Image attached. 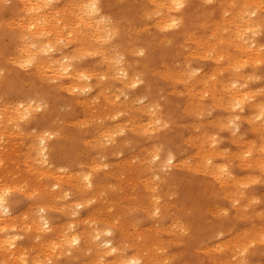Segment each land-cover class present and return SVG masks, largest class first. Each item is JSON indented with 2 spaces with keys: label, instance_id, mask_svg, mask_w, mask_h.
<instances>
[{
  "label": "rangeland",
  "instance_id": "1",
  "mask_svg": "<svg viewBox=\"0 0 264 264\" xmlns=\"http://www.w3.org/2000/svg\"><path fill=\"white\" fill-rule=\"evenodd\" d=\"M4 3H3V2ZM29 1H32V0H29ZM70 1V0H69ZM68 0L66 1V0H58V2H55V3H53L54 5H55V7L57 8H55L56 9V13L58 14V11H59V15H57L56 13H54V12H51V13H48V17L50 16V17H52V19L50 18V19H47L46 17V19L49 21H51L52 20V24H54L55 26L53 27V29H55L54 30V33L57 35H48L49 33H52V24H51V26H49L50 24H48V27H47V29L48 30H46V28H45V26H47V25H45V23H47V22H45V23H42V24H39L40 26H43V31H42V34L40 33V30H42V27L40 28V26L38 25V23H36V28L33 26V27H31V28H29L30 26H29V23L30 22H32V20L34 21H36V18H37V15L39 14V16H41V13H42V11L41 10H39V9H33V10H30V11H27L26 12V10H23L24 9V4H23V2L21 1V0H0V74H1V76H0V110H1V108L2 107H4L2 110H1V115L3 116V119H2V117H1V120H0V122L3 120V122L0 124V133L2 134H4V135H0V143L2 144V146L0 145V191H1V193L2 192H6V197L8 198V200H10L12 203H11V208H12V211H11V215H9V216H6V217H13L12 216V214L14 215V216H16V217H14L15 219H14V222L16 223V221H18V219L20 220V221H18V224H20V225H18V224H14V222H11V221H6V222H3L5 225H7V224H9L10 222V224L9 225H7L8 226V228H10L11 226H13V224L16 226H13L12 228H10L11 230H9L8 232L7 231H0V233H2V234H0V238L2 239V238H4L5 236H6V234H11V235H16L17 237L19 236V235H21L20 237H18L17 238V243H16V246H19V247H16L15 249L20 253V249L21 248H23L24 247V249H22L21 250V252H24L26 255L24 256L25 258L27 257V261H28V263L27 264H34V260H38V261H40V260H46V259H49L48 257L50 256V258H52V259H49V260H47V261H43L42 260V262H40L41 264L43 263V264H94L93 263V261L92 260H98V256H97V253L98 254H100V260H101V264H103V261H105V263L104 264H121L120 262L119 263H116V261L114 260V259H116V257L115 256H113V255H111V254H107L106 253V255H105V253H102L101 254V251L103 250V248L105 247V246H103L104 244V242L102 243V241L104 240V239H102V238H105L106 236L105 235H102V234H104V233H101V235H102V237L101 238H95V237H93L94 235H96V233L99 231V230H102V228H103V230L104 229H106V228H109V229H111L112 230V236H113V238H114V241H115V243H116V245L118 244L119 246V248H120V250H122V253L124 254V257L126 256V258H128V257H132V255H135V253L136 254H138V255H140V256H142L144 259H146V260H148L147 258H151V259H153V257L152 256H156L157 257V259H163L164 260V262H162V260H160V264L162 263H166V264H223V262L222 261H224V263L225 264H229L230 263V260H231V263L230 264H239L240 263V261L242 260V256L244 255V254H246L244 257H245V260L248 262V264H259V263H261V264H264V232H262V230H260V228H261V226H262V228L261 229H263L264 228V213H262L263 211H264V168L263 169H261V168H259L257 165H254V164H251V165H248L244 160H242L241 161V158L238 156V158H235V156H237L238 154H236V153H240V151H241V149L243 148V150L246 148V146H249V144H251V145H253L254 147H256L255 148V150H256V153H255V157H254V159H256L257 157V155H258V157L259 156H261V155H259L258 154V150L261 148V147H263V145H264V133H262V132H264V129L261 127H258L257 126V128H253V125L255 124H257L258 123V120L256 121H251V122H249L248 120H249V115L251 114L250 112H251V109H252V106H251V104L253 105V101H248L245 105H244V109H243V111L242 110H238V109H235V111H233L232 110V108L233 107H229L230 109H228V106H226L227 108L225 109V108H221V107H224L225 105H229L227 102H228V98H227V93H222V92H225V90H223L224 88L222 87H220V86H223L224 84H228V83H230V81H232L233 79H235L234 77H237V76H240V78H241V76L242 77H246V79L248 78V76H249V73H250V76H249V79L248 80H250V81H248V87H249V89H251V91L253 90V88H254V92L256 93V98L258 99V100H260V101H262V102H264V93H262V92H264V54L262 53L261 54V59L263 60V62H262V60L259 62V63H261V64H257V62L255 61L254 62V60L251 58V57H249L248 58V54H243L241 51H238V49H236V47L237 46H235V47H233V45H235L236 44V42H235V40L236 41H238L237 42V44L239 43V40H238V37L236 36L235 37V35H237L238 34V32H240L239 31V29H240V27L238 26V25H240L241 24V22H240V18L239 17H237V14H238V12H240L238 9H242V7L241 6H243V5H245V4H247L246 2H248L249 4H247L249 7H248V9L249 8H251V9H255V7L254 6H256V9L255 10H258L257 11V15H256V17L255 16H253L251 19H254V20H256V19H258V21L259 22H262V23H260V25L262 24V26H260L259 28H257L258 29V31L260 32V34L259 33H257L258 35L257 36H253V35H256V34H254L253 33V30L251 29V31H247V33H246V37H252V39H253V37H255L256 39H257V41H259L260 43L261 42H264V0H256V2L254 3V5L253 4H250L252 1L251 0H228V1H231V2H228L227 0H220V1H222V2H220L219 0H212V2H210L211 0H209L208 2H206L205 0H190L191 1V11H190V15H189V18L187 19V21H185L184 22V24H182V25H179V27L177 28V26H176V28L175 27H169V26H167L166 25V21L165 20H163V18H164V16H161L162 14L163 15H165L166 13H167V11H169L168 13V15H170L171 17H173V13H175L174 11H170L169 10V6H167V5H170V1H168V0H159V2H161V4L159 3V2H157L156 0H99V2H101V3H104V5L106 4V8H104V9H102V11L101 12H98V13H95V14H90L89 15V13H86L87 11H86V7L85 6H87V1L85 2L84 0H71L70 2H69ZM72 1H74V4H73V2ZM78 1H81V2H79V5L81 6V7H83L82 9H83V14H82V9H81V7L79 6H76V3L78 4ZM88 1H90V0H88ZM117 1V2H116ZM120 1V2H119ZM149 3H148V2ZM166 1H167V4H165L166 3ZM214 1V2H213ZM237 1H239V2H237ZM251 1V2H250ZM35 2V1H34ZM67 2H69V3H71V5L69 4V3H67ZM169 2V3H168ZM262 2V3H261ZM3 3V4H2ZM42 3V2H41ZM82 3H84L85 4V6L82 4ZM155 3V4H154ZM220 3V4H219ZM222 3V4H221ZM235 3H237V5L235 4ZM261 3V4H260ZM57 4V5H56ZM63 4V5H62ZM67 5V7L69 6L70 8H72V13L74 14L75 12H77L78 13V15L76 14V16L77 17H80V18H77L76 16H75V14H74V16H75V18H74V16H73V14L70 12L71 11V9L68 7V11H67V9H65V8H67L66 7V5ZM146 4H147V6H146ZM149 4H150V6H149ZM167 6V10H166V8L164 7L165 5ZM227 4V5H226ZM242 4V5H241ZM256 4H260V6H257ZM54 5H53V7H54ZM156 5H159V6H155ZM164 5V6H163ZM221 5V6H220ZM232 5H233V8H232ZM72 6V7H71ZM107 6H109V7H107ZM145 6V7H144ZM226 6V7H225ZM253 6V7H252ZM23 7V8H22ZM58 7H60L61 9H63V12H65V13H63L62 14V10L60 9V8H58ZM63 7V8H62ZM65 7V8H64ZM78 7V8H77ZM144 7V8H143ZM156 8V9H153V8ZM157 7H159V11H160V13L158 12V16L160 15L161 17H158V16H155V14H157L156 12L158 11V8ZM162 7V8H161ZM239 7V8H238ZM258 7H261V8H259L258 9ZM15 8V9H14ZM22 8V9H21ZM84 8H85V10H84ZM228 8V9H227ZM263 8V9H262ZM13 9V10H12ZM70 9V10H69ZM77 9H79V10H81V11H79L80 12V15L81 16H79V12H78V10ZM145 9V10H144ZM146 9L148 10L149 9V15L147 14V16H146V14H145V12H146ZM164 9V10H163ZM231 9V10H230ZM234 9H236V10H234ZM248 9H245L246 11L248 10ZM251 9H249L250 11H251ZM18 10H19V12H18ZM75 10V11H74ZM142 10H143V12H142ZM228 10H229V12H228ZM248 10V11H249ZM13 11H15V12H13ZM39 11V12H38ZM41 11V12H40ZM74 11V12H73ZM85 11V12H84ZM154 11H156L155 13H153ZM164 11H166V13L164 12ZM223 11H225V13H224V15H222L223 14ZM228 12V14H227V12ZM249 11V12H250ZM253 11V10H252ZM32 12V13H31ZM151 12H152V14H151ZM234 12V13H233ZM12 13V14H11ZM62 15H61V14ZM101 15H100V14ZM143 14L144 16L142 17V15H140V14ZM147 13V12H146ZM204 14L203 16H202V14ZM237 13V14H236ZM49 14H51V15H49ZM55 14V15H54ZM140 16H139V15ZM227 14V15H226ZM232 14L233 16H235L234 18H235V20L237 21V22H239V23H235L234 22V19L232 18V16H230V15ZM54 15V16H53ZM64 15V16H63ZM66 15V16H65ZM68 15H70V19H69V16ZM105 15V16H104ZM107 15H109V16H107ZM150 15H152V16H150ZM167 14L165 15L166 16V18L165 19H167V16H168ZM226 15V16H225ZM229 15V16H228ZM17 16V17H16ZM38 16V17H39ZM56 16V17H55ZM63 16V17H62ZM97 16H99L98 18H97ZM101 16H102V18L103 19H106V18H108V19H106L107 20V22H109L110 24H112V26L114 25V27L116 28V30H115V28H114V30L117 32H120V34H118V33H115V35H113V38H112V36L111 37H106V35H105V33H104V35H101V34H103V32L102 33H100V34H98V33H96V31H94V29L92 28V27H90V24L92 23V24H95V23H93L94 21L95 22H101ZM149 16V17H148ZM211 16V17H210ZM229 18H228V17ZM257 16H259V17H257ZM21 17H22V19H21ZM65 20H63L62 18ZM92 18V19H90V21L89 22H91V23H89L88 22V20H89V18L88 19H84V18ZM95 17V19H93ZM104 17H106V18H104ZM145 17H147L146 19H148V20H145ZM152 17H154V18H152ZM163 17V18H162ZM224 17H226L225 19H226V21L227 22H224L223 23V25L221 24V22H223V18ZM230 17H231V19H230ZM237 17V18H236ZM19 19V20H16V19ZM57 18V19H56ZM59 18H60V20H59ZM66 18L69 20V22H70V24H69V31L67 30V23H68V20H66ZM74 18V19H73ZM77 18V19H76ZM81 18H83V19H81ZM149 18H151V19H153L152 21H151V19H149ZM157 18L158 19H160V18H162V20L163 21H165L164 23H163V21H161V19L160 20H158L157 21ZM170 17L168 16V19H169ZM205 18H206V20H205ZM239 18V19H238ZM4 19V20H3ZM10 19H14V20H10ZM61 19L63 20V22L61 21ZM97 19H98V21H97ZM125 19V20H124ZM156 19V20H155ZM203 19V20H202ZM220 19H223V20H220ZM233 19V20H232ZM6 20H8V21H6ZM21 20H22V22H25V24H23L22 22H21ZM25 20V21H24ZM26 20H28V22L26 21ZM42 20V19H41ZM57 20H58V22H57ZM76 20H78V23H79V21H80V25L82 24L83 26L81 27V26H79V24L77 25V21L75 22ZM92 20H94V21H92ZM110 20V21H109ZM114 20V21H113ZM216 20H218V21H215ZM230 20V21H229ZM239 20V21H238ZM7 22V24L8 25H6V22ZM18 21V22H17ZM55 21V22H54ZM67 21V22H66ZM84 21H87V22H84ZM146 21V22H145ZM155 22V24L153 25V23ZM162 22L163 24L161 25L162 27H161V29L163 28V27H165L167 30H165V28L164 29H162V30H160V29H158V27H160L159 26V23L158 22ZM212 21V22H211ZM225 21V20H224ZM16 22L17 24H15L14 25V23ZM60 22H61V26H60ZM84 22V23H83ZM102 22H103V20H102ZM144 22L146 23V24H144ZM220 23V24H218V23ZM234 22V23H233ZM39 23H40V21H39ZM56 23H58V24H56ZM65 23V24H64ZM75 23V24H74ZM113 23H115V24H113ZM116 23H119V25L118 24H116ZM129 23V24H128ZM158 23V24H157ZM195 23V24H194ZM201 23V25H199ZM212 23V24H211ZM221 25V27H223V28H221V27H216L215 25ZM14 26H13V25ZM73 24V25H72ZM89 24V25H88ZM100 24H102V23H100ZM151 24V25H150ZM158 26H157V25ZM194 24V25H193ZM206 24V25H205ZM209 26H208V25ZM210 24L213 26L214 25V29H213V27L212 26H210ZM224 24H227V25H224ZM229 24V25H228ZM22 25V26H21ZM58 25V26H57ZM65 25V26H64ZM70 25L72 26L71 27V29H70ZM74 25H76V26H74ZM117 25H118V27H117ZM135 25V26H134ZM145 25V26H144ZM149 27H148V26ZM157 27H156V26ZM164 25V26H163ZM201 27H199V26ZM234 25V26H233ZM235 25H236V27H235ZM12 26V27H11ZM19 26V27H18ZM25 26L27 27V28H25ZM62 26H64V27H62ZM77 26H78V28L80 27L81 28V30H77L78 28H77ZM86 26V27H85ZM139 28H138V27ZM167 26V27H166ZM205 26H207V27H210L209 29H211V30H208V29H205V28H207V27H205ZM232 26V27H231ZM38 27V28H37ZM87 27H88V31H87ZM127 27H128V29H127ZM197 27V28H196ZM204 27V28H203ZM226 27V29H229V30H225L224 28ZM231 27V28H230ZM239 27V28H238ZM262 27H263V29H262ZM23 28V29H22ZM28 28H29V30H28ZM33 28V29H32ZM69 32V33H71V36L69 35V34H67L66 33V30ZM75 28H77L76 30H74L75 32V35L78 37V38H76V40H74L73 41V39H75V35L73 34V31H71V30H73V29H75ZM89 28H90V30H89ZM118 28V29H117ZM122 28H124V30L122 29ZM131 28H132V30H131ZM137 28V29H136ZM144 28V29H143ZM146 28V29H145ZM235 28H236V30H235ZM25 29V30H24ZM59 31H58V30ZM83 29H85V34L86 35H83L84 33V30ZM125 29H126V31H125ZM133 29H136L137 30V32H132L133 31ZM139 29V30H138ZM146 30V31H142V32H139L140 30ZM212 29H213V31H212ZM217 29H221L219 32L221 33H219V32H217L218 30ZM225 30V31H223V30ZM231 29H232V32H231ZM233 29H234V31H235V33L233 32ZM238 29V30H237ZM261 29V30H260ZM30 30H31V32L33 31H36L35 33H34V35H33V32L31 33L30 32ZM39 31V33L40 34H38V31ZM44 30H46L45 32H44ZM58 32H57V31ZM61 30L65 33H63V32H61ZM136 30H134V31H136ZM186 30V31H185ZM188 30H190V31H188ZM194 30V31H193ZM241 30V29H240ZM29 31V32H28ZM81 31H82V33H81ZM94 31V32H93ZM130 31L132 32V33H130ZM161 31V32H160ZM21 32H22V34H21ZM47 32H49V33H47ZM76 32H79V34L81 33L82 35H83V37L86 39V41H89V42H91V40H92V43H87L86 41H85V39H83L81 36V34L80 35H77L78 33H76ZM89 32H91V33H89ZM153 34V35H150L151 33ZM183 32H185V33H183ZM188 32V33H187ZM201 33V34H203L204 35V33L206 34V36L204 35L203 37H201L202 35H198V34H196V33ZM213 34H216V35H212V36H216V37H214V38H212V36H211V33ZM230 33V36H228L229 35V33ZM237 32V33H236ZM252 32V33H251ZM26 33V34H25ZM46 33V34H45ZM58 33V34H57ZM63 33V34H62ZM92 33H94L93 35H92ZM138 33V34H137ZM164 33V34H163ZM187 33V34H186ZM209 33H210V35H209ZM227 35H226V34ZM232 33H234V35L232 34ZM249 33H251V34H249ZM25 34V35H24ZM40 35V38H39V36L38 35ZM44 34H45V36H44ZM60 34H62L61 36H60ZM73 34V35H72ZM90 37H93V38H89V36ZM124 34V35H123ZM189 34V35H188ZM222 35V37H220V35ZM46 35H48L49 36V38H48V36L46 37ZM66 35V36H65ZM95 35L97 36L98 35V37H100L99 35H101V37L103 36V38H98V37H95ZM163 35H166V36H163ZM186 35H188L190 38L191 37H193L192 39H195V36H196V39L195 40H191L188 36L186 37ZM197 35H198V38H197ZM225 35H226V37H225ZM232 35V36H231ZM23 36V37H22ZM44 36V37H43ZM51 36V37H50ZM54 36H56V37H54ZM117 36H119V37H117ZM135 36V37H134ZM156 38H155V37ZM185 36V37H184ZM209 36V37H208ZM21 37H22V39H21ZM36 37H38L39 38V40H38V38H36ZM42 37H43V39H42ZM63 37H66V38H63ZM70 37V43H69V40H68V38ZM71 37H73V38H71ZM134 39H133V38ZM162 37V38H161ZM164 37H165V39H164ZM171 37V38H170ZM221 38V39H219V38ZM228 37H231V39L233 40H231L230 38H228ZM235 37V38H234ZM34 38V39H33ZM36 38V39H35ZM44 38H45V40H44ZM52 40H51V39ZM55 38H58V39H56V40H54ZM60 38V39H59ZM63 38V39H62ZM106 38V39H105ZM131 38V39H130ZM153 38V39H152ZM201 38V39H200ZM202 38H205L206 40H207V43H205L206 41H205V39H203L202 40ZM213 40H215V41H213ZM216 38H218L217 39V41H219V42H217L216 41ZM225 38V39H224ZM249 38V39H250ZM40 39H41V41L43 40L44 42L43 43H45V41L46 40H51V42H52V44L54 45V48H52V49H50L49 50V52H48V54H44L43 56H41L40 58H41V60L43 61L44 59H45V57L46 58H48V56L50 55V53L52 52L53 53V55H52V53H51V55L49 56V58L51 59H47L48 61H52V60H57L58 58H60L61 56H63L64 55V52H65V55H68L72 60H74L73 62H74V64H75V66L76 67H78V68H81V69H83L84 71H87L88 73H92V74H94L93 76V78L91 77V79L90 80H87V79H85V83H83L84 85H86L88 82L90 83V86H92L89 90H86L85 92H83L82 90H81V88H82V86H84V85H82V86H80L82 83H80L81 81H84V80H80V79H69V78H55V77H53L52 75H54L53 74V72H50V70L49 69H47V68H45L44 69V67L42 68V70H41V68H37V69H39V71L36 69V67L33 65V66H28V64L26 63V60L27 59H30L29 57H28V54H31V53H34V52H36L37 50H35L36 49V47H34L33 45L34 44H32L33 42H35V46H38L39 44H40ZM61 39H62V41H61ZM66 39H67V41H66ZM81 39V40H80ZM97 39V42L95 41ZM100 39H101V41H100ZM107 41L108 39H111V40H108L109 41V43H107L105 40ZM129 41H128V40ZM132 39H133V41L134 42H131L132 41ZM185 39V40H184ZM198 39H200V41L198 40ZM210 39V40H209ZM227 39L229 40V41H227ZM35 40V41H34ZM63 40H65V42L63 41ZM79 40V41H78ZM135 40L137 41V42H135ZM167 40V41H166ZM186 40H188V41H186ZM191 40V41H190ZM199 42H198V41ZM221 40V41H220ZM224 40V41H223ZM230 40H231V42H233V43H231L230 42ZM23 41H29L28 43L26 42L25 44H26V46H30V45H32L33 46V48H34V50H33V48L30 46V47H24L25 46V44H23ZM39 41V42H38ZM73 41V42H72ZM78 41V42H77ZM83 42V45H82V42ZM94 41V42H93ZM113 41V43L117 46V48L116 47H114L113 45H112V42ZM147 41H148V43H147ZM205 41V42H204ZM211 41H213V43L216 45H213L212 46V48L213 49H215V50H213L212 48H211V44H210V46H208L209 45V43H211ZM22 42V43H21ZM32 42V43H31ZM58 42H60V43H58ZM64 42V43H63ZM86 42V43H85ZM128 42H131V44H129ZM164 42H166V43H164ZM169 42V43H168ZM203 44H202V43ZM229 42V43H228ZM234 42H235V44H234ZM17 43H20L19 45L17 44ZM31 43V44H30ZM54 43H56V44H54ZM63 43V44H62ZM84 43L87 45V44H89L90 45V47L92 48V47H95V49L94 48H92L91 49V51H90V48H88L86 45H84ZM106 43V44H105ZM120 43V44H119ZM222 43V44H221ZM224 43V44H223ZM233 44L232 46H231V44ZM28 44V45H27ZM30 44V45H29ZM38 44V45H37ZM65 44V45H64ZM82 45V47L83 48H85L86 49V51H85V49H82L81 48V45ZM92 44V45H91ZM98 46H96V45ZM102 44V45H101ZM105 44V46H103ZM133 44V45H132ZM160 44V45H159ZM162 44V45H161ZM181 44V45H180ZM184 44V45H183ZM198 46H197V45ZM203 45V47L205 48V50H207V51H205L204 50V48L203 47H201L202 45ZM56 45V46H55ZM77 45H78V47H80V48H78L77 47ZM100 45L102 46V47H100ZM111 45V46H110ZM191 46V48H190V46ZM200 45V46H199ZM217 45H219L218 47H217ZM224 47H223V46ZM230 45V46H229ZM58 46H60L59 48H56V47H58ZM84 46H86V47H84ZM113 46V47H112ZM136 46H141L140 48H138L137 47V49H135V50H133L132 48L133 47H136ZM193 46V47H192ZM197 46V47H196ZM221 46V47H220ZM229 46V47H228ZM16 47V48H15ZM18 47H19V50H18ZM20 47H22V48H20ZM65 47V48H64ZM77 47V48H76ZM100 47V49L97 51V52H95L96 51V48L98 49ZM104 47V48H103ZM107 47V48H106ZM110 47V48H109ZM120 47V48H119ZM129 48V49H127V48ZM143 47H144V49H143ZM184 47V48H183ZM186 47L188 48V49H186ZM29 48H30V50H29ZM61 48H63V49H61ZM88 48V49H87ZM101 48H103L102 50H101ZM106 48V49H105ZM115 50H114V49ZM141 48H142V50H141ZM196 48H198V49H196ZM207 48V49H206ZM218 48L220 49H222L223 48V50L225 51V53H223L222 51L220 52H218L217 51V54L218 53H223V54H221L220 56H221V58H219L218 56H217V54H213V53H215V51L216 50H218ZM14 49H16V51L14 50ZM69 49H71V50H69ZM79 49V50H78ZM82 49V50H81ZM109 49V50H108ZM121 49H124V50H122L121 51ZM132 51H131V50ZM140 49V50H139ZM190 49H193V50H191L190 51ZM229 49V50H228ZM31 50H32V52H31ZM74 50H75V52H77V53H75L74 52ZM88 50V51H87ZM94 50V51H93ZM100 50H101V52H100ZM108 50V51H107ZM34 51V52H33ZM51 51V52H50ZM56 51H60V52H56ZM82 51H83V53H82ZM84 51L86 52L85 54H84ZM105 51V52H104ZM107 51V52H106ZM116 51H117V53H116ZM119 51V52H118ZM126 51V52H125ZM139 53H138V52ZM191 53H190V52ZM197 51V52H196ZM210 51H212V52H210ZM29 52H31V53H29ZM56 52V53H55ZM74 52V53H73ZM87 52H88V54H87ZM94 54H93V53ZM102 52H104V53H102ZM114 52V53H113ZM121 52V53H120ZM125 54H124V53ZM186 52H188L187 53V55H186ZM194 52V53H193ZM236 52H239L238 54L236 53ZM19 53H20V55H19ZM27 54V57H26V54ZM55 53V54H54ZM66 53H68V54H66ZM72 53V54H71ZM100 53V54H99ZM101 53L103 54V58H101L102 57V55H101ZM109 53H111L112 54V56H113V58H114V55H115V53H116V55H115V59H113L112 60V56L111 55H108ZM122 54V55H124L123 56V60H124V64H125V67H127L126 65L128 64V71H129V73L131 74L132 72H134L135 74H138V75H133L134 73H132L131 75H133V77H135V79H138L137 77H139V81L141 80V82H139L138 84V86H134L133 87V85H132V83L131 82H129V80L131 79V81H132V77L130 76V79L128 80V82H127V79H124V80H126V81H124V83L126 84V82H127V86H124L125 84L123 83V82H121V81H123V78L120 76V74H117V75H112V76H110V73L108 74V72H110V70H112V66H110V64L112 63V61H114V60H116L117 59V55L118 54ZM127 53V54H126ZM136 53V55H134ZM144 53V54H143ZM177 53V54H176ZM179 53V54H178ZM194 54V55H191V54ZM210 53H212L213 55H215V56H212V54H210ZM231 55H230V54ZM4 54V55H3ZM25 56H23V55ZM74 54V55H73ZM89 55V56H87V55ZM139 54L141 55V56H139ZM143 54V55H142ZM199 55V57H198V55ZM203 54H207L206 55V58H205V56H204V58H200V56H202ZM224 54H225V56H224ZM234 54V55H233ZM242 54V58L243 57H245L244 59H246V58H248L247 60H245V62L243 61L242 62V59L240 58V57H237V56H240ZM19 55V56H18ZM46 55H48V56H46ZM86 55V56H85ZM91 55V56H90ZM94 55V56H93ZM188 55H190V56H188ZM210 55V56H209ZM227 55V56H226ZM2 56V57H1ZM18 56V58H13V57H17ZM21 56V57H20ZM30 56V55H29ZM84 56V57H83ZM109 56V57H108ZM111 56V57H110ZM191 56H192V58H191ZM195 56V57H194ZM212 56V58H209V57H211ZM229 56V57H228ZM233 56H236L235 57V60L233 59ZM247 56V57H246ZM84 59H83V58ZM107 57V58H106ZM126 59H125V58ZM197 57V58H196ZM208 57V58H207ZM213 57H215V58H213ZM217 57H218V60H217ZM25 58H27V59H25ZM55 58V59H54ZM101 58V59H100ZM105 58V59H104ZM108 58L110 59V60H108ZM184 58H185V60H186V58L188 59V61L186 60H184ZM232 58V59H231ZM241 60H239V59ZM7 59H8V61H7ZM78 59V60H77ZM83 59V60H82ZM104 59V60H103ZM136 59V63H134V61L133 60H135ZM213 59V60H212ZM214 59H216L215 61H214ZM224 60V61H220V60ZM238 59V66H237V64H236V60ZM12 62H11V61ZM17 60H18V62H17ZM40 60V59H39ZM77 60V61H76ZM100 60V61H99ZM108 60V61H107ZM183 60V61H182ZM189 60H190V62H189ZM19 61H21L22 63L23 62H25V63H21V65H20V62ZM79 61V62H78ZM98 61V62H97ZM106 61V62H105ZM127 61V62H126ZM138 61V62H137ZM140 61V62H139ZM145 61H146V63H145ZM180 62V64H182V66H180V64H179V62ZM234 61H235V63H234ZM240 61V62H239ZM246 61H248V62H246ZM15 62V63H14ZM104 62V63H103ZM109 62V63H108ZM228 62H230V63H233V64H231V66L233 67V66H235L236 68L238 67V69H235L234 67L232 68L231 66H229V70L227 69V70H224V68L226 69V67L229 65V63ZM241 62L244 64V66H242V67H244V68H242L241 67V65H243V64H241ZM14 63V64H13ZM94 63H96L95 65H94ZM106 63H108V64H106ZM131 63V64H130ZM141 63V64H140ZM165 65H163V64ZM176 63V64H175ZM185 63H187V65H188V67H187V65L185 64ZM246 63V64H245ZM247 63L249 64V65H247ZM250 63H252V64H250ZM101 66H100V65ZM113 65H114V63H112ZM133 64V65H132ZM138 64V65H137ZM142 64H143V66H142ZM173 64H175L174 66H173ZM185 64V65H184ZM190 64V65H189ZM224 64V65H223ZM228 64V65H227ZM240 64V65H239ZM254 64V66L256 67V65H257V67H256V69H255V71H254V66H252ZM30 65V64H29ZM129 65H131L130 66V68H129ZM179 65V66H178ZM215 65H217V66H215ZM11 66L14 68H11ZM27 66V67H26ZM108 66V67H107ZM148 66V67H147ZM184 66H186L185 68H184ZM22 67V68H21ZM26 67V68H25ZM90 67H92L91 69H90ZM107 67V68H106ZM114 67V66H113ZM151 67L153 68V69H151ZM168 67V68H167ZM182 68V70H181V68ZM194 69V68H199V69H201L200 70V72H199V74L201 73V75H198V76H196V74H191L190 75V73H189V71L190 70H192V68ZM214 67V68H213ZM218 67V68H217ZM222 69H221V68ZM224 67V68H223ZM6 70H5V69ZM156 68V69H155ZM171 68V69H170ZM189 68H191V69H189ZM220 68V69H219ZM242 69V71H240V69ZM8 69V70H7ZM13 69V70H12ZM95 69V70H94ZM105 69H109V71H107V70H105ZM143 69H144V71H143ZM146 69V70H145ZM165 69H166V72H167V77H168V79L166 78V72H165ZM178 69V70H177ZM184 69V70H183ZM189 69V70H188ZM214 69V70H213ZM219 69V70H218ZM233 69V70H232ZM4 71V72H1V71ZM10 70V71H9ZM48 70V71H47ZM90 70V71H89ZM91 70H93V72L91 71ZM99 70H101V71H99ZM102 70H103V72H102ZM138 70H140V72H141V74H140V72L138 71ZM175 70V71H174ZM179 70H181L180 71V74H178L177 73V71L179 72ZM212 70H213V72H212ZM222 71V70H224L223 72H219V71ZM231 70V71H230ZM41 71H42V73H41ZM43 71H44V73H43ZM46 71V72H45ZM106 71V73L108 74L107 75V78L105 79V78H101V77H97V75H99L100 74V76H101V74L102 73H104ZM142 71L144 72V73H142ZM154 71V72H153ZM156 71H158L157 73H155ZM168 71H170L169 72V74H168ZM185 71H187L186 73H182V72H185ZM201 71H203V72H201ZM214 71H215V73H214ZM225 71H227V72H225ZM252 71H253V74H252ZM41 73V75H40V73ZM49 72V73H48ZM97 73V75H95V73ZM100 72H102V73H100ZM174 74H173V73ZM233 72V73H232ZM111 73H112V71H111ZM154 73V74H153ZM172 73V74H171ZM203 73H204V75H203ZM210 73V74H209ZM222 73V74H221ZM240 73V74H239ZM46 74H48L49 76L51 75L52 76V80H51V77H48V78H50V79H47V77H46ZM129 74V75H130ZM177 76H179V77H175L176 75ZM198 74V73H197ZM233 74H234V76H233ZM239 74V75H238ZM244 76H243V75ZM246 74H248V75H246ZM255 74H257V77H258V79H257V77H256V75ZM39 75V76H38ZM42 75H44V76H42ZM143 75H144V77H143ZM161 75V76H160ZM184 75L186 76L185 78H184ZM195 75V76H194ZM206 75V77H205V79L206 80H208V83L207 84H205V82H197V80H195L196 79V77H199V78H201L202 76H205ZM210 75H217V76H219V78H221V79H219L218 77H216L215 78V76H213V77H209ZM253 75V76H252ZM2 76H3V78H2ZM40 76H42L41 77V79H40ZM96 76V77H95ZM108 76H110V77H108ZM117 76H119V77H117ZM141 76V77H140ZM163 76H165V77H163ZM171 76L173 77V78H171ZM190 76V77H189ZM43 77H44V79H43ZM111 77H113V78H111ZM115 77L117 78V79H121L122 78V80H118L117 81V79H115ZM174 77L176 78L174 81L177 83H175V82H173V80L172 79H174ZM192 77H194V78H192ZM253 77L255 78L254 79V81H253ZM101 78V79H100ZM111 78V79H110ZM169 78H171L170 79V81H169ZM182 78H183V80L185 81V82H182ZM207 78H209V79H207ZM213 79V80H215V81H212L211 79ZM223 78V79H222ZM230 78V79H229ZM259 78H260V80H259ZM188 81H186V80ZM198 79V78H197ZM232 79V80H231ZM236 79H238V78H236ZM242 79V78H241ZM251 79H252V81H251ZM50 80H51V82H50ZM59 80V81H58ZM77 80H80V82H78V84L80 83V87L81 88H78V90L80 91V93H79V91L78 90H73V88H72V86L71 85H74V84H76V82H77ZM101 80V81H100ZM148 80V81H147ZM190 80V81H189ZM192 80V81H191ZM223 80V81H222ZM224 80H228L227 82L226 81H224ZM27 81V82H26ZM75 81V82H74ZM86 81H87V83H86ZM106 83V84H108V85H104V82ZM109 81H111V84L109 83ZM112 81H113V84H112ZM151 82V84H150V82ZM178 81H180V83L178 82ZM194 81H195V83L197 82V84H195V86H194ZM34 82V83H33ZM59 82H60V84H59ZM96 82V83H95ZM101 82H102V87H101ZM175 84V86L173 85V83ZM213 82H219L218 84L220 85H218L217 83V85L215 86V83H213ZM226 82V83H225ZM31 83H33V84H31ZM71 83V85H68V84H70ZM74 83V84H73ZM88 83V84H89ZM98 83V84H97ZM123 83V84H122ZM144 83H146V84H144ZM149 83V84H148ZM153 83V84H152ZM183 83H186V85L185 84H183ZM199 83V84H198ZM30 84V85H29ZM115 84V85H114ZM173 86H172V85ZM189 84V85H188ZM191 84H193L192 86H191ZM31 87H29V86ZM58 85V86H57ZM63 85H65V86H63ZM96 85V86H95ZM100 85V86H99ZM114 85V86H113ZM121 85H123V87L121 86ZM151 85V86H150ZM178 85V86H177ZM204 85V86H203ZM28 86V87H27ZM33 86V87H32ZM57 86V87H56ZM62 86L64 87V88H62ZM69 86V87H68ZM71 86V87H70ZM116 86V87H115ZM120 86V87H119ZM132 86V87H131ZM189 86H191L190 88H192V90L191 89H188L189 88ZM199 86V87H198ZM201 86V87H200ZM208 88H207V87ZM215 86V87H214ZM65 87H67V88H70V90H68L67 91V88H65ZM106 87V88H105ZM111 89H110V88ZM122 87V89H120ZM127 87H130V88H127ZM147 87H148V89H147ZM151 87V88H150ZM204 87H206V88H204ZM213 87V88H212ZM260 87H262V89L260 88ZM34 88L36 89V90H34ZM61 88V89H60ZM102 88V89H101ZM108 88V90H110V91H108V90H105V89H107ZM115 88L117 89V90H115ZM118 88H119V90H118ZM133 88V89H132ZM135 88V89H134ZM174 88V89H173ZM176 88V89H175ZM199 88V89H198ZM204 88V89H203ZM215 88V90L213 91V89ZM221 88V89H220ZM256 88V89H255ZM259 88V89H258ZM65 89V90H64ZM71 89H72V91H71ZM104 89V90H103ZM114 89V91H113V93H111L112 92V90ZM125 89V90H124ZM162 89V90H161ZM178 89V90H177ZM184 89H186V90H184ZM198 89V90H197ZM207 89V90H206ZM210 89H212V91L210 90ZM222 90V91H220V90ZM98 90L100 91V93H98ZM121 90H123V91H121ZM160 90H161V92H160ZM171 90H172V92H171ZM174 90V91H173ZM196 92H195V91ZM209 90H210V92H211V94L209 93ZM261 90V91H260ZM78 91V92H77ZM91 91H93V92H91ZM102 91H103V93H102ZM105 91V92H104ZM128 91H129V94H126V93H128ZM144 91L146 92V93H144ZM184 91H185V95L183 94L182 95V93H184ZM189 91H191V93L193 94V93H195V94H197V95H199V96H196V97H194L195 96V94H193L194 96V98H196V99H198V97H201V98H199L198 99V101L197 102H192V101H196L193 97H192V94L191 93H189V95L191 96H188V92ZM199 91V92H198ZM201 91V92H200ZM208 91V92H207ZM217 91V92H216ZM220 91V92H219ZM3 92V93H2ZM34 92V93H33ZM37 92V93H36ZM73 92V93H72ZM81 92H83L82 93V95H81ZM90 92V93H89ZM100 95V96H98L97 95V93ZM107 92H109L108 94H107ZM122 94H121V93ZM134 92V93H133ZM155 92L157 93V95L155 94ZM171 92V93H170ZM175 92V93H174ZM180 92H182L181 94H180ZM203 92H204V94H203ZM214 94H213V93ZM253 92V91H252ZM257 92L259 93V94H257ZM48 93V94H47ZM78 93V94H77ZM85 93V94H84ZM87 93V94H86ZM132 93V94H131ZM149 93V94H148ZM161 93V94H160ZM209 93V94H208ZM220 95H219V94ZM32 94H33V96H32ZM35 94V95H34ZM98 96V99H96V95ZM103 94H104V96H103ZM112 94V95H111ZM145 94H146V96H145ZM164 94V95H163ZM178 94H180V95H178ZM201 94V95H200ZM224 94H226V95H224ZM26 95L27 96H30L29 98L28 97H26ZM37 95H38V97H37ZM114 96V97H116L117 99L119 98L120 99V97H121V99L120 100H117V99H114V97H113V99H112V97L111 98H108V96ZM118 95L120 96V97H118ZM125 95H126V97H125ZM134 95V96H133ZM151 95H153V96H151ZM163 95V96H162ZM210 95V96H209ZM104 98H103V97ZM105 96H107V97H105ZM149 96V97H148ZM207 96V97H206ZM209 96V97H208ZM212 96H214L213 97V99L212 98H210V97H212ZM222 96L226 99L227 98V100H225V99H221L222 98ZM39 97H41V100H40V102H42V101H45V102H42L41 104L42 105H40V107L38 106V104H37V108L39 109V108H42V109H35V107H31L32 105H33V103L35 102V101H33V100H36V103L38 102L37 101V99L39 100ZM100 97V98H99ZM102 97V98H101ZM132 97V100L130 99ZM137 97V98H136ZM145 97V98H144ZM161 97H163V98H161ZM165 97H166V100H164L165 99ZM205 97V99H203ZM218 97H219V99L222 101H220L219 99H218ZM37 98V99H36ZM64 98V99H63ZM93 98V99H92ZM125 98V99H124ZM156 98V99H155ZM186 98H188V99H186ZM214 98H216V99H214ZM26 100V101H32L31 103H30V106H29V103L28 102H26V104L24 103V100ZM52 99H54V100H52ZM73 99V100H72ZM80 101H78V100ZM85 101H84V100ZM87 99H88V101H87ZM94 99H96V101H98V102H96V101H94ZM101 99V100H100ZM104 99V100H103ZM108 100V99H112V100H109V101H111L112 103H109L108 101H106V100ZM128 101H127V100ZM138 100L137 102L136 101H134V100ZM140 99H141V101H140ZM143 99V100H142ZM152 99H153V101H152ZM156 101H155V100ZM219 101H218V100ZM19 100H21V102L19 101ZM94 101V102H91V101ZM103 100V101H102ZM117 100V102L114 104V102ZM126 100V101H125ZM149 100H151L150 102H149ZM202 100V101H201ZM212 100V101H211ZM216 100H217V102L218 103H216ZM225 100V101H224ZM13 101H17L16 103L15 102H13ZM68 101V103H66ZM71 101V102H70ZM103 102V103H100V102ZM119 101L122 103V104H125L126 103V105L129 103V104H131L129 101H131L132 103H133V105L134 106H136V107H134L133 106V109H131L130 108V106L132 107V104L131 105H128L127 107H126V105H122V104H118L119 106H117L116 104L117 103H119ZM124 101H125V103H124ZM148 101V102H147ZM155 101V102H154ZM200 101V102H199ZM227 101V102H226ZM2 102H4L3 104H5V103H7V104H5V106H3V104H2ZM18 102H20L21 103V105L19 106V105H17L18 104ZM85 102H86V105H84L85 104ZM108 102V103H107ZM128 102V103H127ZM134 102H135V104H134ZM147 104H145V103ZM199 102V103H198ZM202 102H204L203 104H206L205 106H206V108H205V106L202 104ZM216 103L217 105H219L220 104V106L221 107H217V105H214L213 103ZM220 102V103H219ZM9 103H11V104H9ZM13 103V104H12ZM15 103V104H14ZM28 103V104H27ZM39 103V102H38ZM84 103V104H83ZM98 103V104H97ZM149 103H152V105H153V107H156V106H159L158 108H157V110H159L161 113H162V118H163V120L165 121H163L164 123V128L163 129H160V127L162 128V126H158V128H157V126H155V124H153V123H151L152 124V126H155V127H152L151 125H149L148 124V122H150V119L148 120V122H146L145 120L146 119H148L149 118V115H147V113H143L142 114V112H141V110L142 109H144V110H146L145 108H143V107H150V105L151 104H149ZM158 103V104H157ZM186 103H187V105H186ZM199 105H198V104ZM223 103H225V104H223ZM25 104V105H24ZM46 104V105H45ZM48 104V105H47ZM67 104V105H66ZM90 104V105H89ZM91 104L92 105H94V107L93 106H91ZM106 104V105H105ZM110 105L108 108H107V105ZM138 104V105H137ZM144 104V105H143ZM191 104V105H190ZM193 104H195V105H193ZM7 105V106H6ZM10 105H15V106H10ZM17 105V106H16ZM22 105L23 106H25L24 107V109H23V107H22ZM36 105V104H35ZM34 105V106H35ZM46 107H45V106ZM140 105H141V107H140ZM155 105V106H154ZM197 105V106H196ZM8 106H10V107H8ZM19 106V107H18ZM90 106V107H89ZM99 106V107H98ZM104 106H106L105 107V109L106 110H103V108H104ZM121 106V107H120ZM124 106V107H123ZM163 106V107H162ZM185 106L187 107L188 106V110L187 109H185ZM12 107V108H11ZM18 107V108H17ZM27 107V108H26ZM29 107H31V109L29 108ZM44 107V108H43ZM72 107V108H71ZM84 107H89V108H84ZM111 107V108H110ZM139 107L141 108V109H139ZM190 107V108H189ZM203 107H204V111H205V109H206V112L207 113H205V112H203L202 110H201V108L203 109ZM212 107V108H211ZM15 108H17L18 109V111L15 109ZM29 108V110H30V112H26V110ZM67 108H69L68 110H66ZM90 108H92V110L90 109ZM117 108H119V109H121V110H124V111H121V110H119V109H117ZM128 110H127V109ZM131 110H130V109ZM183 108V109H182ZM194 108V109H193ZM4 109H7V110H4ZM8 109H10V110H8ZM26 109V110H25ZM48 109H50V110H48ZM90 109V110H89ZM95 109V110H94ZM98 109V110H97ZM103 111H102V110ZM185 109V110H184ZM213 109V110H212ZM234 109V108H233ZM246 109V110H245ZM12 110V112H10ZM15 110H16V112H15ZM110 112H109V111ZM115 110V111H114ZM135 110H137L136 112H135ZM148 110H149V108H148ZM193 110V111H192ZM196 110V111H195ZM199 110H201V111H199ZM213 112H212V111ZM5 111H7V112H5ZM33 111H35V112H33ZM37 111V112H36ZM39 111V112H38ZM68 111V112H67ZM89 111V112H88ZM94 111H98L97 112V114L99 115V116H97V118H101V119H103V121L102 120H100V118L98 119V122H97V124H96V115H92V113L93 114H95L96 112H94ZM99 111H101V113L102 114H104V115H106V116H103V118H102V114L99 112ZM116 111H117V113H121L122 112V114H117L116 113ZM119 111H121V112H119ZM186 111H188L189 113H187ZM191 111L192 112H194V113H191ZM14 112V113H13ZM18 112H20V113H18ZM21 112H23V113H26L25 115H26V117H25V115H24V117L23 116H21V115H23V113H21ZM31 112H32V114H31ZM51 112V113H50ZM66 112H67V114H66ZM74 112V113H73ZM76 112V113H75ZM92 112V113H91ZM116 113V115H115V117H116V119H114V117H112L113 115H112V113ZM212 112V113H211ZM10 113H12V114H10ZM91 113V114H90ZM113 113V114H114ZM139 113V114H138ZM187 113V114H186ZM196 113V114H195ZM199 115H198V114ZM200 113H201V117H200ZM203 113V114H202ZM7 114V115H6ZM9 114H10V116H9ZM15 114V115H14ZM19 114H21L19 117H20V119H17L18 118V115ZM88 114H90V116L92 115L93 117H94V119L92 120L91 118H90V116L88 115ZM109 114H111L110 115V118H108L109 117ZM131 116H130V115ZM134 114V115H133ZM141 114V115H140ZM171 114V115H170ZM195 114V115H194ZM207 114V115H206ZM231 114V115H230ZM12 115V116H11ZM29 115V116H28ZM59 115V116H58ZM137 115H139V116H137ZM170 115V116H169ZM194 115V116H193ZM196 115L197 116H199V117H196ZM204 115V116H203ZM206 115V116H205ZM229 115H230V117H229ZM234 115V116H233ZM238 115V116H237ZM245 115V116H244ZM252 115V114H251ZM250 115V116H251ZM6 118H5V117ZM7 116H9V118L11 119V118H15V120H14V118H13V120L11 121L10 119V121L8 122V123H6V121L4 120V118L6 119V120H8V117ZM87 116H88V119H86L87 118ZM91 116V117H92ZM135 116V117H134ZM141 116V117H140ZM182 116V117H181ZM216 116V117H215ZM222 116V117H221ZM242 116H244L243 118L244 119H242V118H240V117H242ZM246 116L248 117V118H246ZM17 117V118H16ZM56 117H58V118H56ZM106 117V118H105ZM133 117V118H132ZM136 117H138L137 119L139 120V122H140V120H142L141 122H140V124H139V122L137 121V119H136ZM144 117H145V119H144ZM220 117V118H219ZM226 117H228V118H226ZM236 117V118H235ZM26 118V119H25ZM28 118H30V120H28ZM61 118V119H60ZM82 120H81V119ZM91 120H90V119ZM130 118H132V119H130ZM136 119V121H135V119ZM216 118H219V119H216ZM222 118V119H221ZM232 119V118H234V120H236V122H238V124H239V128H236L235 130H234V128L235 127H232L233 126V124L231 125L230 124V119ZM24 119H25V122H24ZM57 121H55V120ZM79 120V122H78V120ZM86 121H85V120ZM124 119H126V121L128 122V119H129V124L128 123H125L126 121L124 120ZM143 119H144V122H143ZM175 119V120H174ZM211 119H213L212 121H214V123L213 122H210L211 121ZM214 119H216V121L214 120ZM239 119H241V121L239 120ZM246 119H248V120H246ZM27 120V121H26ZM53 120H54V122H56V123H54L53 122ZM112 120V121H111ZM116 120V121H115ZM167 120V121H166ZM201 120V122H199ZM210 122V123H208V121ZM217 120H219V121H217ZM221 120V121H220ZM224 120V121H223ZM18 121V122H17ZM23 121V122H22ZM83 121V122H82ZM90 121V122H89ZM123 121H125V122H123ZM169 121H170V123H169ZM173 121V122H172ZM12 122H16V124H17V126H15V125H13V126H15L16 128L18 127V125L19 126H21V128L20 127H18V129H16V128H14V130H11V128L9 127V126H11V125H9V124H14V123H12ZM27 122V123H26ZM61 122H62V124H61ZM68 122V123H67ZM72 122H74V123H72ZM88 122V123H87ZM121 122H123V123H121ZM131 122V123H130ZM136 122V123H135ZM189 122V123H188ZM199 122V123H198ZM221 122H223V123H225V124H223V123H221ZM5 123H6V125H5ZM77 123H79V124H81V126L79 125V124H77ZM87 123V124H86ZM107 123V124H106ZM114 123V124H113ZM116 123H117V126H116ZM120 123V124H119ZM145 123H147V126L143 129V132H142V129L141 128H143V125ZM173 123H174V125H173ZM182 123V124H181ZM193 123V124H192ZM198 123V124H197ZM204 125H203V124ZM217 123V124H216ZM220 123H221V125H220ZM227 123H229V124H227ZM7 124L9 125V126H7ZM75 124V125H74ZM85 124V125H84ZM106 124V125H105ZM123 124V125H122ZM126 124V125H125ZM129 126H131L132 124H139L141 127H138L137 125H134L135 126V129L138 131V134H136L137 133V131H134V132H132V129H133V127H132V129H130L131 127H129ZM176 124V125H175ZM178 124H180V125H178ZM201 124V125H200ZM223 124V125H222ZM6 127H5V126ZM84 125V126H83ZM88 125H91V126H87ZM95 125V126H94ZM105 125V126H104ZM108 125V126H107ZM109 125H113V126H115L114 127V130L113 131H111L112 130V128H113V126L111 127V126H109ZM118 125H119V127H120V125H121V127H120V129H119V127H118ZM185 127H184V126ZM195 125L198 127H195ZM198 125H200V126H198ZM226 125V127H228V129L226 128V127H224V128H222L221 129V126L223 127V126H225ZM254 125V126H255ZM257 125H259V124H257ZM79 126H80V128H79ZM94 126V127H93ZM125 126H128V129L130 130H128ZM150 126V127H149ZM192 126H194L193 128H192ZM2 127H4V128H2ZM23 127V128H22ZM105 127H109L110 129V131H108L107 130V128L105 129ZM118 127V128H117ZM125 128V129H122L121 130V128ZM148 127V128H147ZM152 127V128H151ZM229 127H231L232 128V131L234 132H232L230 129L231 128H229ZM252 127V128H251ZM13 128V127H12ZM47 128H49V130L47 129ZM102 128V129H101ZM104 128V129H103ZM116 128V129H115ZM151 128V129H150ZM153 128H156V129H154L153 130ZM195 128L197 129V130H195ZM260 128V129H259ZM1 129H4V131H2ZM11 131H10V130ZM20 129V130H19ZM45 129H47L49 132H51L54 136L51 138H49V136H48V138L50 139L49 140V143L51 144V158H52V161H51V164L48 166V165H42V166H39L38 164H42L39 160H37V155H35L36 154V152H35V149H34V147H36L37 146V142H38V139H39V137L41 136V132L43 131V130H45ZM56 129H58V130H56ZM102 131H101V130ZM119 129V131L121 130V131H123V132H121V133H119L118 134V132H117V130ZM150 129V130H149ZM204 130V133H205V135H203L204 133H203V130ZM221 129V130H220ZM253 129V130H252ZM261 129H263V131L261 130ZM29 130V131H28ZM41 130V131H40ZM54 130H56V131H54ZM134 130V129H133ZM148 130L149 132L147 133L146 131ZM153 130V131H152ZM238 130V131H237ZM255 130V131H254ZM258 132H257V131ZM6 131H7V133H6ZM11 133H10V132ZM22 132V133H19V132ZM23 131H25V133H26V131H28L27 133L28 134H25L24 135V133H23ZM33 131V132H32ZM54 131V132H53ZM58 131V132H57ZM86 131V132H85ZM95 131V132H94ZM96 131H97V133H96ZM98 131L101 133H99L98 134ZM104 131V134L102 133ZM105 131L106 132H108L107 133V135L111 138V141L109 142L108 141V138H106L107 137V135H106V133H105ZM114 131H115V134H114V136H112V134L114 133ZM139 131H141V132H139ZM155 131V132H154ZM206 131H207V133L208 134H206ZM236 131H237V133L238 134H241V135H243L244 134V136H243V140H245V141H248L249 142V144H248V142H245V141H243L242 139V141L243 142H245V144H238V143H240V142H238V143H236L235 144V142H237V140H235V142H234V144L232 143L234 140H232L233 139V136H235V137H237L236 139H240L239 137H241L242 138V136H240L239 135V137L237 136L238 134H235L236 133ZM262 131V132H261ZM9 132V133H8ZM14 133V135H13V133ZM16 132V133H15ZM17 132H18V134H17ZM31 132V133H30ZM36 132V133H35ZM59 134V132H60V135L61 136H59L57 133ZM117 132V133H116ZM153 132V133H152ZM261 133V135H260V133ZM34 133L36 134V136H34ZM38 133V134H37ZM40 133V134H39ZM112 133V134H111ZM123 133V134H122ZM145 135H144V134ZM201 133V134H200ZM211 133V134H210ZM231 133H232V135H231ZM10 134V135H9ZM70 135V136H68V135ZM71 134H73V135H71ZM111 134V135H110ZM147 134V135H146ZM151 134V135H150ZM154 134V135H153ZM190 134V135H189ZM198 134V136L200 137H197L196 135ZM213 134H215V135H217V137L216 136H213V138L215 139V137H216V140H217V142H218V145H217V143L215 144V146L217 147H213V145H211L209 142H211V140H210V137L213 135ZM6 135V136H5ZM7 135H9V136H7ZM16 135V136H15ZM18 135V136H17ZM21 135V136H20ZM33 135V136H32ZM39 135V136H38ZM66 135H67V137H66ZM121 135V136H120ZM124 135V136H123ZM202 135L204 136V138L202 137ZM210 135V136H209ZM5 138H4V137ZM14 136H15V138H14ZM27 138H26V137ZM56 136H58V137H56ZM76 136V137H75ZM96 136H98L99 137V139L97 140V138L98 137H96ZM103 136H105V138L103 137ZM118 136V137H117ZM128 136V137H127ZM152 138H151V137ZM157 136V137H156ZM188 138H187V137ZM193 136H194V138H193ZM207 136H209V138L207 137ZM261 136H263V137H261ZM7 137H10L11 139H13V140H11L10 138H8V143H9V145L7 144ZM36 137H38V139L36 138ZM72 138L71 140H69L70 138ZM95 137V138H94ZM116 137V138H115ZM126 137H127V140H129L128 142H127V140H126ZM155 137V138H154ZM186 137V138H185ZM193 139H192V138ZM197 139H196V138ZM260 137H261V139H260ZM32 138V139H31ZM35 138V139H34ZM74 138V139H73ZM90 138H93V139H95V140H93V139H91V141H90ZM148 138V139H147ZM154 138V139H153ZM186 140H184V139ZM202 138V139H201ZM249 138V139H248ZM37 139V140H36ZM81 139V140H80ZM86 139V140H85ZM105 139V140H104ZM136 139V140H135ZM150 139V140H149ZM196 139V140H195ZM204 139V140H203ZM219 139H221V141L219 140ZM223 139V140H222ZM256 140V142H255V140ZM17 140V141H16ZM20 140H22V141H20ZM73 140V141H72ZM101 140H102V143L104 142V144L103 145H101L102 143H101ZM107 140V141H106ZM113 140H114V142H113ZM148 140V141H147ZM188 140H189V143H188ZM193 142H192V141ZM201 140H203V141H201ZM208 140V141H207ZM260 140H261V142H260ZM11 142V144H10V142ZM14 143H13V142ZM37 141V142H36ZM84 141H87V142H84ZM19 142V143H18ZM28 142H30V143H28ZM95 143V144H93V143ZM109 142V144H107V143ZM113 142V145L111 144ZM125 142H127V143H125ZM133 142V143H132ZM134 142H136V143H134ZM139 142V143H138ZM156 142H160L159 144L157 143L156 145H154V143H156ZM202 142L204 143V145H202ZM258 142V143H257ZM4 143V144H3ZM15 143H17V144H15ZM24 143H25V145H24ZM28 143V144H27ZM36 145H35V144ZM140 143H141V145H140ZM161 143H163V146H161L162 144ZM191 143V144H190ZM195 143V144H194ZM201 143V144H200ZM208 143V144H207ZM257 144V145H259V146H255L254 144ZM5 144H7V145H5ZM15 144V145H14ZM22 144V145H21ZM28 145V148H27V145ZM34 145L33 147H31V145ZM90 144H93L92 146H90ZM99 144H100V146L101 147H99ZM106 144V145H105ZM125 144V145H124ZM151 144V145H150ZM197 144V145H196ZM5 145V146H4ZM11 145V146H10ZM95 145V146H94ZM115 145V147H116V149H115V147H114V149H113V146ZM150 145V146H149ZM153 145H154V147L156 148H154L153 147ZM197 147H196V146ZM200 145H202V146H200ZM211 147H210V146ZM7 146H9V148H7ZM13 146V147H12ZM17 146V147H16ZM60 146V147H59ZM61 146H63V147H61ZM94 146V147H93ZM98 146V147H97ZM102 146H103V148H102ZM105 146V147H104ZM111 146V147H110ZM126 146H127V148H126ZM142 146L145 148V149H142ZM152 146V147H151ZM158 146H161L160 148L158 147ZM209 146V147H208ZM5 147V148H4ZM12 147V148H11ZM15 147V148H14ZM21 147H22V149H21ZM96 147V149H94ZM123 147H125V148H123ZM136 147V148H135ZM146 147H148V148H146ZM150 147V148H149ZM157 147H158V150H157ZM164 147V149H162ZM179 147V148H178ZM6 148H7V150H9L8 152L9 153H7V151H5L6 150ZM16 148H17V150H16ZM33 148V149H32ZM112 148V149H111ZM128 148H129V151H128ZM185 148V149H184ZM200 148V150H198ZM201 148H202V150H201ZM204 148V149H203ZM206 148L207 149H209V148H214V149H222V151L224 152V156H217V157H215V158H213L212 159V163L213 162H215V165H219V163L220 162H222V163H220V165H222V164H224V163H227L228 164V166H229V168H230V170H231V172H232V174H235L234 175V177H236V176H238L237 178L238 179H241V181L242 180H251V178H253V177H255V178H253V180L255 181V183L253 184L252 182L250 183V185H246V187L244 188L243 187V185H242V187H240V184H235V183H232L231 184V180H228L227 179V182L225 181L224 183H220V182H218V180L216 181V179L213 177V174L212 175H209V174H211V173H209V172H212V171H208V168L210 169V167H209V165H208V163H207V157L205 156L206 154H203V151H204V153H206L205 152V150H206ZM225 150H224V149ZM240 148V149H239ZM1 149H3V151L1 150ZM26 149V150H25ZM29 149V150H28ZM133 151H132V150ZM139 149H141L142 151H140ZM146 149H148V150H146ZM151 149V150H150ZM155 149V150H154ZM180 149H182L181 150V153H180ZM220 149L218 150V152L220 151ZM227 149V150H226ZM228 149H229V151H228ZM12 150H14L13 152H12ZM22 150L25 152V156H24V152H22ZM30 150H32V151H30ZM81 150H82V153H81ZM114 150V152H112ZM118 150V151H117ZM122 152H121V151ZM137 150H139L140 151V153L137 151ZM163 150H164V152H163ZM166 150H168V152H166ZM236 151V150H238V152L236 151L235 152V155H234V153H233V151ZM242 150V151H243ZM4 151H5V153L7 154H5L4 153ZM10 151H11V153H10ZM18 151V152H17ZM98 151V152H97ZM137 151V152H136ZM146 151V152H145ZM152 151V152H151ZM153 151H156V152H159L160 154H161V159H165V161H163V160H155L154 161V159H153ZM197 151V153L195 154V152ZM222 151H220V152H222ZM228 151V154L226 153ZM16 152V153H15ZM33 152V153H32ZM35 152V153H34ZM87 152V153H86ZM116 152H118L117 154H116ZM155 152V153H156ZM184 152V153H183ZM194 152V153H193ZM202 152V153H201ZM233 154H232V153ZM3 155H2V154ZM14 153V154H13ZM26 153H28V154H26ZM79 154V156H78V154ZM86 155H85V154ZM102 153H103V155H102ZM112 153V155H111V157H110V155L109 154H111ZM134 153V154H133ZM169 155H174V160L177 162L178 160H179V163H177V164H173L174 162H170L169 163V160L168 161H166V158H167V155L168 154ZM172 153V154H171ZM192 153V154H191ZM229 153H230V156H229ZM18 154V155H17ZM23 154V155H22ZM30 154H31V157H30ZM33 154V155H32ZM96 154H99L98 156L96 155ZM119 154V155H118ZM131 154V155H130ZM135 154H136V156L137 157H139V155H140V159H137L136 158V160L134 159L136 156H135ZM145 154V155H144ZM146 154H147V156H146ZM150 154V155H149ZM181 154V155H180ZM189 154V155H188ZM200 154H202V155H200ZM227 154V155H226ZM263 155H264V152L262 153ZM2 155V156H1ZM93 155H95V156H93ZM100 155H102V156H100ZM109 155V156H108ZM142 155H144V156H142ZM148 155H149V157H148ZM168 155V156H169ZM190 155H193L192 157H191V160H188L190 157H188L187 158V156H190ZM225 155H226V157H225ZM234 155V156H233ZM20 156V157H19ZM35 156V157H34ZM108 156V158H106V160H105V157H107ZM117 156H119V157H117ZM186 156V157H185ZM232 156V157H231ZM5 159L6 158V160H4L3 158ZM10 157V158H9ZM16 157V158H15ZM93 157V158H92ZM102 157L104 158V159H102ZM123 157H129L128 159H127V161H124V159H122ZM150 157H151V159H150ZM166 157V158H165ZM170 157V156H169ZM184 157H185V159H187V160H185L184 159ZM205 158L204 159V162L202 161L203 159H201V158ZM230 157H231V159H234L233 161L231 160V162H232V165H231V162H230ZM22 158L23 159H25L24 161L22 160ZM28 158V159H27ZM29 158H31V159H29ZM92 158V159H91ZM96 158V161L94 160ZM146 158V162H145V160H143V159H145ZM229 158V160H227ZM3 159V160H2ZM8 159V160H7ZM100 159H102V160H105V163L102 161V162H100L99 160ZM130 159H131V161H130ZM133 159V160H132ZM169 159V158H168ZM185 160V161H183V162H180V161H182V160ZM193 159V160H192ZM197 159V160H196ZM240 159V160H239ZM10 160V161H9ZM13 161V163L16 165V163H17V165H16V167H18V165H19V167L18 168H15L14 169V167L15 166H13L14 164L13 163H11L12 161ZM90 162H89V161ZM92 160V161H91ZM94 160V161H93ZM117 160H119V161H117ZM124 162H123V161ZM126 160V159H125ZM150 162V166H148V164H149V162ZM3 161V162H2ZM15 161V162H14ZM34 162L35 161V163H33V164H31L32 162ZM38 161V162H37ZM87 161V162H86ZM99 161V162H98ZM130 161V162H129ZM133 161V162H132ZM141 161V163H143V164H145V166H147V167H145V166H143V164L141 165V163H140V166H141V168H139L140 166H138V162H140ZM142 161H144V162H142ZM154 163H153V162ZM161 162V164H160V162ZM196 161V162H195ZM198 161V162H197ZM201 161V162H200ZM240 163H239V162ZM4 162H5V164H4ZM7 162V163H6ZM9 162V163H8ZM78 162H79V164H78ZM92 162H96L94 165H92ZM108 162H110V163H108ZM112 162H114V163H112ZM118 162H120L119 164H116V163H118ZM123 162V163H122ZM132 162V163H131ZM135 162V165L133 164ZM137 162V163H136ZM148 162V163H147ZM163 162H166L165 163V165H163V166H165L164 167V169L162 168V164H164ZM175 162V163H176ZM190 162V165H192L193 163H195L194 164V166H190L188 163ZM193 162V163H192ZM200 162V163H199ZM203 162V163H202ZM242 162V163H241ZM3 163V164H2ZM85 165H84V164ZM101 163H103V164H105V166H104V168H103V164H101ZM112 163V164H111ZM128 163H130V164H128ZM169 163V164H168ZM183 163L185 164L184 166H183ZM197 163H199V164H197ZM205 163V165H208L207 167L208 168H206V171L205 170H203V168H205L206 166L205 165H202V164H204ZM207 163V164H206ZM237 163H238V165H237ZM2 164V165H1ZM10 164V165H9ZM24 164H26L27 166H30V164L32 165V166H30L31 168H29L28 167V169L26 168L27 166L25 165V167H24ZM37 164V165H36ZM53 164V165H52ZM83 164V165H82ZM88 164V165H87ZM91 164V165H90ZM98 164H100L101 166L98 168ZM110 164L111 166H108V165ZM127 164V165H126ZM168 164V165H167ZM172 166H171V165ZM188 164V165H187ZM241 164V165H240ZM243 164V165H242ZM52 165V166H51ZM80 165V166H79ZM89 165H90V167H89ZM124 165H126V166H128V167H126V166H124ZM129 165H131V166H129ZM132 165H134L133 166V169H132ZM138 166V167H135V166ZM155 165H157V166H160V169L162 170H158V168H153V166H155ZM177 165V167H174V166H176ZM196 165H198V166H196ZM202 165V166H201ZM213 165H214V163H213ZM245 165V167H246V165H248L247 167H249V168H243V166ZM37 166V167H36ZM70 166L72 167V168H70ZM91 166H92V168H91ZM107 166L108 167H110L111 168V170H110V168H107ZM156 166V167H157ZM171 168H170V167ZM178 166H181V167H178ZM186 166V167H185ZM190 166V167H189ZM199 166H200V168H201V170L199 169ZM204 166V167H203ZM240 166H242V167H240ZM252 168H251V167ZM12 167H13V169L14 170H12ZM22 167V168H21ZM49 167V168H48ZM54 168V170H53V168ZM60 167V168H59ZM94 167H97L98 169V171L97 170H94V169H96V168H94ZM126 167V168H125ZM130 167V168H129ZM143 167H144V169H143ZM195 168V169H193V170H195V171H197L196 173H195V171H193V170H190V169H188V168ZM203 167V168H202ZM24 168H26V170H29V171H26ZM90 168H91V170H90ZM102 168V169H101ZM117 168V169H116ZM119 168V169H118ZM120 168H122V169H120ZM139 170L140 169V171H138L137 169ZM148 170H150V168H151V170H152V172L154 173V171H155V175L152 173V172H150V171H148ZM185 168V169H184ZM257 168V169H256ZM18 169V170H17ZM41 169V170H40ZM43 169H46V171H44ZM65 169V170H64ZM69 169H71V171L69 172L68 170ZM104 169H105V171H104ZM113 169H115V170H113ZM125 169V170H124ZM130 169H132V170H130ZM136 169V170H135ZM157 169V170H156ZM168 169V170H167ZM198 169V170H197ZM102 170V171H101ZM147 170V171H146ZM165 170V171H164ZM200 170V171H199ZM261 170V171H260ZM13 172V174H12V172ZM16 171H19V172H16ZM38 171H40V173L38 172ZM42 171H44V172H42ZM48 171V172H47ZM61 171V172H60ZM62 171H64V173H68L67 175L66 174H62ZM77 172V171H80V173L82 174H80V173H78L77 172V175H76V173H74V172ZM82 171H88V173H92V178H93V181H94V183L96 184H94L93 185V187H91V188H89V189H86V188H84L83 186H85V183H84V181H80V179H79V177L81 178V180H84L82 177H84V175H85V173L87 174V172H82ZM92 171H97L95 174H94V172H92ZM103 171H104V173H103ZM106 171H110V172H107V173H110V174H108V175H110V176H106ZM119 171V172H118ZM131 171V172H130ZM164 171V172H163ZM204 172L205 171V174L204 173H202V172ZM6 172H10L9 174L8 173H6ZM18 173V174H16V173ZM26 172H28V173H26ZM36 172V173H35ZM113 172V174L115 175V173H116V175L114 176V175H112L111 176V173ZM147 172H150V176L151 177H149L150 178V180H148L149 178H148V174H147ZM161 172H163V173H161ZM166 172V173H165ZM169 173V175H168V173ZM7 175H6V174ZM15 173V174H14ZM29 173H30V175L32 174V176L31 177H35L34 179L33 178H31L30 176H29ZM38 173V174H37ZM42 173L44 174V175H42ZM73 175H72V174ZM119 173H121V174H119ZM123 173V174H122ZM125 173L127 174V175H125ZM134 173H136L138 176H136V174L135 175H133ZM213 173V172H212ZM247 173H248V175H247ZM27 174V176H29L30 178H28V177H26L25 175ZM41 174V175H40ZM79 174L81 175V176H79ZM247 175V176H245V175ZM250 174V175H249ZM253 174H255V175H253ZM257 174V175H256ZM12 175V176H11ZM21 175V176H20ZM34 175V176H33ZM46 175V176H45ZM51 175V176H50ZM76 175V176H75ZM119 175H121L122 177L125 175V178L123 177H119ZM142 175H144V176H142ZM147 175V176H146ZM241 175H243L244 176V178H243V176L242 177H240ZM10 176H11V178H10ZM26 178H28V179H26ZM41 177V178H39V177ZM44 176V177H43ZM53 176V177H52ZM61 178V180L60 179H58V181H57V178H59V177ZM70 178V181L72 182V183H75L76 184V186H73L74 184H72V186H71V184H69L70 183V181L69 180H67V179H69L68 177ZM79 176V177H78ZM106 178H105V177ZM114 176V177H113ZM117 176H118V178H117ZM131 176V177H130ZM132 176L134 177L133 179H131L132 178ZM140 176H142V178L140 177ZM152 176H154V178H152ZM155 176H156V178H155ZM166 177V179H164L165 177ZM260 176V177H259ZM5 177V178H4ZM52 177V178H51ZM56 178V180H55V178ZM64 177V178H63ZM66 177V178H65ZM74 177H77V180L79 179V181H80V185H78L79 184V182L78 181H76L75 179L76 178H74ZM116 177V178H115ZM138 178V180H137V178ZM144 177V178H143ZM157 177L159 178V179H157ZM164 177V178H163ZM246 177V178H245ZM249 177V178H248ZM251 177V178H250ZM19 178V179H18ZM24 178V179H23ZM43 178L45 179V180H43ZM47 178V179H46ZM74 178V179H73ZM122 179V181H121V179ZM147 178V180L149 181H147L146 180V182H145V179ZM153 179V181H152V179ZM72 179V180H71ZM117 179V180H116ZM157 180V182L158 183H156V185L154 186L153 184H155V182H156V180ZM161 179V180H160ZM165 180V181H163V180ZM10 180V181H9ZM13 182H12V181ZM18 180H19V182H18ZM32 180V181H31ZM41 180V182H39ZM64 180V181H63ZM135 180V181H134ZM141 180V181H140ZM155 180V181H154ZM6 181V182H5ZM9 181V182H8ZM14 181H16V182H14ZM35 181V183L33 184V182ZM44 181V182H43ZM56 181V182H55ZM59 181L60 182H62V183H59ZM68 182V184H66L67 182ZM76 181V182H75ZM117 181V182H116ZM124 181V182H123ZM126 181V182H125ZM135 182V184H134V182ZM144 181V182H143ZM257 181V182H256ZM3 182H5L6 183V185H5V183H3ZM39 182V183H38ZM57 182H58V185H59V187L60 188H54V186L53 185H55V184H57ZM106 182V183H105ZM108 182V183H107ZM110 182L113 184L114 183V185H116V184H118V185H116V187L113 185H111L110 184ZM118 182H120V183H118ZM122 182V183H121ZM142 182V183H141ZM152 182V183H151ZM10 183H12V184H10ZM17 184L18 185V187H19V189H18V187H17V189H15V187L13 188L12 186L14 185V186H17V185H15V184ZM21 183V184H20ZM38 185H37V184ZM42 185H41V184ZM101 183V184H100ZM123 183H125V185H126V183H127V185L130 187V189H129V187H127V185L126 186H123ZM143 183H146V184H143ZM149 183H151V184H149ZM220 183V184H219ZM226 183H230V185H226ZM3 186H2V185ZM7 184H8V186L10 187V188H6L5 189V186H7ZM23 184L25 185V184H27V186H23ZM37 185L36 187H37V189L36 188H34V189H36L35 191L36 192H34V189H33V186L32 185ZM40 184V185H39ZM61 184V185H60ZM83 184V185H82ZM104 186H103V185ZM106 184H108V187H106L107 185ZM110 184V185H109ZM121 184V185H120ZM131 184H133V185H131ZM139 184H140V186H139ZM143 184V185H142ZM149 184V185H148ZM168 184H169V186H168ZM233 184H235L234 186H233ZM21 185V186H20ZM31 185V186H30ZM44 185H46V186H44ZM159 185H160V187H159ZM222 185V186H221ZM225 185H226V187H225ZM232 185V186H231ZM7 186V187H8ZM38 186H43L42 188H39ZM62 186V187H61ZM64 186V187H63ZM78 186H81V187H79V190H80V192L79 191H77L78 189H77V187ZM96 186H98L99 188L101 187L102 188V190L100 191L99 189H98V187H96ZM117 186H119V190L117 191V189H115V191H114V189H113V187H115V188H118ZM120 186H122V188L120 187ZM139 186V187H138ZM145 186H148V187H150V188H148V187H146V188H148L150 191H151V193H150V191L148 190V189H146V188H144ZM156 186H158V187H156ZM162 186V187H161ZM173 186V187H172ZM23 187V189H21ZM27 188V189H25V188ZM32 188V189H29V188ZM46 187H48V189L46 188ZM50 187H52L51 189H49ZM112 187V189H110ZM125 187H126V189H125ZM169 187V188H168ZM172 187V188H171ZM225 187V188H224ZM97 190H96V189ZM131 188H133V190H131ZM157 190H156V189ZM205 188V189H204ZM222 188H224L225 189V191H224V189H222ZM235 188H236V190H235ZM244 188V189H243ZM2 189V190H1ZM10 189V190H9ZM29 189V190H28ZM47 189V190H46ZM56 191V192H54V190ZM57 189V190H56ZM59 189V190H58ZM63 189V190H62ZM75 189H77V190H75ZM82 189V190H81ZM86 189V190H85ZM107 189V190H106ZM110 189V190H109ZM122 189V190H121ZM155 189V190H154ZM160 189V190H159ZM241 189H243L244 191H242ZM22 190H25V191H23V193H21L22 192ZM32 190V191H31ZM37 190H39L38 192H37ZM41 190V191H40ZM52 190V191H51ZM68 190V191H67ZM70 190H71V192L72 193H70ZM76 192V195L74 194V192ZM92 190V191H91ZM100 191V194L102 195H100V198H99V195H98V193H99V191ZM111 190H113V191H111ZM121 190V192H119ZM136 190V191H135ZM146 190H148V191H146ZM167 190V191H166ZM205 190V191H204ZM221 190H223V191H221ZM10 191H14L13 193L12 192H10ZM21 191V192H20ZM48 191V192H47ZM59 191L60 192H62L61 194L59 193ZM65 191V192H64ZM95 191H96V193H95ZM171 192L170 194H172V195H169V192ZM173 191V192H172ZM187 191V192H186ZM218 191V192H217ZM227 191V192H226ZM231 191H233V192H231ZM236 191V192H235ZM8 192H10L9 194H8ZM25 192V193H24ZM28 192V193H27ZM33 192H34V194H33ZM47 192V193H46ZM51 192L53 193V195L51 194ZM67 192L69 193V194H67ZM88 192V193H87ZM93 192V193H92ZM101 192H105V194L103 195V193H101ZM107 192H109V193H107ZM131 192H132V194H131ZM135 193V195H134V193ZM139 192V193H138ZM151 194V196L153 197V195L152 194H154V196H155V198L156 199H154V197H153V200H154V202L156 201V202H158V201H160V199H161V203H163L164 204V202L165 203H167V202H169L168 204H164L163 206H162V204H158V203H155V204H157V205H155L154 203H153V201L151 200V197L150 196H148V194L149 193ZM167 192V193H166ZM175 192V193H174ZM189 192H190V194H189ZM199 192V193H198ZM214 192H216V193H214ZM231 192V193H230ZM235 192V193H234ZM244 192V193H243ZM32 195H31V194ZM41 193H43L42 195H41ZM57 195H56V194ZM64 193L66 194L65 196H63L64 195ZM129 193V194H128ZM138 193V194H137ZM167 195H165V194ZM191 193H192V196H191ZM227 193H228V196H231V195H233L232 196V199L231 198H229L228 196H226L227 195ZM240 193V194H239ZM8 194V195H7ZM12 194V195H11ZM28 194H30V195H28ZM48 194H49V198L47 197L48 196ZM60 194V195H59ZM73 194V195H72ZM83 196H82V195ZM85 194V195H84ZM94 195V196H92L91 197V195ZM96 194V195H95ZM123 194V195H122ZM128 194V195H127ZM142 194V195H141ZM149 194V195H150ZM157 194H158V196H157ZM211 194H213V195H211ZM217 194V195H216ZM231 194V195H230ZM246 194V195H245ZM251 194H253L254 195V197H256V198H259V199H257V201H254V203L252 202V199H254V197H253V195H251ZM27 195V196H26ZM37 195V196H36ZM39 195V196H38ZM50 195H52V197L50 196ZM71 195V196H70ZM108 195V196H107ZM126 197H125V196ZM132 195V196H131ZM141 196V198L144 200V202L142 201V199H140V196ZM174 195V196H173ZM196 195V196H195ZM210 195H211V197H210ZM235 195H236V197H235ZM246 196V198H244L243 197V199H241V197H239V196ZM247 195L249 196L250 195V198H248L247 197ZM35 196V197H34ZM54 196H57V197H55L56 198V200L54 199ZM61 196V197H60ZM96 196H98V199L97 198H94V199H92L91 200V198H93V197H96ZM130 197V200L131 201H129L128 199H126L127 197ZM157 196V197H156ZM166 196V197H165ZM190 196L192 197L191 199H190ZM222 196V197H221ZM224 196H226V197H224ZM45 197H47V198H45ZM69 197H71V198H69ZM123 197V198H122ZM128 197V198H129ZM134 197V198H133ZM137 197V198H136ZM149 197H150V199H149ZM165 197V198H164ZM172 197V198H171ZM193 197H195L194 199H193ZM239 197V198H238ZM51 198V200H49ZM52 198H53V200H52ZM61 200H60V199ZM86 199L85 200V202H87V204L82 208V209H76V208H74V206H75V203L77 202V201H79L80 202V200H84V199ZM102 198V199H101ZM105 198L108 200H106V202H105ZM115 199V201H114V199ZM120 198H122L121 200H120ZM136 198V199H135ZM158 198V199H157ZM236 198H238L239 199V202L238 203H236ZM58 199V200H57ZM66 199V200H65ZM76 200V202H75V200ZM124 199H126L125 201H124ZM141 201V202H143V204L142 203H140L139 202V200ZM231 199V200H230ZM249 199H250V201H251V203H249L250 201H249ZM49 200V201H48ZM74 200V201H73ZM87 200H89V201H87ZM91 200V201H90ZM101 200V201H100ZM109 200H111V202L109 201ZM152 201V203H151V201ZM158 200V201H157ZM259 200V201H258ZM18 201L20 202L19 204H17L18 203ZM48 201V202H47ZM51 201H53L52 203H51ZM71 201H72V203H71ZM98 201V202H97ZM113 201H114V203H113ZM120 201V202H119ZM172 201H174V203L176 202V204H173V206H172ZM179 201V202H178ZM232 201V202H231ZM234 201V202H233ZM39 202V203H38ZM52 204H50V203ZM57 202H59V203H57ZM90 202V203H89ZM94 202V203H93ZM110 202V204H111V206H110V204H108ZM122 202H124V203H122ZM126 202V203H125ZM137 202V203H136ZM149 202V203H148ZM184 204H183V203ZM191 202V203H190ZM246 202H248L247 204H246ZM47 203V204H46ZM57 203V204H56ZM66 203H68V205L66 204ZM71 203V204H70ZM103 203H104V205H103ZM116 203V204H115ZM119 203H121V204H119ZM134 203V204H133ZM170 203H171V206H170V208L169 207H167L166 208V205H170ZM235 203H236V205H235ZM246 204V205H243V204ZM34 204H36V205H34ZM40 204H43V205H40ZM44 204H46V205H44ZM63 206H61V205ZM115 204V205H114ZM130 204H131V206H130ZM137 206H136V205ZM138 204H140V205H138ZM146 204H152L150 207H149V205L147 206ZM195 205V206H193V205ZM240 204V205H239ZM32 205V206H31ZM38 205V206H37ZM40 205V206H39ZM49 205H51V208H49L50 206ZM56 205H57V207H56ZM72 205V206H71ZM108 205V206H107ZM112 205H114V206H112ZM117 205H120V206H117ZM127 205V206H126ZM158 205H159V207H158ZM215 205H217V206H215ZM222 205V206H221ZM237 205H239V206H237ZM242 205V206H241ZM45 207V212H41V210H39L40 209V207ZM58 206H61L62 208H63V211L61 210V208L60 207H58ZM66 208H65V207ZM69 206H71L72 208H74L76 211H78V214H77V219L79 220H77L76 218H75V216H72L73 214V209H71V207L69 208ZM98 206H104V207H98ZM116 206V207H115ZM136 206V207H135ZM139 206V207H138ZM158 207V208H156V207ZM160 206H162L163 208H161ZM182 206V207H181ZM208 206H209V208H208ZM221 206V207H220ZM233 206V207H232ZM237 206V207H236ZM249 207L248 209H247V211H246V207ZM39 207V208H38ZM70 209H68V208ZM89 207V208H88ZM97 207V208H96ZM106 207H107V209H106ZM109 207H111V208H109ZM113 207V208H112ZM117 207H119V209L117 208ZM125 207V208H124ZM128 207V208H127ZM143 207V208H142ZM144 207H146V208H144ZM176 207H179V208H176ZM213 207H215V208H224L225 207V210L227 211H225L224 209H222V211L219 209V210H215V208H214V210L215 211H213ZM236 209H235V208ZM242 207V208H241ZM244 207V208H243ZM254 207V208H253ZM124 208V209H123ZM133 208H135L134 210L132 209V211H131V209ZM137 208V209H136ZM169 208V209H168ZM186 208L187 209H189V208H192L191 210L189 209V210H186ZM206 208H208V210L209 211H206ZM241 208V209H240ZM263 208V209H262ZM38 209V210H37ZM66 209H68V210H66ZM93 209H98V210H96L95 212H94V210ZM102 209V210H101ZM118 209V211H116V210ZM128 209H129V211H128ZM150 209H151V212H153V210H154V212L153 213H150ZM178 209V210H177ZM184 209H185V211H184ZM196 209V210H195ZM211 209H212V211H211ZM238 209H240V210H238ZM15 210V211H14ZM23 210H25V213H24V211ZM30 211V212H28V211ZM35 211V212H31V211ZM104 210V211H103ZM110 210V211H109ZM113 210H115V211H113ZM123 210V211H122ZM149 210V211H148ZM164 212H162V211ZM237 210H238V213H237ZM263 210V211H262ZM30 214V216H29V214L27 213V212ZM39 211H40V213L41 214H44V215H47L48 217H49V219H50V222H51V226H52V229L54 230H52L51 232H47L46 230H40L39 232L41 233H39L37 230H36V228L35 227H33V228H35V230L36 231H34V229L33 228H27V226L25 225V224H28V223H32L33 221H31L30 219H34V217H37V215H39L40 213H39ZM72 211V212H71ZM97 211L98 212H102L101 214L100 213H97ZM109 213V214H107V212ZM135 211V212H134ZM161 211V212H160ZM169 211V212H168ZM211 211V212H210ZM219 211V212H218ZM224 211V212H223ZM240 211V212H239ZM255 211H256V213H255ZM259 211V212H258ZM261 211V212H260ZM19 212V213H18ZM22 212V213H21ZM38 212V213H37ZM67 212V213H66ZM70 212V213H69ZM91 212V213H90ZM93 212H94V214L96 213L97 214V216L99 217H97L96 218V220H98V222L96 221V220H94V214H93ZM112 212V213H111ZM117 212V213H116ZM129 212L132 214V216L130 215L129 217H128V215H129ZM171 212H173V213H175V214H173V213H171ZM189 213V214H187V213ZM215 212V213H214ZM217 212V213H216ZM237 214H236V213ZM247 212V214H248V216L246 217V215L247 214H245ZM259 213V215H258V213ZM24 213V214H23ZM27 213V214H26ZM37 213V214H36ZM117 215H116V214ZM146 213H148V214H146ZM213 213V214H212ZM220 215H219V214ZM222 213H224V214H222ZM228 213V214H227ZM236 214V216H234L235 214ZM239 213H240V215H239ZM250 213V214H249ZM253 215H252V214ZM18 214H22L21 216L20 215H18ZM32 214H35V215H32ZM80 214V215H79ZM92 214H93V216H92ZM121 214V215H120ZM166 214V215H165ZM170 214V215H169ZM242 214V215H241ZM255 214H257V216L255 215ZM28 215V216H27ZM86 215V216H85ZM102 217H101V216ZM108 217H107V216ZM110 215H113V216H110ZM123 215V216H122ZM125 215V216H124ZM149 215V216H148ZM160 215H162V216H160ZM165 215V216H164ZM217 215V216H216ZM222 215V216H221ZM227 217V218H223V217H225V216ZM245 215V216H244ZM251 215V216H250ZM28 218H27V217ZM31 216H33V218L31 217ZM94 217V218H92V217ZM105 217V219H104V217ZM110 216V217H109ZM119 217L120 218V220H118L119 218H117V220H115L116 219V217ZM127 216V217H126ZM154 216V217H153ZM163 216H164V218H163ZM168 216V217H167ZM174 216V217H173ZM178 216V217H177ZM219 216V217H218ZM239 216V217H238ZM240 216H243V217H241L242 219H240ZM250 216V217H249ZM260 218H259V217ZM5 216H4V218H6ZM19 217V218H18ZM30 217V218H29ZM79 217V218H78ZM88 217V220L90 221V223H89V221L87 220V219H85V218H87ZM89 217H90V219H89ZM113 217V218H112ZM114 217H115V219H114ZM125 217V218H124ZM159 217L161 218V219H159ZM253 217V218H252ZM18 218V219H17ZM23 218H25V219H23ZM56 218H57V220H56ZM100 218H101V220H102V218L104 219V221H101L100 220ZM108 218H110V219H108ZM122 218V219H121ZM124 218V219H123ZM139 218V219H138ZM147 218V219H146ZM158 218V219H157ZM244 218H246V219H244ZM26 219H29V221L27 220L26 222H24ZM74 219V220H73ZM76 219V220H75ZM82 219V220H81ZM84 219V220H83ZM106 219H108L107 221L108 222H106L105 220ZM113 219V220H112ZM131 219V220H130ZM139 221V225L137 224L138 222H137V220ZM146 219V221H145V223H144V221L143 220H145ZM165 219V220H164ZM22 220H24V221H22ZM80 220H81V222H80ZM85 220H87V221H85ZM111 220H112V222H111ZM128 220V222H127V224L125 223V221H127ZM135 220V221H134ZM140 220H142L143 222H140ZM173 220V221H172ZM174 220H176V222L178 221V223L177 224H180V225H177L176 224V222L174 221ZM186 223L185 225H184V222ZM22 221V222H21ZM70 221L72 222H75V232L77 233H79V234H82L84 231H85V233H83L81 236L83 237V239L85 240H83L82 239V241H81V244L80 245H72V246H70L71 244L69 243V242H67L66 240H64V238L63 237H61L59 234H61L60 232H62V230H63V228H66V223L67 222H69V224H70ZM76 221H77V223H76ZM95 221V222H94ZM113 221H115L114 223H113ZM118 221H120V222H118ZM132 221H134L133 223H132ZM159 221H161L160 223H159ZM187 221V222H186ZM28 222V223H27ZM66 222V223H65ZM83 222V223H82ZM84 222H87V223H84ZM105 222V223H104ZM110 222V223H109ZM118 222V223H117ZM130 222V223H129ZM154 222V223H153ZM158 222V223H157ZM175 222V223H174ZM189 222V224H187ZM13 223V224H12ZM23 223H24V225H23ZM62 223H64V224H62ZM92 223L94 224V223H96V225H95V227H94V225H92ZM124 223V224H123ZM135 223V224H134ZM143 223V224H142ZM183 223V224H182ZM56 224H58V225H56ZM69 224L67 223V225L69 226ZM84 224V225H83ZM86 224V225H85ZM91 224V225H90ZM111 224H113V225H111ZM115 224V225H114ZM129 224H131V226H129ZM133 224V225H132ZM142 224V225H141ZM153 224V225H152ZM155 224H156V227H155ZM161 225V224H163V225H161L162 226V228L160 229V226L159 225ZM167 224H170V227H169V225H167ZM181 224L182 225H184V226H181ZM1 225V224H0ZM22 225V226H21ZM60 225H64V226H60ZM89 225V226H88ZM97 225L98 226H100V227H98L97 228ZM119 225H120V227L121 228H119ZM127 227V228H124L127 232H131V234L133 233V234H136V235H131L130 234V232L129 233H125L126 231L125 230H121V229H123V227ZM126 225H128V226H126ZM137 227V226H140V227H137V229H134L133 230V228H135V226ZM172 225V226H171ZM187 225H189V227L187 226ZM191 225V226H190ZM253 225V226H252ZM10 226V227H9ZM24 226V227H23ZM67 226V227H68ZM86 226H87V232H86V230L85 229H83V228H86ZM92 226V227H91ZM132 226H133V228H132ZM143 227V229H142V227ZM148 226V227H147ZM158 226V227H157ZM167 226V227H166ZM177 227V229H175L174 227ZM179 226V227H178ZM246 226V227H245ZM256 226V227H255ZM23 228V230L22 229H20V228ZM26 227V229H27V231L24 229ZM63 227V228H62ZM83 227V228H82ZM90 227V228H89ZM174 228V229H172V228ZM183 228L182 229V232H181V229L180 228ZM195 227H197V228H199V229H197V228H195ZM244 227H245V230L246 229H250V230H247L246 232H244ZM93 228V232H92V229ZM145 228H146V230H145ZM155 229V230H153V229ZM191 228V229H190ZM255 228V229H254ZM15 229V230H14ZM31 229V230H30ZM61 229V231H59ZM81 229H83L82 230V232L81 231H79V230H81ZM94 229H95V231H94ZM96 229H97V231H96ZM153 231H152V230ZM166 229H169L168 231L166 230ZM188 229V230H187ZM201 229V230H200ZM241 229H242V231H241ZM252 229H254V230H252ZM102 230V231H103ZM141 230H145V231H141ZM161 230V231H160ZM164 230H166V231H164ZM170 230H175V234H174V231H170ZM188 232H187V231ZM190 230V231H189ZM30 231V232H29ZM33 231V232H32ZM91 231V233H89ZM121 231H122V235H121ZM138 231L141 233L140 235H139V233H138ZM152 231V232H151ZM154 231L156 232L155 234H154ZM264 231V230H263ZM32 232V233H31ZM35 232V233H34ZM38 232V233H37ZM43 232H45L44 234H43ZM59 232V233H58ZM96 232V233H95ZM161 234H160V233ZM163 232V233H162ZM167 232H169V233H167ZM171 232H172V234H171ZM178 232H180V233H178ZM186 232V233H185ZM237 234H236V233ZM238 232L240 233V232H242V234H239L240 236V238L242 237L243 239H247L246 237H250V240L253 242H257V243H252V245L254 244V246H250V240H249V242H248V240H247V242H246V240H243L245 243H243L242 242V246H241V244H239V243H241V239H239L238 238V242L236 243L237 245H239L238 246V248L240 249V248H243V246L244 245H246L247 243H249L246 247V251H245V253L244 254H242L241 253V249H240V251H239V249H234L235 247L237 248V245L235 244L234 245V243L236 242L235 240H236V236H232V235H238ZM256 232H257V235H255L256 234ZM29 233V234H28ZM31 233V234H30ZM90 235H89V234ZM185 233V234H184ZM217 233V234H216ZM222 233V234H221ZM244 233H245V235H244ZM255 233V234H254ZM33 234H35V235H33ZM36 234H39V235H36ZM86 234H88V235H86ZM92 234H94V235H92ZM125 234V235H124ZM128 234V235H127ZM157 234V235H156ZM178 234V235H177ZM180 234V235H179ZM193 234V235H192ZM212 234V235H211ZM219 234H221L220 235V237H217V236H219ZM224 234V235H223ZM247 234V235H246ZM254 234V235H253ZM1 235L3 236V237H1ZM5 235V236H4ZM41 235V236H40ZM44 235V236H43ZM56 235H59L60 237V239L62 238V242H60L59 240V238H57L58 236H56ZM85 235L86 236H88V237H85ZM131 235V236H130ZM138 235V236H137ZM148 235V236H147ZM177 235V236H176ZM188 235V236H187ZM261 235V236H260ZM194 236V237H193ZM233 238H232V237ZM251 236H253V238H255V240L253 239V238H251ZM255 236V237H254ZM257 236V237H256ZM22 237H23V239H22ZM35 237V238H34ZM54 237V238H53ZM55 237H56V239L62 244V246L61 247H63V245H64V242L63 241H65V247H63V249L64 248H66V250H67V252H69V253H67L66 252V250H64V252H63V249L62 248H60V246L59 245H61L60 243L58 244V245H55V243L57 244L58 243V241H56V239H55ZM131 237H132V239H131ZM135 237H137V238H135ZM139 237V238H138ZM146 237L148 238V239H146ZM152 237V238H151ZM170 237H172L173 239H174V237L175 238H177V239H174L173 241H171V238ZM178 237H182L181 239H182V241H183V243H182V241H181V239L180 238H178ZM193 237V238H192ZM231 237V238H230ZM238 237V236H237ZM260 239H259V238ZM21 238V239H20ZM37 238V239H36ZM88 238H90V240L92 241V242H90L89 241V239ZM94 238V239H93ZM157 238V239H156ZM164 238V239H163ZM170 238V239H169ZM211 240H210V239ZM234 238H235V240H234ZM35 239H36V241L38 240V239H40L41 241H40V244H43L44 245V243L46 242V246L44 245V248H45V250L48 252H50V249L48 248L47 249V247H49L50 246V248L52 249V252H48L49 253V256H47V252L46 251H44L43 252V254H42V252L41 251H43L44 250V248H43V245L41 246L40 244H39V240L37 241L38 242V244H37V242L35 243L34 241H35ZM43 239V240H42ZM49 239H51L52 241L53 240H55L56 242H54V245L52 244L51 245V243H53L51 240H49ZM100 239H101V242H100ZM168 241H167V240ZM180 239V240H179ZM208 239V240H207ZM224 239L225 240H229L230 241V245L232 246V248H230L228 245V243H227V241H225L226 242V244H224L225 242H223L224 241ZM259 239V240H258ZM46 240H48V241H51L50 243L48 242V241H46ZM96 240V241H95ZM138 240V241H137ZM144 242H143V241ZM150 240V241H149ZM153 240V241H152ZM156 242H155V241ZM167 243H165L164 241ZM177 240V241H176ZM179 240V241H178ZM207 240V241H206ZM210 240V241H209ZM221 240H223L222 241V243H220V241ZM231 240H233V241H231ZM43 241V242H42ZM45 241V242H44ZM86 241H89V242H86ZM94 241L97 243L98 241H99V243H98V246H97V244H96V246L98 247L97 249H96V246H95V244H94ZM122 241H124V243H122ZM132 241H133V243H132ZM134 241H135V243H134ZM141 241V242H140ZM145 241H147V242H145ZM149 241V242H148ZM205 241H206V243H205ZM228 241V242H229ZM85 242V243H84ZM136 242H137V244H136ZM150 242H153V243H150ZM160 242H161V244H160ZM168 242H169V244H168ZM172 242V243H171ZM180 242V243H179ZM202 242V243H201ZM91 243V244H90ZM123 244V245H121L120 246V244ZM127 243V244H126ZM130 243V244H129ZM146 243V244H145ZM215 243V244H214ZM218 243H220L219 245H218ZM233 243V244H232ZM34 244V245H33ZM35 244H37V245H35ZM70 244V245H69ZM85 244L87 245V244H90V247H92L93 245V249H96V250H93L92 248H89V251H87V247H89V245H87V246H85ZM93 244V245H92ZM131 244H133V245H131ZM148 244V245H147ZM152 244V245H151ZM153 244L154 245H156V247L157 248H154V253H155V251H156V253L154 254L153 253V251H151L152 253H153V255H152V253L151 252H149V250H151L150 249V247L151 246H153ZM159 244V245H158ZM164 244H166V245H164ZM200 244V245H199ZM202 244V245H201ZM207 246H206V245ZM212 244V245H211ZM214 244V245H213ZM228 244V245H227ZM24 245V246H23ZM32 245H33V248H32ZM39 245V247H37ZM92 245V246H91ZM170 245V247L168 248L167 247V249H166V246H169ZM209 245V246H208ZM234 245V246H233ZM23 246V247H22ZM25 246H27V247H29V246H31V248L33 249H30V247L29 248H27V247H25ZM57 246H59V248L57 247ZM78 246V247H77ZM149 246V247H148ZM219 246V247H218ZM35 247V248H34ZM43 248V249H41V248ZM52 247H54V249L52 248ZM74 247V248H73ZM83 247V248H82ZM102 248V250H101V248ZM128 247V248H127ZM145 247L147 248V249H145ZM155 247V246H154ZM160 247V248H159ZM200 247L201 248H203V250L205 251H201V249H200ZM218 248V250H217V248ZM220 247H221V249H220ZM223 247H224V249H223ZM225 247H229V249H230V251L231 250H233V252L231 251H229V249H227L226 250V248ZM18 248V249H17ZM38 248V249H37ZM57 248V249H56ZM77 248V249H76ZM121 248H123L124 249V251H123V249H121ZM132 248V249H131ZM142 248H143V250H142ZM164 248H165V250H164ZM206 248H208V249H206ZM211 250H210V249ZM30 249V250H29ZM40 249V250H39ZM58 249H62L60 252H62L61 254H60V252H59V250ZM68 249L70 250V251H68ZM73 249H74V251H73ZM91 249V250H90ZM105 249V248H104ZM161 249V250H160ZM206 249V250H205ZM213 249V250H212ZM1 250L2 249H0V264H3V263H5L6 261L8 262V258H12L13 256V258L10 260V262H8V263H5V264H14L18 259H16V257H18L19 258V260H20V255H18L19 253L17 252V251H15V252H17L16 254L15 253H12L13 254V256L11 255V253L8 251V250H5V249H3L2 250V252H1ZM13 250H14V248H13ZM23 250H25V251H23ZM31 250H32V252H31ZM39 250V251H38ZM87 251V252H85V251ZM93 250V251H92ZM106 250V249H105ZM145 250H148V251H145ZM153 250V249H152ZM158 250H159V252H158ZM182 250V251H181ZM209 250V251H208ZM215 250V251H214ZM217 250V251H216ZM221 250H222V253L220 254V252H221ZM224 250H226V252L224 251ZM237 252H239V253H237ZM248 250V251H247ZM3 251L4 252H6L5 253V255L7 254L8 256H9V254H10V256L8 257L7 256V260H6V257H4L5 255H3L2 253H3ZM30 251V252H29ZM56 251H57V253H59V256H57L58 254L56 253ZM136 251H138V252H136ZM141 251H143V252H146L145 254L143 253V252H141ZM160 251H161V253H160ZM211 251H213V252H211ZM220 251V252H219ZM8 252V253H7ZM28 254H27V253ZM46 252V253H45ZM93 252H94V254H93ZM100 252V253H99ZM103 252V251H102ZM121 252V251H120ZM168 252V253H167ZM181 252V253H180ZM219 252V253H218ZM236 252V253H235ZM247 252V253H246ZM34 253H36V254H39V253H41V254H39L38 256L36 255V254H34ZM51 253H53L52 255H50ZM66 253V254H65ZM89 255H88V254ZM122 253H120L121 255L120 256H123L122 255ZM133 253V254H132ZM143 253V254H142ZM157 253H159V254H157ZM169 253H171V254H169ZM177 253H178V255H177ZM179 253L180 254H182V255H179ZM235 253V254H234ZM1 254L3 255V257H4V259H3V257H1ZM16 255V257H15V255ZM33 254H34V257H33ZM46 254V255H45ZM56 256H55V255ZM69 254V255H68ZM87 254V255H86ZM151 256H150V255ZM161 254V255H160ZM164 254V255H163ZM232 254V255H231ZM239 254V256L241 257V258H239V256H237ZM242 254V255H241ZM28 255V256H27ZM29 255H32V256H29ZM38 257V258H36V256ZM43 255H45V256H43ZM93 255H94V257H93ZM157 255H159V256H157ZM177 255V256H176ZM234 255V256H233ZM46 256H47V258H46ZM98 258H97V257ZM163 256V257H162ZM167 257V259L168 260H166V257ZM169 256V257H168ZM176 256V257H175ZM236 256V257H235ZM30 257H32V258H34V260L32 261V259L30 258ZM42 257V258H41ZM44 257V258H43ZM61 257V258H60ZM71 257H73L72 259H71ZM74 257L75 258H77V259H75L74 260ZM92 257H93V259H92ZM102 257H103V260H102ZM115 257V258H114ZM161 257V258H160ZM165 257V258H164ZM173 259H172V258ZM214 257H215V259H214ZM234 257V258H233ZM29 258V259H28ZM46 258V259H45ZM92 259V260H88V259ZM114 260H112V259ZM149 258V259H150ZM227 258L229 259V260H227ZM236 258H239L238 260L236 259ZM262 258V259H261ZM3 259V260H2ZM13 259H14V261H13ZM58 259V260H57ZM105 259V260H104ZM156 259V258H155ZM171 259V260H170ZM215 261H214V260ZM218 259H219V261H218ZM224 259H226V260H224ZM19 260H18V262H19ZM54 260V261H53ZM100 260H98L97 262L100 264ZM109 260H112L111 262L109 261ZM159 260H155L156 261V264H157V261L159 262ZM222 260V261H221ZM233 260H234V262H233ZM85 261H87V262H85ZM92 261V262H91ZM107 261H109V262H107ZM151 261V260H150ZM153 261V260H152ZM169 261L171 262V263H169ZM221 261V262H220ZM48 262V263H47ZM58 262V263H57ZM85 262V263H84ZM97 262H96V264H97ZM107 262V263H106ZM220 262V263H219ZM153 263L155 264V262L153 261ZM153 263H149V261H148V264H153ZM15 264H20V262L19 263H15ZM122 264H125V263H122ZM159 264V263H158Z\"/></svg>",
  "mask_w": 264,
  "mask_h": 264
},
{
  "label": "bare ground",
  "instance_id": "2",
  "mask_svg": "<svg viewBox=\"0 0 264 264\" xmlns=\"http://www.w3.org/2000/svg\"><path fill=\"white\" fill-rule=\"evenodd\" d=\"M21 1H22L23 4H24V9H23V10H26V12H27V11H30V10H33V9H39V10L42 11L41 16H39V14L37 15L36 21H35V20H34V21L32 20V22L29 23L28 20H26V21L29 23V26H30L29 28H31V27H33V26L36 28V23H38V25H39V24H42V23L47 22V21H48L47 19H50V18L52 19V17H50V16H49L50 18L48 17V13H51V12L56 13V9H57V8L55 7V5H54L53 3L58 2V0H32V1H29V0H21ZM34 1H35V2H34ZM59 1H60V0H59ZM66 1H67V0H66ZM68 1H69V0H68ZM70 1H71V0H70ZM70 1H69V2H70ZM84 1H85V2L87 1V2H88V3H87V6H85L84 3H82V4L86 7V11H87L86 13H89V15H90V14H95V13H98V12H101L102 9L106 8V4L104 5V3L99 2V0H90V1H88V0H84ZM120 1H121V0H120ZM120 1H119V2H120ZM122 1H123V0H122ZM156 1L159 2V0H156ZM168 1H170V0H168ZM205 1L208 2L209 0H205ZM219 1H220V0H219ZM223 1H224V0H223ZM227 1H228V0H227ZM251 1H252V2H251ZM251 1H250V2H251L250 4H253V5H254V3L256 2V0H251ZM2 2H3V1H2ZM41 2H42V3H41ZM69 2H67V3H69ZM72 2H73V4H74V1H72ZM79 2H81V1H78V4L76 3V6H78V7L80 6V5H79ZM116 2H117V1H116ZM147 2H148V1H147ZM170 2H171L170 5H167V6H169L168 8H169L170 11H174V12H175V13H173V14H174L173 17H171L170 15H168V14H169V13H168L169 11H167V13H166V11H164V12H165L170 18L168 19V16H167V19H165V18H166V16H165L166 14H165V15L162 14L161 16H164V18H163V17H162V18H163V20H165L166 22L163 21L162 18H160V19H161V21H163V23L165 22L167 26H169V27H171V28H172V27H175V28H176V26H177V28H178L179 25L184 24V22L187 21V19L189 18L190 11H191V6H192V5H191V1H190V0H171ZM210 2H212V0H211ZM213 2H214V1H213ZM220 2H222V1H220ZM228 2H231V1H228ZM237 2H239V1H237ZM3 3H4V2H3ZM3 3H2V4H3ZM148 3H149V2H148ZM159 3L161 4V2H159ZM168 3H169V2H168ZM239 3H240V2H239ZM246 3L249 4L248 2H246ZM261 3H262V2H261ZM261 3H260V4H261ZM69 4L71 5V3H69ZM154 4H155V3H154ZM165 4H167V1H166ZM165 4H164V5H165ZM219 4H220V3H219ZM221 4H222V3H221ZM235 4L237 5V3H235ZM247 4L241 6L242 9H241V10L238 9L240 12H238V14L236 13V14H237V17L240 18V19H239V18H238V19H239L240 22H241V24L238 25V26L240 27L241 30L239 29L240 32H238V34L235 35V37H236V36L238 37L239 43L237 44L238 41L235 40L236 44H235V42H234L235 45H233V44H231V43H233V42H231V40H232L231 37H228V38L231 39V40H230V42H231V43H230L231 46H232V45H233V47L237 46L236 49H238V51H241V52H242L243 54H245V55L248 54V55H249L248 58L251 57V58L254 60V62H255V61H256V62L258 61V62H257V64H258V63L262 60V59H261V57H262L261 54H262V53L264 54V42H261V43H260L259 41H257V39H256L255 37H253V39H252V37H251V38L249 37V38H250V39H249L248 37H246V33H247L248 30L251 31V29H252V30H253V33L256 34V35H253V36H257V35H258L257 33L260 34V32L258 31L257 28H259L260 26H262V24L260 25V23H262V22H259L260 20L258 21V19H256V20L251 19L253 16L256 17V15H257V11H258V10H255V9H256V6H254L255 9H251V8H249V9H251V11H250V10L248 9L249 6H248ZM260 4H256V5H257V6H260ZM53 5H54V7H53ZM56 5H57V4H56ZM62 5H63V4H62ZM65 5H66V4H65ZM67 5H68V4H67ZM67 5H66V7H67ZM70 5H69V6H70ZM164 5H163V6H164ZM226 5H227V4H226ZM241 5H242V4H241ZM263 5H264V4H263ZM69 6H68V7H69ZM146 6H147V4H146ZM149 6H150V4H149ZM154 6H155V5H154ZM156 6H159V5H156ZM156 6H155V7H156ZM167 6H166V5L164 6V7L166 8V10H167ZM220 6H221V5H220ZM237 6H238V5H237ZM68 7H67V8L64 7V8L67 9V11H68ZM71 7H72V6H71ZM78 7H77V8H78ZM80 7H81V6H80ZM107 7H109V6H107ZM144 7H145V6H144ZM144 7H143V8H144ZM155 7H154L153 9H156ZM225 7H226V6H225ZM252 7H253V6H252ZM22 8H23V7H22ZM22 8H21V9H22ZM55 8H56V9H55ZM58 8H60V7H58ZM62 8H63V7H62ZM69 8H70V7H69ZM72 8H73V7H72ZM72 8H70V9H71V11H70L71 13H72ZM82 8H83V7H81V9H82ZM157 8H158V11H157V12H156V11L153 12V13H155V12L157 13V14H155V16H158V12L160 13V11H159V7H157ZM161 8H162V7H161ZM232 8H233V5H232ZM238 8H239V7H238ZM259 8H261V7H258V9H259ZM14 9H15V8H14ZM60 9H61V8H60ZM70 9H69V10H70ZM73 9H74V8H73ZM227 9H228V8H227ZM245 9H248L250 12H249L248 10L246 11ZM262 9H263V8H262ZM12 10H13V9H12ZM61 10H62V11H61L62 14L65 13V12H63V9H61ZM77 10H78V12L81 11V10H79V9H77ZM84 10H85V8H84ZM144 10H145V9H144ZM163 10H164V9H163ZM230 10H231V9H230ZM234 10H236V9H234ZM252 10H253V11H252ZM33 11H34V10H33ZM41 11H40V12H41ZM74 11H75V10H74ZM74 11H73V12H74ZM150 11H151V10H150ZM150 11H149V9H148V10L146 9V12H147V13L145 12L146 16H147V14L149 15V12H150ZM13 12H15V11H13ZM18 12H19V10H18ZM38 12H39V11H38ZM81 12H82V14H83V9H82ZM84 12H85V11H84ZM142 12H143V10H142ZM226 12H227V11H226ZM228 12H229V10H228ZM228 12H227V14H228ZM31 13H32V12H31ZM224 13H225V11H223V14H222V15H224ZM233 13H234V12H233ZM11 14H12V13H11ZM56 14H57V13H56ZM60 14H61V13H60ZM62 14H61V15H62ZM72 14H73V13H72ZM74 14H75V16H76V14L78 15L77 12H75ZM74 14H73V16H74ZM99 14H100V13H99ZM151 14H152V12H151ZM201 14H202V13H201ZM227 14H226V15H227ZM49 15H51V14H49ZM54 15H55V14H54ZM54 15H53V16H54ZM57 15H59V11H58V14H57ZM95 15H96V14H95ZM100 15H101V14H100ZM138 15H139V14H138ZM140 15H142V17L144 16L142 13H141ZM140 15H139V16H140ZM203 15H204V14H202V16H203ZM226 15H225V16H226ZM229 15H230V14H229ZM229 15H228V16H229ZM38 16H39V17H38ZM63 16H64V15H63ZM63 16H62V17H63ZM65 16H66V15H65ZM68 16H69V19L72 17V16L70 17V15H68ZM75 16H74V18H75ZM79 16H81V15H80V12H79ZM104 16H105V15H104ZM107 16H109V15H107ZM150 16H152V15H150ZM161 16L159 15L158 17H161ZM228 16H227V17H228ZM230 16H232V18L234 19V22L236 23L237 21H236L235 18H234L236 15L233 16V15L231 14ZM16 17H17V16H16ZM45 17H46L47 19H46ZM55 17H56V16H55ZM62 17H61V18H62ZM76 17H77V16H76ZM98 17H99V16H97V18H98ZM148 17H149V16H148ZM210 17H211V16H210ZM237 17H236V18H237ZM257 17H259V16H257ZM74 18H73V19H74ZM77 18H80V17H77ZM77 18H76V19H77ZM88 18H89V17H88ZM88 18L86 17V18H84V19H88ZM99 18H100V17H99ZM99 18H98V19H99ZM104 18H106V17H104ZM146 18H147V17H145V20H148V19H146ZM152 18H154V17H152ZM222 18H223V17H222ZM225 18H226V17L223 18L225 21H224L223 19H220V20H223V22H221L222 25H223L224 22H227ZM228 18H229V17H228ZM259 18H260V17H259ZM21 19H22V17H21ZM41 19H42V20H41ZM56 19H57V18H56ZM62 19H63V18H62ZM62 19H61V21L63 22V20H64L65 18H64L63 20H62ZM81 19H83V18H81ZM90 19H92V18L90 17L89 20H88V22L90 21ZM93 19H95V17H94ZM98 19H97V21H98ZM101 19L103 20V22H102V20H101V22H99V21H98V22H95L94 20H92V21H94L93 23H95V24H92L91 22H89V23H91V24H90V27H92V28L94 29V31H96V33L100 34V33L103 32V34H101V35H104V33H105V35H106L107 38H108V37H111V36H112V38H113V35H115V33L120 34V32H118V31L116 32V31H115L116 28L114 27V25L112 26V24H110L109 22H107L106 19H108V18L103 19L102 16H101ZM149 19H151V18H149ZM160 19L157 18V21L160 20ZM230 19H231V17H230ZM233 19H232V20H233ZM0 20H1V19H0ZM3 20H4V19H3ZM10 20H14V19H10ZM16 20H19V19L17 18ZM59 20H60V18H59ZM66 20H68V19L66 18ZM95 20H96V19H95ZM124 20H125V19H124ZM152 20H153V19H151V21H152ZM155 20H156V19H155ZM202 20H203V19H202ZM205 20H206V18H205ZM239 20H238V21H239ZM6 21H8V20H6ZM6 21H5V22H6ZM19 21H20V20H19ZM24 21H25V20H24ZM39 21H40V23H39ZM64 21H65V20H64ZM71 21H72V20H71ZM71 21H70V22H71ZM74 21H75V20H74ZM76 21H77V25H78V24L80 23V21H79V23H78V20H76ZM76 21H75V22H76ZM109 21H110V20H109ZM113 21H114V20H113ZM161 21L158 22V23H159V26H160V27H158V29H160V30H162V29L165 28V27H163V28L161 29V27H162L161 25L163 24ZM214 21H215V20H214ZM216 21H218V20H216ZM216 21H215V22H216ZM229 21H230V20H229ZM8 22H9V21H8ZM17 22H18V21H17ZM21 22H22V20H21ZM41 22H42V23H41ZM54 22H55V21H54ZM57 22H58V20H57ZM66 22H67V21H66ZM70 22H69V20H68V23H67V24H68V25H67V30H68V31H69L68 28H69V24H70ZM84 22H87V21H84ZM84 22H83V23H84ZM88 22H87V23H88ZM145 22H146V21H145ZM145 22H144V24H146ZM153 22H154V21H153ZM211 22H212V21H211ZM218 22H219V21H218ZM218 22H217V23H218ZM234 22H233V23H234ZM13 23H14V22H13ZM22 23L25 24V22H22ZM100 23H102V24H100ZM158 23H157V24H158ZM165 23H164V24H165ZM237 23H239V22H237ZM8 24H9V23H8ZM8 24H7V22H6V25H8ZM15 24H17V23L15 22L14 25H15ZM48 24H50L49 26H51V24H52V20H51V21L49 20L47 23H45V25H47V26H45L46 30H48V29H47ZM56 24H58V23H56ZM64 24H65V23H64ZM74 24H75V23H74ZM113 24H115V23H113ZM116 24L119 25V23H116ZM128 24H129V23H128ZM154 24H155V22L153 23V25H154ZM157 24H156V25H157ZM160 24H161V25H160ZM194 24H195V23H194ZM194 24H193V25H194ZM211 24H212V23H211ZM211 24H210V26H212ZM213 24H214V23H213ZM218 24H220V23H218ZM218 24H217V25L214 24V25H215L216 27H221V25H218ZM9 25H10V24H9ZM12 25H13V24H12ZM14 25H13V26H14ZM17 25H18V24H17ZM52 25H53V26H52V29H53V27H54L55 25H54V24H52ZM58 25H59V24H58ZM58 25H57V26H58ZM72 25H73V24H72ZM88 25H89V24H88ZM118 25H117V27H118ZM150 25H151V24H150ZM156 25H155V26H156ZM199 25H201V23H200ZM199 25H198V26H199ZM205 25H206V24H205ZM207 25H208V24H207ZM214 25L212 26L213 29H214ZM224 25H227V24H224ZM228 25H229V24H228ZM0 26H1V25H0ZM21 26H22V25H21ZM39 26H40V25H39ZM60 26H61V22H60ZM64 26H65V25H64ZM64 26H62V27H64ZM74 26H76V25H74ZM79 26L82 27L83 25H82V24H81V25L79 24ZM134 26H135V25H134ZM144 26H145V25H144ZM147 26H148V25H147ZM157 26H158V25H157ZM157 26H156V27H157ZM163 26H164V25H163ZM167 26H166V27H167ZM208 26H209V25H208ZM233 26H234V25H233ZM11 27H12V26H11ZM18 27H19V26H18ZM27 27H28V26H27ZM27 27L25 26V28H27ZM41 27H42V30H40V33L42 34L43 26H40V28H41ZM71 27H72V26L70 25V29H71ZM85 27H86V26H85ZM137 27H138V26H137ZM148 27H149V26H148ZM199 27H200V26H199ZM205 27H207V26H205ZM231 27H232V26H231ZM231 27H230V28H231ZM235 27H236V25H235ZM239 27H238V28H239ZM29 28H28V30H29ZM37 28H38V27H37ZM77 28H78V26H77ZM77 28L71 30V31H73V34H74V35H75V33H74L75 31H74V30H76ZM114 28H115V30H114ZM138 28H139V27H138ZM196 28H197V27H196ZM200 28H201V27H200ZM203 28H204V27H203ZM209 28H210V27H207V28H205V29L211 30V29H209ZM221 28H223V27H221ZM22 29H23V28H22ZM32 29H33V28H32ZM64 29H65V28H64ZM117 29H118V28H117ZM122 29L124 30V28H122ZM127 29H128V27H127ZM136 29H137V28H136ZM136 29H133L132 32H137ZM143 29H144V28H143ZM145 29H146V28H145ZM213 29H212V31H213ZM224 29H225V30H229V29H226V27H225ZM262 29H263V27H262ZM24 30H25V29H24ZM46 30H44V32H45ZM54 30H55V29L52 30V33L47 32V33H49L48 35H50V34L52 35V34L54 33ZM57 30H58V29H57ZM57 30H56V31H57ZM59 30H60V29H59ZM59 30H58V31H59ZM65 30H66V29H65ZM67 30H66V33L69 34V35L71 36V33H69L70 31L68 32ZM77 30L79 31V30H81V28L79 27ZM83 30H84V32H83L84 34H83V35H86V34H85V33H86V32H85V29H83ZM89 30H90V28H89ZM131 30H132V28H131ZM134 30H136V31H134ZM138 30H139V29H138ZM165 30H167V29L165 28ZM214 30H215V29H214ZM217 30H218L217 32H219L221 29H220V30L217 29ZM222 30H223V29H222ZM225 30H223V31H225ZM235 30H236V28H235ZM237 30H238V29H237ZM260 30H261V29H260ZM37 31H38V30H37ZM58 31H57V32H58ZM87 31H88V27H87ZM94 31H93V32H94ZM125 31H126V29H125ZM142 31H146V30H142V29H141L139 32H142ZM185 31H186V30H185ZM188 31H190V30H188ZM193 31H194V30H193ZM28 32H29V31H28ZM30 32H31V30H30ZM32 32H33V31H32ZM32 32H31V33H32ZM35 32H36V31L33 32V35H34ZM61 32H63V31L61 30ZM132 32L130 31V33H132ZM160 32H161V31H160ZM213 32H214V31H213ZM231 32H232V29H231ZM231 32H230V33H231ZM233 32L235 33L234 29H233ZM40 33H39V31H38V34H40ZM63 33H64V32H63ZM63 33H62V34H63ZM76 33H78L77 35H80V34L82 33V31H81L80 34H79V32H76ZM89 33H91V32H89ZM150 33H151V32H150ZM183 33H185V32H183ZM187 33H188V32H187ZM187 33H186V34H187ZM195 33H196V32H195ZM210 33H211V32H210ZM210 33H209V35H210ZM219 33H220V32H219ZM228 33H229V32H228ZM228 33H227V34H228ZM230 33H229L228 36H230ZM234 33H232V34L234 35ZM236 33H237V32H236ZM251 33H252V32H251ZM251 33H249V34H251ZM21 34H22V32H21ZM25 34H26V33H25ZM25 34H24V35H25ZM38 34H37V35H38ZM45 34H46V33H45ZM45 34H44V36H45ZM57 34H58V33H57ZM62 34H60V36H61ZM64 34H65V33H64ZM73 34H72V35H73ZM93 34H94V33H92V35H93ZM137 34H138V33H137ZM163 34H164V33H163ZM196 34H198V33H196ZM199 34L202 35L201 37H203L204 35L206 36L205 33H204V35L201 34V33H199ZM199 34H198V35H199ZM220 34H221V33H220ZM220 34H219V35H220ZM225 34H226V33H225ZM227 34H226V35H227ZM48 35H46V37H47ZM53 35H56V34L54 33ZM81 35H82V34H81ZM83 35H82L81 37H82L83 39H85V38H84L85 36L83 37ZM87 35H88V34H87ZM101 35H99V36L101 37ZM123 35H124V34H123ZM150 35H153V34L151 33ZM188 35H189V34H188ZM188 35H186V37H187ZM198 35H197V38H198ZM200 35H199V36H200ZM212 35H216V34H214V33L212 34V33H211V36H212ZM226 35H225V37H226ZM38 36H39V38H40V35H38ZM44 36H43V37H44ZM56 36H57V35H56ZM56 36H54V37H56ZM65 36H66V35H65ZM88 36H89V35H88ZM163 36H166V35H163ZM231 36H232V35H231ZM258 36H259V35H258ZM22 37H23V36H22ZM22 37H21V39H22ZM43 37H42V39H43ZM50 37H51V36H50ZM74 37H75V39H73V41L76 40V38H78L76 35H75ZM95 37H98V35H97V36L95 35ZM100 37H98V38H100ZM117 37H119V36H117ZM134 37H135V36H134ZM154 37H155V36H154ZM166 37H167V36H166ZM184 37H185V36H184ZM188 37H189V36H188ZM206 37H207V36H206ZM208 37H209V36H208ZM214 37H216V36H212V38H214ZM220 37H222V35H220ZM235 37H234V38H235ZM36 38H38V37H36ZM36 38H35V39H36ZM39 38H38V40H39ZM48 38H49V36H48ZM63 38H66V37H63ZM63 38H62V39H63ZM71 38H73V37H71ZM89 38H93V37H90V36H89ZM101 38H103V36H102ZM132 38H133V37H132ZM155 38H156V37H155ZM161 38H162V37H161ZM170 38H171V37H170ZM189 38H190V37H189ZM192 38H193V37H191L190 39L193 41V40L196 39V36H195V39H192ZM212 38H211V39H212ZM218 38H219V37H218ZM218 38H216V41H217ZM33 39H34V38H33ZM50 39H51V38H50ZM56 39H58V38H55L54 40H56ZM59 39H60V38H59ZM62 39H61V41H62ZM69 39H70V37L68 38V40H69ZM86 39H87V38H86ZM86 39H85V41H86ZM105 39H106V38H105ZM105 39H104V40H105ZM130 39H131V38H130ZM133 39H134V38H133ZM133 39H132L131 42H134ZM152 39H153V38H152ZM164 39H165V37H164ZM200 39H201V38H200ZM200 39H198V40L200 41ZM203 39H205V38H202V40H203ZM214 39H215V38H214ZM219 39H221V38H219ZM224 39H225V38H224ZM44 40H45V38H44ZM51 40H52V39H51ZM51 40H50V41H49V40H46L45 43H43L44 41H43V40L41 41V39H40L41 42H40L39 45L37 44L38 46H35V42H33V43L31 42L32 44H34L33 46L36 47L35 50H37V51H36V52L33 51L34 53H31V52H32V50H31V52H29V53H31V54H28V53H27V54H28V57H29V58L31 57L30 59H27L28 57H27V54L25 53V54H26V57H27V58H25V59H27V60H26V63L28 64L29 67L34 65V66L36 67V69H37V68H41V70H42L43 67H44V69H45V68L49 69L50 72H53L54 75H52V76L55 77V78H59V79H60V78H69V79H73V80H74V79L84 80V81H81V82H80V80H77L76 84L73 83L74 85H71V83L68 84V85H71V86H72L73 90H74V89H75V90H78V88H81L80 86L84 85L83 83H85V79L90 80L91 77H92V78L94 77V76H93L94 74H92L91 72L88 73L87 71H84L83 69L76 67L75 64H74V62H73L74 60H72L68 55H65V52H64V55L61 56L60 58H58L56 61H55V60L48 61V60L50 59L49 56H50L51 53H52V52L50 51V52H51L50 55H49V56L46 55V56H48V58L45 57V59L42 61V60H41V58H42L41 56H43L44 54H48L49 50L52 49V48H54V45L52 44ZM80 40H81V39H80ZM108 40H111V39H108ZM108 40H107V41H108ZM127 40H128V39H127ZM184 40H185V39H184ZM191 40H190V41H191ZM198 40H197V41H198ZM209 40H210V39H209ZM212 40H213V39H212ZM34 41H35V40H34ZM63 41L65 42V40H63ZM66 41H67V39H66ZM73 41H72V42H73ZM78 41H79V40H78ZM78 41H77V42H78ZM95 41L97 42V39H96ZM100 41H101V39H100ZM105 41H106V40H105ZM107 41H106V42H107ZM128 41H129V40H128ZM166 41H167V40H166ZM186 41H188V40H186ZM199 41H198V42H199ZM205 41H206V42H205ZM205 41H204V42L207 43V40H206V39H205ZM213 41H215V40H213ZM213 41H211V43H209V45H208V46H210V44H211V48H212L213 45H215V44H214L215 42L213 43ZM220 41H221V40H220ZM223 41H224V40H223ZM227 41H229V40L227 39ZM232 41H233V40H232ZM26 42L28 43L29 41H26ZM26 42L23 41V44H25ZM38 42H39V41H38ZM64 42H63V43H64ZM81 42H82V41H81ZM86 42L88 43L89 41H86ZM86 42H85V43H86ZM93 42H94V41H93ZM101 42H102V41H101ZM131 42H128V43L131 44ZM135 42H137V41L135 40ZM217 42H219V41H217ZM21 43H22V42H21ZM31 43H30V44H31ZM58 43H60V42H58ZM63 43H62V44H63ZM69 43H70V40H69ZM85 43H84V45H86ZM89 43H92V40H91V42H89ZM107 43H109V41H108ZM111 43H112V45L114 44L113 41H112ZM147 43H148V41H147ZM164 43H166V42H164ZM168 43H169V42H168ZM201 43H202V42H201ZM228 43H229V42H228ZM17 44L19 45L20 43H17ZM30 44H29V45H30ZM54 44H56V43H54ZM105 44H106V43H105ZM105 44H104L103 46H105ZM115 44H116V43H115ZM115 44H114V45H115ZM119 44H120V43H119ZM202 44H203V43H202ZM202 44H201V45H202ZM221 44H222V43H221ZM223 44H224V43H223ZM20 45H21V44H20ZM27 45H28V44H27ZM64 45H65V44H64ZM80 45H81V44H80ZM82 45H83V42H82ZM82 45H81V48H82V49H85V48L82 47ZM87 45H88L89 47H88ZM87 45H86V46H87L88 48H90V51H91L92 48L95 49V47H92V48H91L89 44H87ZM91 45H92V44H91ZM95 45H96V44H95ZM101 45H102V44H101ZM101 45H100V47H102ZM114 45H113V46H114ZM132 45H133V44H132ZM159 45H160V44H159ZM161 45H162V44H161ZM180 45H181V44H180ZM183 45H184V44H183ZM196 45H197V44H196ZM21 46H22V45H21ZM30 46L33 48L32 45H30ZM30 46H26V44H25L24 47L27 48V47H30ZM55 46H56V45H55ZM86 46H84V47H86ZM96 46H97V45H96ZM110 46H111V45H110ZM113 46H112V47H113ZM189 46H190V45H189ZM197 46H198V45H197ZM197 46H196V47H197ZM199 46H200V45H199ZM215 46H216V45H215ZM218 46H219V45H217V47H218ZM222 46H223V45H222ZM229 46H230V45H229ZM229 46H228V47H229ZM59 47H60V46H58V47H56V48H59ZM77 47H78V45H77ZM77 47H76V48H77ZM97 47H98V46H97ZM100 47H99L98 49L96 48V51H95V52H97V51L100 49ZM114 47L117 48L116 45H115ZM137 47L140 48L141 46H140V47H139V46H136V47H133L132 49L135 50V49H137ZM192 47H193V46H192ZM201 47H203V45H202ZM204 47H205V46H204ZM204 47H203V48H204ZM220 47H221V46H220ZM223 47H224V46H223ZM15 48H16V47H15ZM20 48H22V47H20ZM64 48H65V47H64ZM78 48H80V47H78ZM88 48H87V49H88ZM103 48H104V47H103ZM103 48H101V50H102ZM106 48H107V47H106ZM106 48H105V49H106ZM109 48H110V47H109ZM116 48H115V49H116ZM119 48H120V47H119ZM126 48H127V47H126ZM183 48H184V47H183ZM190 48H191V46H190ZM59 49H60V48H59ZM61 49H63V48H61ZM82 49H81V50H82ZM113 49H114V48H113ZM115 49H114V50H115ZM127 49H129V48H127ZM143 49H144V47H143ZM186 49H188V48L186 47ZM196 49H198V48H196ZM206 49H207V48H206ZM212 49H213V48H212ZM14 50L16 51V49H14ZM18 50H19V47H18ZM29 50H30V48H29ZM33 50H34V48H33ZM69 50H71V49H69ZM78 50H79V49H78ZM101 50H100V52H101ZM108 50H109V49H108ZM108 50H107V51H108ZM122 50H124V49H121V51H122ZM130 50H131V49H130ZM139 50H140V49H139ZM141 50H142V48H141ZM191 50H193V49H190V51H191ZM204 50H205V48H204ZM207 50H208V49H207ZM207 50H205V51H207ZM213 50H215V49H213ZM222 50H223V48H222V49H221V48H220V49L218 48V50H216L215 53H213V54H217V51H218V52H219V51L221 52ZM228 50H229V49H228ZM19 51H20V50H19ZM85 51H86V49H85ZM85 51H84V54L86 53ZM87 51H88V50H87ZM93 51H94V50H93ZM107 51H106V52H107ZM131 51H132V50H131ZM142 51H143V50H142ZM190 51H189V52H190ZM223 51H224V50H223ZM223 51H222V52H223ZM56 52H60V51H56ZM56 52H55V53H56ZM74 52H75V50H74ZM74 52H73V53H74ZM95 52H94V53H95ZM104 52H105V51H104ZM104 52H102V53H104ZM118 52H119V51H118ZM125 52H126V51H125ZM137 52H138V51H137ZM196 52H197V51H196ZM207 52H208V51H207ZM210 52H212V51H210ZM55 53H54V54H55ZM60 53H61V52H60ZM75 53H77V52H75ZM82 53H83V51H82ZM92 53H93V52H92ZM94 53H93V54H94ZM102 53H101V55H102L101 58H103V54H102ZM113 53H114V52H113ZM116 53H117V51H116ZM116 53H115V55H116ZM120 53H121V52H120ZM120 53L117 55V56H118L117 59L114 60V61H112V63H114V65H113L112 63L110 64V66H112V70H110V72H108V74L110 73V76H112V75L115 76V75H117V74H120V76L123 78V81H121V82H123V83H124V81H126V80H124V79H127V82H128V80L130 79V76H131V77H132V81H131V79H130L129 82L132 83L133 87H134V86H138V85H139L138 83L141 82V80H140V81L138 80L139 77H137L138 79H135V77H133V75L135 76V75H138V74H135V73H134L135 71L132 72V73H134L133 75H131L132 73H131V74L129 73V71H128V69H127V68H128V64L126 65L127 67H125V64H126V63H125V64L123 63V62H124V60H123V56H124V55H122V54H120ZM123 53H124V52H123ZM138 53H139V52H138ZM187 53H188V52H186V55H187ZM190 53H191V52H190ZM193 53H194V52H193ZM193 53H192L191 55H194ZM223 53H225V51H224ZM223 53H221V54H223ZM236 53L238 54L239 52H236ZM25 54H24V55H25ZM66 54H68V53H66ZM71 54H72V53H71ZM87 54H88V52H87ZM87 54H86V55H87ZM99 54H100V53H99ZM124 54H125V53H124ZM126 54H127V53H126ZM143 54H144V53H143ZM143 54H142V55H143ZM176 54H177V53H176ZM178 54H179V53H178ZM210 54H212V53H210ZM213 54H212V56H215V55H213ZM221 54L218 53L217 56H218L219 58H221V56H220ZM229 54H230V53H229ZM0 55H1V54H0ZM3 55H4V54H3ZM19 55H20V53H19ZM19 55H18V56H19ZM22 55H23V54H22ZM24 55H23V56H24ZM29 55H30V56H29ZM52 55H53V53H52ZM73 55H74V54H73ZM86 55H85V56H86ZM108 55H111V56H112L111 53H109ZM115 55H114V58H113V56H112V60L115 59ZM134 55H136V53H135ZM197 55H198V54H197ZM201 55H202V54H201ZM203 55H204L205 58H206V55H207V54H203ZM203 55L200 56V58H201V57L204 58ZM230 55H231V54H230ZM233 55H234V54H233ZM18 56H17V57H13V58H18ZM44 56H45V55H44ZM44 56H43V57H44ZM87 56H89V55H87ZM90 56H91V55H90ZM93 56H94V55H93ZM111 56H110V57H111ZM139 56H141V55L139 54ZM188 56H190V55H188ZM209 56H210V55H209ZM212 56L209 57V58H212ZM224 56H225V54H224ZM226 56H227V55H226ZM241 56H242V54H241L240 56H237V57H240V58L242 59V62H243V61L245 62V60L248 59V58L244 59L245 57L242 58ZM1 57H2V56H1ZM20 57H21V56H20ZM24 57H25V56H24ZM40 57H41V58H40ZM83 57H84V56H83ZM83 57H82V58H83ZM108 57H109V56H108ZM194 57H195V56H194ZM198 57H199V55H198ZM218 57H217V60H218ZM228 57H229V56H228ZM235 57H236V56H233V59H234V60H235ZM246 57H247V56H246ZM263 57H264V56H263ZM101 58H100V59H101ZM106 58H107V57H106ZM124 58H125V57H124ZM191 58H192V56H191ZM196 58H197V57H196ZM202 58H201V59H202ZM207 58H208V57H207ZM213 58H215V57H213ZM39 59H40V60H39ZM42 59H43V58H42ZM47 59H48V60H47ZM54 59H55V58H54ZM83 59H84V58H83ZM83 59H82V60H83ZM104 59H105V58H104ZM104 59H103V60H104ZM110 59H111V58H110ZM110 59L108 58V60H110ZM125 59H126V58H125ZM231 59H232V58H231ZM238 59H239V58H238ZM238 59L236 60V64L238 63V62H237ZM50 60H51V59H50ZM77 60H78V59H77ZM77 60H76V61H77ZM108 60H107V61H108ZM184 60H185V58H184ZM186 60L188 61L187 58H186ZM186 60H185V61H186ZM212 60H213V59H212ZM215 60H216V59H214V61H215ZM219 60H220V59H219ZM239 60H240V59H239ZM7 61H8V59H7ZM10 61H11V60H10ZM99 61H100V60H99ZM133 61H134V63H136V62H135L136 59L133 60ZM182 61H183V60H182ZM220 61H224V60L222 59V60H220ZM240 61H241V60H240ZM240 61H239V62H240ZM11 62H12V61H11ZM17 62H18V60H17ZM19 62H20V65H21L22 62H21V61H19ZM78 62H79V61H78ZM97 62H98V61H97ZM105 62H106V61H105ZM126 62H127V61H126ZM137 62H138V61H137ZM139 62H140V61H139ZM178 62H179V61H178ZM189 62H190V60H189ZM242 62H241V64H243ZM246 62H248V61H246ZM262 62H263V60H262ZM262 62H261V63H262ZM14 63H15V62H14ZM14 63H13V64H14ZM23 63H25V62H23ZM23 63H22V64H23ZM103 63H104V62H103ZM108 63H109V62H108ZM108 63H106V64H108ZM145 63H146V61H145ZM147 63H148V62H147ZM147 63H146V64H147ZM228 63H229V65L227 64L228 66L226 67V69L223 67L224 70H227V69L229 68V66H231V64H233V63H230V62H228ZM234 63H235V61H234ZM261 63H259V64H261ZM29 64H30V65H29ZM95 64H96V63H94V65H95ZM130 64H131V63H130ZM140 64H141V63H140ZM162 64H163V63H162ZM175 64H176V63H175ZM175 64H173V66H174ZM179 64H180V62H179ZM185 64L187 65V63H185ZM185 64H184V65H185ZM245 64H246V63H245ZM250 64H252V63H250ZM99 65H100V64H99ZM132 65H133V64H132ZM137 65H138V64H137ZM163 65H164V64H163ZM189 65H190V64H189ZM223 65H224V64H223ZM239 65H240V64H239ZM247 65H249V64L247 63ZM100 66H101V65H100ZM113 66H114V67H113ZM130 66H131V65H129V68H130ZM142 66H143V64H142ZM164 66H165V65H164ZM178 66H179V65H178ZM180 66H182V64H180ZM215 66H217V65H215ZM237 66H238V64H237ZM242 66H244V64L241 65V67H242ZM252 66H254V64H253ZM26 67H27V66H26ZM26 67H25V68H26ZM107 67H108V66H107ZM107 67H106V68H107ZM147 67H148V66H147ZM185 67H186V66H184V68H185ZM187 67H188V65H187ZM231 67H232V66H231ZM233 67H234L235 69H238V67H237V68H236L235 66H233ZM233 67H232V68H233ZM256 67H257V65H256ZM256 67H255V66L253 67V68H254V71H255ZM11 68H13V67L11 66ZM21 68H22V67H21ZM91 68H92V67H90V69H91ZM167 68H168V67H167ZM180 68H181V67H180ZM191 68H192V67H191ZM191 68H189V69H191ZM213 68H214V67H213ZM217 68H218V67H217ZM220 68H221V67H220ZM220 68H219V69H220ZM242 68H244V67H242ZM4 69H5V68H4ZM13 69H14V68H13ZM13 69H12V70H13ZM151 69H153V68L151 67ZM155 69H156V68H155ZM170 69H171V68H170ZM189 69H188V70H189ZM219 69H218V70H219ZM221 69H222V68H221ZM229 69H230V68H229ZM229 69H228V70H229ZM239 69H240V68H239ZM5 70H6V69H5ZM5 70H4V71H5ZM7 70H8V69H7ZM37 70L39 71V69H37ZM94 70H95V69H94ZM105 70H107V69H105ZM145 70H146V69H145ZM177 70H178V69H177ZM181 70H182V68H181ZM181 70H179V72L177 71V73L180 74V71H181ZM183 70H184V69H183ZM200 70H201V69H199V68H194V69L192 68V70H190L189 73H190V75H191V74H196V76H198V75H201V73L199 74ZM213 70H214V69H213ZM213 70H212V72H213ZM224 70H222V71L220 70L219 72H223ZM232 70H233V69H232ZM4 71L2 70L1 72H4ZM9 71H10V70H9ZM47 71H48V70H47ZM89 71H90V70H89ZM91 71L93 72V70H91ZM99 71H101V70H99ZM107 71H109V69H108ZM111 71H112V73H111ZM138 71L140 72V70H138ZM143 71H144V69H143ZM143 71H142V73H144ZM174 71H175V70H174ZM230 71H231V70H230ZM240 71H242V69H240ZM243 71H244V70H243ZM243 71H242V72H243ZM45 72H46V71H45ZM102 72H103V70H102ZM102 72H100V73H102ZM153 72H154V71H153ZM157 72H158V71H156L155 73H157ZM165 72H166V69H165ZM169 72H170V71H168V74H169ZM186 72H187V71L182 72V73H186ZM201 72H203V71H201ZM225 72H227V71H225ZM244 72H245V71H244ZM39 73H40V72H39ZM41 73H42V71H41ZM41 73H40V75H41ZM43 73H44V71H43ZM48 73H49V72H48ZM94 73H95V72H94ZM97 73H98V72H97ZM97 73H95V75H97ZM172 73H173V72H172ZM172 73H171V74H172ZM197 73H198V74H197ZM214 73H215V71H214ZM232 73H233V72H232ZM98 74H99V73H98ZM108 74H107L106 71H105L104 73L101 74V76H100V74H99V75H97V77L99 76V77H101V78H105V79H106ZM129 74H130V75H129ZM140 74H141V72H140ZM153 74H154V73H153ZM173 74H174V73H173ZM209 74H210V73H209ZM221 74H222V73H221ZM239 74H240V73H239ZM239 74H238V75H239ZM252 74H253V71H252ZM169 75H170V74H169ZM175 75H176V74H175ZM203 75H204V73H203ZM242 75H243V74H242ZM246 75H248V74H246ZM253 75H254V74H253ZM253 75H252V76H253ZM255 75H256V77H257V74H255ZM0 76H1V74H0ZM38 76H39V75H38ZM42 76H44V75H42ZM42 76H40V79H41ZM52 76H51V75L49 76L48 74H46L47 79H50V78H48V77H51V80H52ZM110 76H108V77H110ZM160 76H161V75H160ZM165 76H166V78L168 79V77H167V72H166V75H165ZM165 76H163V77H165ZM194 76H195V75H194ZM213 76H215V75H210L209 77H213ZM233 76H234V74H233ZM243 76H244V75H243ZM249 76H250V73H249ZM249 76H248L247 79H246V77H242V76H241L242 79L240 78V76L234 77L235 79H233V80L231 79L232 81H230V83H228V84L226 83L228 80H227V81L224 80V81H226V82H225L226 84H224L223 86H220V85H219L220 83L218 82V83H219V84H218V83L216 82L221 88H222V87L224 88L223 90H225V92H222V93H227V95H226V94H224V95L227 96V98H228V102H227V101H226V102H227L229 105H225L224 107H221L222 105L220 106V104L217 105L216 103H218L217 100L219 99V97H218V99L216 100V103L214 102L213 104H214V105H217V107H221V108H225V109L227 108L226 106H228V109H230L231 107H233V108H234V109L232 108L233 111H235V109H238V110H242V111H243V109H244V105H245L248 101H253V102H252L253 105L251 104L252 109H251V112H250L252 115L250 114L251 116H250V115L248 116V117H249V120H248V119H246V120H248L249 122H251V121H255V120L257 121V120H258V123H257V124H259V125H257V124L255 125V124H254L255 126L253 125V128H254V127L257 128V126H258V127L261 126V127L264 129V102H262V101H260V100H258V99L256 98V93L254 92V91H255L254 88H253V90H252L253 92L251 91V89H249L248 84H247L248 81H250V80H248V79H249ZM95 77H96V76H95ZM117 77H119V76H117ZM140 77H141V76H140ZM143 77H144V75H143ZM175 77H179V76L176 75ZM175 77H174V79H172L173 82H175V81H174V80L176 79ZM185 77H186V76L184 75V78H185ZM189 77H190V76H189ZM205 77H206V75H205V76H202L201 78L196 77L195 80H197V82H200V83H201V82H205V84H207V83H208V80H206ZM216 77L219 78V76H217V75L215 76V78H216ZM2 78H3V76H2ZM101 78H100V79H101ZM111 78H113V77H111ZM111 78H110V79H111ZM122 78H121V79H120V78L117 79V78L115 77V79H117V81H118V80H119V81L122 80ZM171 78H173V77L171 76ZM171 78H169V81H170ZM192 78H194V77H192ZM197 78H198V79H197ZM236 78H238V79H236ZM43 79H44V77H43ZM207 79H209V78H207ZM210 79H211V78H210ZM219 79H221V78H219ZM222 79H223V78H222ZM229 79H230V78H229ZM254 79H255V78L253 77V81H254ZM257 79H258V77H257ZM41 80H42V79H41ZM51 80H50V82H51ZM185 80H186V79H185ZM187 80H188V79H187ZM187 80H186V81H187ZM211 80H212V81H215V80H213V79H211ZM259 80H260V78H259ZM52 81H53V80H52ZM58 81H59V80H58ZM100 81H101V80H100ZM147 81H148V80H147ZM189 81H190V80H189ZM191 81H192V80H191ZM222 81H223V80H222ZM251 81H252V79H251ZM26 82H27V81H26ZM74 82H75V81H74ZM78 82H80V83H82V84L80 85V83L78 84ZM103 82H104V81H103ZM127 82H126V84H127ZM149 82H150V81H149ZM173 82H172V83H173ZM178 82L180 83V81H178ZM182 82H185V81L183 80V78H182ZM187 82H188V81H187ZM197 82L195 83V81H194V83H193L194 86H195V84H197ZM228 82H229V81H228ZM33 83H34V82H33ZM33 83H31V84H33ZM86 83H87V81H86ZM88 83H89V82H88ZM88 83H87L86 85L82 86L81 90H82L83 92H85L86 90H89V89L92 87V86H90V83H89V84H88ZM95 83H96V82H95ZM106 83H107V82H106ZM106 83L104 82V85H108V84H106ZM109 83L111 84V81H109ZM123 83H122V84H123ZM175 83H176V82H175ZM213 83H215V82H213ZM216 83H215V86L217 85ZM59 84H60V82H59ZM97 84H98V83H97ZM112 84H113V81H112ZM124 84H125V83H124ZM126 84H125L124 86H127ZM144 84H146V83H144ZM148 84H149V83H148ZM150 84H151V82H150ZM152 84H153V83H152ZM176 84H177V83H176ZM183 84L186 85V83H183ZM193 84H191V86H192ZM198 84H199V83H198ZM201 84H202V83H201ZM208 84H209V83H208ZM0 85H1V84H0ZM29 85H30V84H29ZM29 85H28V86H29ZM33 85H34V84H33ZM79 85H80V86H79ZM114 85H115V84H114ZM114 85H113V86H114ZM171 85H172V84H171ZM173 85L175 86L174 83H173ZM173 85H172V86H173ZM188 85H189V84H188ZM28 86H27V87H28ZM34 86H35V85H34ZM57 86H58V85H57ZM57 86H56V87H57ZM63 86H65V85H63ZM63 86H62V88H64ZM71 86H70V87H71ZM95 86H96V85H95ZM99 86H100V85H99ZM121 86L123 87V85H121ZM150 86H151V85H150ZM177 86H178V85H177ZM186 86H187V85H186ZM191 86H189L188 89H191V90H192V88H190ZM203 86H204V85H203ZM215 86H214V87H215ZM29 87H30V86H29ZM32 87H33V86H32ZM68 87H69V86H68ZM101 87H102V82H101ZM115 87H116V86H115ZM119 87H120V86H119ZM122 87H121L120 89H122ZM131 87H132V86H131ZM198 87H199V86H198ZM200 87H201V86H200ZM206 87H207V86H206ZM206 87H204V88H206ZM263 87H264V86H263ZM30 88H31V87H30ZM65 88H67V87H65ZM102 88H103V87H102ZM102 88H101V89H102ZM105 88H106V87H105ZM109 88H110V87H109ZM127 88H130V87H127ZM150 88H151V87H150ZM204 88H203V89H204ZM207 88H208V87H207ZM212 88H213V87H212ZM221 88H220V89H221ZM260 88L262 89V87H260ZM60 89H61V88H60ZM110 89H111V88H110ZM132 89H133V88H132ZM134 89H135V88H134ZM147 89H148V87H147ZM173 89H174V88H173ZM175 89H176V88H175ZM198 89H199V88H198ZM198 89H197V90H198ZM220 89H219V90H220ZM255 89H256V88H255ZM258 89H259V88H258ZM34 90H36V89L34 88ZM64 90H65V89H64ZM68 90H70V88H67V91H68ZM79 90H80V89H79ZM79 90H78V91H79ZM103 90H104V89H103ZM105 90H108V88L105 89ZM115 90H117V89L115 88ZM118 90H119V88H118ZM124 90H125V89H124ZM161 90H162V89H161ZM161 90H160V92H161ZM177 90H178V89H177ZM184 90H186V89H184ZM206 90H207V89H206ZM210 90L212 91V89H210ZM210 90H209V93L211 94ZM214 90H215V88L213 89V91H214ZM262 90H263V89H262ZM71 91H72V89H71ZM78 91H77V92H78ZM89 91H90V90H89ZM100 91H101V90H100ZM100 91L98 90V93H100ZM108 91H110V90H108ZM113 91H114V89L112 90L111 93H113ZM121 91H123V90H121ZM173 91H174V90H173ZM194 91H195V90H194ZM220 91H222V90H220ZM220 91H219V92H220ZM260 91H261V90H260ZM83 92H81V95H82ZM91 92H93V91H91ZM104 92H105V91H104ZM171 92H172V90H171ZM171 92H170V93H171ZM187 92H188V91H187ZM195 92H196V91H195ZM198 92H199V91H198ZM200 92H201V91H200ZM207 92H208V91H207ZM216 92H217V91H216ZM2 93H3V92H2ZM33 93H34V92H33ZM36 93H37V92H36ZM72 93H73V92H72ZM79 93H80V91H79ZM89 93H90V92H89ZM96 93H97V92H96ZM98 93H97V95L100 96ZM102 93H103V91H102ZM108 93H109V92H107V94H108ZM120 93H121V92H120ZM122 93H123V92H122ZM122 93H121V94H122ZM133 93H134V92H133ZM144 93H146V92L144 91ZM174 93H175V92H174ZM181 93H182V92H180V94H181ZM189 93H191V91L188 92V96H190ZM209 93H208V94H209ZM212 93H213V92H212ZM214 93H215V92H214ZM214 93H213V94H214ZM262 93H264V92H262ZM47 94H48V93H47ZM77 94H78V93H77ZM84 94H85V93H84ZM86 94H87V93H86ZM109 94H110V93H109ZM109 94H108V95H109ZM126 94H129V91H128V93H126ZM131 94H132V93H131ZM148 94H149V93H148ZM155 94L157 95L156 92H155ZM160 94H161V93H160ZM180 94H178V95H180ZM183 94H184V95L186 94L185 91H184V93H182V95H183ZM191 94H192V93H191ZM193 94H195V93H193ZM193 94H192V97L194 96ZM203 94H204V92H203ZM218 94H219V93H218ZM257 94H259V93L257 92ZM34 95H35V94H34ZM95 95H96V94H95ZM97 95H96V96H97ZM108 95H107V96H108ZM111 95H112V94H111ZM129 95H130V94H129ZM163 95H164V94H163ZM163 95H162V96H163ZM200 95H201V94H200ZM204 95H205V94H204ZM219 95H220V94H219ZM32 96H33V94H32ZM98 96L96 97V99H98ZM103 96H104V94H103ZM103 96H102V97H103ZM107 96H105V97H107ZM114 96H115V95H114ZM114 96H113V97H114ZM133 96H134V95H133ZM145 96H146V94H145ZM151 96H153V95H151ZM196 96H199V95L195 94L194 97H196ZM209 96H210V95H209ZM209 96H208V97H209ZM26 97L29 98L30 96H27V95H26ZM37 97H38V95H37ZM102 97H101V98H102ZM111 97H112V96H108V98H111ZM113 97H112V99H113ZM118 97H120V96L118 95ZM125 97H126V95H125ZM146 97H147V96H146ZM148 97H149V96H148ZM190 97H191V96H190ZM194 97H193V98H194ZM206 97H207V96H206ZM213 97H214V96H212V97H210V98L213 99ZM99 98H100V97H99ZM103 98H104V97H103ZM136 98H137V97H136ZM144 98H145V97H144ZM161 98H163V97H161ZM196 98H197V97H196ZM196 98H194L196 101H192V102H197L198 99L201 98V97H198V99H196ZM227 98L225 99V98L222 96L221 99H225V100H227ZM36 99H37V98H36ZM63 99H64V98H63ZM92 99H93V98H92ZM96 99H94V101H96ZM112 99H108V100L105 99V100L108 101L109 103H112L111 101H109V100H112ZM114 99H117V98L114 97ZM120 99H121V97H120ZM120 99L118 98L117 100H120ZM124 99H125V98H124ZM130 99L132 100V97H131ZM155 99H156V98H155ZM155 99H154V100H155ZM186 99H188V98H186ZM203 99H205V97H204ZM214 99H216V98H214ZM23 100H24V99H23ZM40 100H41V97H39V100L37 99V101H38L39 103H38V102L36 103V100H33V101H35L34 103H33L32 101L29 102V101L24 100V103L26 104V102H28V103H29V106H30V103L32 102L33 105H32L31 107H32V108L35 107V109H36L38 106L40 107V105L43 104L42 102H45V101L40 102ZM52 100H54V99H52ZM72 100H73V99H72ZM77 100H78V99H77ZM83 100H84V99H83ZM100 100H101V99H100ZM103 100H104V99H103ZM103 100H102V101H103ZM117 100L114 102V104L117 102ZM126 100H127V99H126ZM126 100H125V101H126ZM128 100H129V99H128ZM128 100H127V101H128ZM142 100H143V99H142ZM164 100H166V97H165ZM219 100H220V99H219ZM219 100H218V101H219ZM225 100H224V101H225ZM19 101L21 102V100H19ZM25 101H26V102H25ZM78 101H79V100H78ZM84 101H85V100H84ZM87 101H88V99H87ZM90 101H91V100H90ZM94 101H91V102H94ZM102 101H101L100 103H103ZM125 101H124V103H125ZM134 101L137 102L138 100L136 99V100H134ZM140 101H141V99H140ZM150 101H151V100H149V102H150ZM152 101H153V99H152ZM155 101H156V100H155ZM155 101H154V102H155ZM201 101H202V100H201ZM211 101H212V100H211ZM220 101H221V100H220ZM13 102L16 103L17 101H13ZM20 102H18L17 105L20 106L21 103H22V102H21V103H20ZM70 102H71V101H70ZM79 102H80V101H79ZM96 102H98V101H96ZM108 102H107V103H108ZM129 102L132 104V107L130 106V108L133 109V106H134L133 103H132L131 101H129ZM147 102H148V101H147ZM199 102H200V101H199ZM199 102H198V103H199ZM221 102H222V101H221ZM3 103H4V102H2V104H3ZM15 103H14V104H15ZM28 103H27V104H28ZM41 103H42V104H41ZM66 103H68V101H67ZM127 103H128V102H127ZM144 103H145V102H144ZM198 103H197V104H198ZM203 103H204V102H202V104H203ZM219 103H220V102H219ZM5 104H7V103H5ZM5 104H3V106H5ZM9 104H11V103H9ZM12 104H13V103H12ZM25 104H24V105H25ZM35 104H36V105H35ZM37 104H38V106H37ZM39 104H40V105H39ZM83 104H84V103H83ZM97 104H98V103H97ZM112 104H113V103H112ZM118 104L120 105V104H122V103L119 101V103H117L116 105L119 106ZM131 104L128 103V104L126 105V103H125V104H122V105H126V107H127L128 105H131ZM134 104H135V102H134ZM145 104H146V103H145ZM149 104H151L150 107H149V106H148V107L146 106V107H143V108H145V109L147 108L146 110H144V109L141 110L142 114H143V113H144V114L147 113V115H149V118L146 119L145 121L148 122V120L150 119V122H148V124L150 123L149 125L152 126L151 123H153V124H155V126H157V128H158V126L160 127V126L163 125L162 128L160 127V129H163L164 126H165L167 123H166L165 125L163 124L165 121H164L163 118H162V113H161L159 110H157V108H158L160 105H159V106H156V107H153L152 103H149ZM157 104H158V103H157ZM223 104H225V103H223ZM17 105H16V106H17ZM34 105H35V106H34ZM45 105H46V104H45ZM45 105H44V106H45ZM47 105H48V104H47ZM66 105H67V104H66ZM84 105H86V102H85ZM87 105H88V104H87ZM87 105H86V106H87ZM89 105H90V104H89ZM105 105H106V104H105ZM137 105H138V104H137ZM143 105H144V104H143ZM146 105H147V104H146ZM186 105H187V103H186ZM190 105H191V104H190ZM193 105H195V104H193ZM198 105H199V104H198ZM203 105L205 106L206 104H203ZM0 106H1V105H0ZM6 106H7V105H6ZM10 106H15V105H10ZM10 106H8V107H10ZM19 106H18V107H19ZM91 106L94 107V105H92V104H91ZM109 106H110V105L108 104V105H107V108H108ZM154 106H155V105H154ZM196 106H197V105H196ZM230 106H231V107H230ZM18 107H17V108H18ZM22 107H23V109H24L25 106L22 105ZM31 107H29V108L31 109ZM45 107H46V106H45ZM89 107H90V106H89ZM89 107H84V108H89ZM98 107H99V106H98ZM105 107H106V106H104L103 110H106ZM120 107H121V106H120ZM123 107H124V106H123ZM134 107H136V106H134ZM140 107H141V105H140ZM140 107H139V109L142 108V107H141V108H140ZM160 107H161V106H160ZM160 107H159V108H160ZM162 107H163V106H162ZM229 107H230V108H229ZM3 108H4V107H2L1 110H2ZM11 108H12V107H11ZM17 108H15V109L18 111ZM26 108H27V107H26ZM29 108H28L27 110L25 109L26 112H30ZM43 108H44V107H43ZM71 108H72V107H71ZM110 108H111V107H110ZM130 108H129V109H130ZM136 108H137V107H136ZM148 108H149V110H148ZM187 108H188V106H187V107L185 106V109H187ZM189 108H190V107H189ZM205 108H206V106H205ZM211 108H212V107H211ZM37 109H38V108H37ZM37 109H36V110H37ZM39 109H42V108H39ZM39 109H38V110H39ZM68 109H69V108H67L66 110H68ZM90 109L92 110V108H90ZM90 109H89V110H90ZM117 109H119V108H117ZM126 109H127V108H126ZM131 109H130V110H131ZM134 109H135V108H134ZM134 109H133V110H134ZM137 109H138V108H137ZM182 109H183V108H182ZM185 109H184V110H185ZM193 109H194V108H193ZM1 110H0V113H1ZM4 110H7V109H4ZM8 110H10V109H8ZM16 110H15V112H16ZM42 110H43V109H42ZM48 110H50V109H48ZM94 110H95V109H94ZM97 110H98V109H97ZM101 110H102V109H101ZM103 110H102V111H103ZM119 110H121V109H119ZM127 110H128V109H127ZM187 110H188V109H187ZM201 110H202L203 112L207 113V112H206V109H205V111H204V107H203V109L201 108ZM201 110H199V111H201ZM212 110H213V109H212ZM212 110H211V111H212ZM245 110H246V109H245ZM2 111H3V110H2ZM43 111H44V110H43ZM50 111H51V110H50ZM108 111H109V110H108ZM114 111H115V110H114ZM121 111H124V110H121ZM121 111H119V112H121ZM136 111H137V110H135V112H136ZM192 111H193V110H192ZM192 111H191V113H194V112H192ZM195 111H196V110H195ZM5 112H7V111H5ZM10 112H12V110H11ZM33 112H35V111H33ZM36 112H37V111H36ZM38 112H39V111H38ZM67 112H68V111H67ZM67 112H66V114H67ZM88 112H89V111H88ZM94 112H96V113H95V114H93L92 112H91V113H92L93 116L96 115V118H97V116H99V115L97 114L98 111H94ZM99 112L101 113V111H99ZM109 112H110V111H109ZM186 112L189 113L188 111H186ZM212 112H213V111H212ZM212 112H211V113H212ZM13 113H14V112H13ZM18 113H20V112H18ZM21 113H23V112H21ZM50 113H51V112H50ZM73 113H74V112H73ZM75 113H76V112H75ZM91 113H90V114H91ZM113 113H114V112H113ZM113 113H112L113 116H112L111 114H109V117H108V118H110V115H111L112 117H114V119H116L115 115H116L117 111H116V113H114V114H113ZM187 113H186V114H187ZM10 114H12V113H10ZM10 114H9V116H10ZM25 114H26V113H23V115L19 114V115H18V118H17V117H16V118H17V119H20L19 116L21 115V116L24 117ZM31 114H32V112H31ZM90 114H88V115L90 116ZM101 114H102V113H101ZM104 114H105V113H104ZM104 114H102V118H103V116H106V115H107V114H106V115H104ZM117 114H122V112H121V113H117ZM138 114H139V113H138ZM189 114H190V113H189ZM195 114H196V113H195ZM195 114H194V115H195ZM197 114H198V113H197ZM202 114H203V113H202ZM6 115H7V114H6ZM14 115H15V114H14ZM92 115H91V116H92ZM129 115H130V114H129ZM131 115H132V114H131ZM131 115H130V116H131ZM133 115H134V114H133ZM140 115H141V114H140ZM170 115H171V114H170ZM170 115H169V116H170ZM194 115H193V116H194ZM198 115H199V114H198ZM206 115H207V114H206ZM206 115H205V116H206ZM230 115H231V114H230ZM230 115H229V117H230ZM9 116H7V117H8V120H6V119H5L6 117L4 116V117H5L4 120L6 121V123H8L10 120L12 121L13 118H14V117H13V118L10 119ZM11 116H12V115H11ZM28 116H29V115H28ZM58 116H59V115H58ZM91 116H90V118L93 120L94 117H93V116L91 117ZM107 116H108V115H107ZM137 116H139V115H137ZM203 116H204V115H203ZM233 116H234V115H233ZM237 116H238V115H237ZM244 116H245V115H244ZM244 116H242V117H240V118L244 119V118H243ZM1 117H2V119H3V116L0 114V120H1ZM25 117H26V115H25ZM134 117H135V116H134ZM140 117H141V116H140ZM181 117H182V116H181ZM196 117H199V116L196 115ZM200 117H201V113H200ZM200 117H199V118H200ZM215 117H216V116H215ZM221 117H222V116H221ZM248 117L246 116V118H248ZM56 118H58V117H56ZM90 118H89V119H90ZM99 118H100V117H99ZM99 118L96 119V120H97V121H96V124H97ZM105 118H106V117H105ZM132 118H133V117H132ZM132 118H130V119H132ZM137 118H138V117H136V119H137ZM219 118H220V117H219ZM219 118H216V119H219ZM226 118H228V117H226ZM235 118H236V117H235ZM9 119H10V120H9ZM25 119H26V118H25ZM25 119H24V122H25ZM60 119H61V118H60ZM80 119H81V118H80ZM86 119H88V116H87ZM91 119H90V120H91ZM110 119H111V118H110ZM134 119H135V118H134ZM136 119H135V121H136ZM138 119H139V118H138ZM138 119H137V121L139 122ZM144 119H145V117H144ZM144 119H143V122H144ZM216 119H214V120L216 121ZM221 119H222V118H221ZM229 119H230V118H229ZM14 120H15V118H14ZM28 120H30V118H28ZM54 120H55V119H54ZM54 120H53V122H54ZM77 120H78V119H77ZM81 120H82V119H81ZM84 120H85V119H84ZM100 120L103 121V119H101V118H100ZM124 120L126 121V119H124ZM174 120H175V119H174ZM212 120H213V119H211L210 122H213V123H214V121H212ZM239 120L241 121V119H239ZM26 121H27V120H26ZM55 121H56V120H55ZM85 121H86V120H85ZM111 121H112V120H111ZM115 121H116V120H115ZM125 121H123V122H125ZM137 121H136V122H137ZM141 121H142V120H140V122H141ZM163 121H164V122H163ZM166 121H167V120H166ZM207 121H208V120H207ZM217 121H219V120H217ZM220 121H221V120H220ZM223 121H224V120H223ZM2 122H3V120L0 122V124H1ZM17 122H18V121H17ZM22 122H23V121H22ZM56 122H57V121H56ZM56 122H54V123H56ZM78 122H79V120H78ZM82 122H83V121H82ZM89 122H90V121H89ZM123 122H121V123H123ZM128 122H129V119H128ZM128 122L126 121L125 123H128ZM136 122H135V123H136ZM140 122H139V124H140ZM172 122H173V121H172ZM199 122H201V120H200ZM199 122H198V123H199ZM210 122L208 121V123H210ZM229 122H230V124H231V123L233 124L232 127H235L234 130H235L236 128H239V124H238V122H236V120H234V118L230 119ZM6 123H5V125H6ZM12 123H14V124H9V125H11V126H9V125L7 124V126H9V127L11 128V130H14V128H16L15 126H17V124H16V122H12ZM26 123H27V122H26ZM67 123H68V122H67ZM72 123H74V122H72ZM87 123H88V122H87ZM87 123H86V124H87ZM130 123H131V122H130ZM169 123H170V121H169ZM188 123H189V122H188ZM198 123H197V124H198ZM221 123H223V122H221ZM221 123H220V125H221ZM61 124H62V122H61ZM77 124H79V123H77ZM106 124H107V123H106ZM106 124H105V125H106ZM113 124H114V123H113ZM119 124H120V123H119ZM128 124H129V123H128ZM128 124H127V125H128ZM139 124H132L131 126H132V127H133L134 125H137V126H138ZM143 124H144V123H143ZM143 124H142V125H143ZM181 124H182V123H181ZM192 124H193V123H192ZM202 124H203V123H202ZM214 124H215V123H214ZM216 124H217V123H216ZM223 124H225V123H223ZM223 124H222V125H223ZM227 124H229V123H227ZM232 124H231V125H232ZM5 125H4V126H5ZM13 125H15V126H13ZM74 125H75V124H74ZM79 125L81 126V124H79ZM84 125H85V124H84ZM84 125H83V126H84ZM105 125H104V126H105ZM122 125H123V124H122ZM125 125H126V124H125ZM129 125H130V124H129ZM129 125H128V126H129ZM142 125H141V126H142ZM145 125L147 126V123H145V124L143 125V128H141V129H142V132H143V129L146 127ZM167 125H168V124H167ZM167 125H166V126H167ZM173 125H174V123H173ZM175 125H176V124H175ZM178 125H180V124H178ZM200 125H201V124H200ZM200 125H198V126H200ZM203 125H204V124H203ZM80 126H79V128H80ZM86 126H87V125H86ZM88 126H91V125H88ZM88 126H87V127H88ZM94 126H95V125H94ZM94 126H93V127H94ZM107 126H108V125H107ZM109 126L112 127L113 125H109ZM116 126H117V123H116ZM128 126H125V127L128 129ZM131 126H129V127H131ZM141 126L139 125L138 127H141ZM155 126H152V127H155ZM183 126H184V125H183ZM0 127H1V126H0ZM5 127H6V126H5ZM12 127H13V128H12ZM18 127L21 128V126H19V125H18ZM18 127H17L16 129H18ZM114 127H115V126H113V128H112L111 131L114 130ZM118 127H119V125H118ZM118 127H117V128H118ZM120 127H121V125H120ZM120 127H119V129H120ZM132 127H131L130 129H132ZM149 127H150V126H149ZM152 127H151V128H152ZM184 127H185V126H184ZM193 127H194V126H192V128H193ZM195 127H197V126L195 125ZM224 127H226V125L223 126V127L221 126V129L224 128ZM261 127H260V128H261ZM2 128H4V127H2ZM22 128H23V127H22ZM106 128H107L108 131H110V130H109V129H110L109 127H105V129H106ZM147 128H148V127H147ZM151 128H150V129H151ZM197 128H198V127H197ZM226 128L228 129V127H226ZM229 128H231V127H229ZM251 128H252V127H251ZM260 128H259V129H260ZM4 129H5V128H4ZM4 129H1V130L4 131ZM47 129L49 130V128H47ZM47 129H45V130H43V131L41 132V136L39 137V139H38V137H36V138L38 139V142L36 141V142H37V146L34 147L35 152H36L35 155L38 156V157H37V160H39V161L42 163L41 165L38 164L39 166H42V165H45V166L48 165V166H49V165L51 164V161H52V158H51V152H50V151H51L53 148L51 149L52 146H51V144L49 143V140H50L49 138H50V137L52 138L54 135L51 133L52 131L49 132ZM101 129H102V128H101ZM101 129H100V130H101ZM103 129H104V128H103ZM115 129H116V128H115ZM119 129L117 130V132L119 131ZM122 129H125V128L123 127V128H121V130H122ZM133 129H134V130H133ZM133 129H132V132L138 130V129H137V130L135 129V126L133 127ZM145 129H146V128H145ZM150 129H149V130H150ZM154 129H156V128H153V130H154ZM221 129H220V130H221ZM257 129H258V128H257ZM263 129H261V130L263 131ZM9 130H10V129H9ZM11 130H10V131H11ZM19 130H20V129H19ZM56 130H58V129H56ZM56 130H54V131H56ZM121 130L118 132V134L121 133V132H123V131H121ZM128 130H129V129H128ZM153 130H152V131H153ZM195 130H197V129L195 128ZM202 130H203V129H202ZM230 130L232 131V128H231ZM252 130H253V129H252ZM10 131H9V132H10ZM28 131H29V130H28ZM28 131H26V133H25V131H23L24 135H25V134H28V133H27ZM40 131H41V130H40ZM54 131H53V132H54ZM101 131H102V130H101ZM111 131H110V132H111ZM129 131H130V130H129ZM145 131H146V130H145ZM237 131H238V130H237ZM237 131H236L235 134H238ZM254 131H255V130H254ZM256 131H257V130H256ZM262 131H261V132H262ZM9 132H8V133H9ZM18 132H19V131H18ZM18 132H17V134H18ZM32 132H33V131H32ZM57 132H58V131H57ZM57 132H56V133H57ZM85 132H86V131H85ZM94 132H95V131H94ZM117 132H116V133H117ZM139 132H141V131H139ZM146 132L148 133L149 131L147 130ZM154 132H155V131H154ZM232 132H233V131H232ZM257 132H258V131H257ZM6 133H7V131H6ZM10 133H11V132H10ZM12 133H13V132H12ZM15 133H16V132H15ZM19 133H22V132H19ZM30 133H31V132H30ZM35 133H36V132H35ZM35 133H34V136H36ZM96 133H97V131H96ZM99 133H100V132L98 131V134H99ZM102 133L104 134V131H103ZM105 133H106V135H107L108 132L105 131ZM152 133H153V132H152ZM203 133H204V130H203ZM208 133H209V132H208ZM208 133H207V131H206V134H208ZM233 133H234V132H233ZM259 133H260V132H259ZM262 133H264V132H262ZM4 134H5V133H4ZM4 134H3V133H2V134L0 133V135H4ZM37 134H38V133H37ZM39 134H40V133H39ZM57 134H58V133H57ZM100 134H101V133H100ZM111 134H112V133H111ZM111 134H110V135H111ZM114 134H115V131H114V133L112 134V136H114ZM122 134H123V133H122ZM136 134H138V131H137ZM143 134H144V133H143ZM200 134H201V133H200ZM210 134H211V133H210ZM9 135H10V134H9ZM9 135H7V136H9ZM13 135H14V133H13ZM58 135L61 136L62 134L60 135V132H59ZM67 135H68V134H67ZM67 135H66V137H67ZM71 135H73V134H71ZM108 135H109V134H108ZM108 135H107L106 138H108V141H109V140L111 141V138H110ZM144 135H145V134H144ZM146 135H147V134H146ZM150 135H151V134H150ZM153 135H154V134H153ZM189 135H190V134H189ZM203 135H205V133H204ZM203 135H202V137L204 138ZM231 135H232V133H231ZM239 135L242 136V138L239 137ZM260 135H261V133H260ZM5 136H6V135H5ZM15 136H16V135H15ZM15 136H14V138H15ZM17 136H18V135H17ZM20 136H21V135H20ZM32 136H33V135H32ZM38 136H39V135H38ZM48 136H49V138H48ZM68 136H70V135H68ZM120 136H121V135H120ZM123 136H124V135H123ZM196 136L199 137L198 134H197ZM209 136H210V135H209ZM209 136H207V137L209 138ZM213 136H216V137H217V135L213 134V135L210 137L211 142H209V143H210L211 145H213V147H214L216 143H217V145H218V142H217V140H216V137H215V139H214ZM232 136H233V135H232ZM235 136H236V135H235ZM235 136H233V139H232V140H234V141L232 142L233 144H234L235 140H237V142H235V144L238 143V142H240V143H238V144H242V145H243V144H245V142H248V141L243 140V136H244V134H243V135H241V134H238V135H237L240 139H236L237 137H235ZM3 137H4V136H3ZM25 137H26V136H25ZM54 137H55V136H54ZM56 137H58V136H56ZM75 137H76V136H75ZM96 137H98V136H96ZM103 137L105 138V136H103ZM117 137H118V136H117ZM127 137H128V136H127ZM127 137H126V140H127ZM150 137H151V136H150ZM156 137H157V136H156ZM186 137H187V136H186ZM186 137H185V138H186ZM261 137H263V136H261ZM261 137H260V139H261ZM1 138H2V137H1ZM1 138H0V139H1ZM4 138H5V137H4ZM8 138H10V137H7V144L9 145V143H8ZM14 138H13V139H14ZM26 138H27V137H26ZM69 138H70V137H69ZM94 138H95V137H94ZM115 138H116V137H115ZM151 138H152V137H151ZM154 138H155V137H154ZM154 138H153V139H154ZM187 138H188V137H187ZM191 138H192V137H191ZM193 138H194V136H193ZM193 138H192V139H193ZM195 138H196V137H195ZM199 138H200V137H199ZM217 138H218V137H217ZM263 138H264V137H263ZM10 139H11V138H10ZM13 139H11V140H13ZM31 139H32V138H31ZM34 139H35V138H34ZM37 139H36V140H37ZM71 139H72V138H70L69 140H71ZM73 139H74V138H73ZM91 139H93V138H90V141H91ZM98 139H99V137L97 138V140H98ZM147 139H148V138H147ZM183 139H184V138H183ZM196 139H197V138H196ZM196 139H195V140H196ZM201 139H202V138H201ZM241 139H242L243 141H245V142H243ZM248 139H249V138H248ZM80 140H81V139H80ZM85 140H86V139H85ZM93 140H95V139H93ZM104 140H105V139H104ZM129 140H130V139H129ZM129 140H127V142H128ZM135 140H136V139H135ZM149 140H150V139H149ZM184 140H185V139H184ZM203 140H204V139H203ZM203 140H201V141H203ZM219 140L221 141V139H219ZM222 140H223V139H222ZM254 140H255V139H254ZM16 141H17V140H16ZM20 141H22V140H20ZM72 141H73V140H72ZM106 141H107V140H106ZM110 141H109V142H110ZM147 141H148V140H147ZM185 141H186V140H185ZM191 141H192V140H191ZM207 141H208V140H207ZM9 142H10V141H9ZM12 142H13V141H12ZM84 142H87V141H84ZM109 142H108V143L106 142V143L109 144ZM113 142H114V140H113ZM113 142L111 143L112 145H113ZM127 142H125V143H127ZM192 142H193V141H192ZM203 142H204V141H203ZM203 142H202V145H204ZM255 142H256V140H255ZM260 142H261V140H260ZM13 143H14V142H13ZM18 143H19V142H18ZM28 143H30V142H28ZM28 143H27V144H28ZM92 143H93V142H92ZM101 143H102V140H101ZM132 143H133V142H132ZM134 143H136V142H134ZM138 143H139V142H138ZM157 143H158V142L154 143V145H156ZM159 143H160V142H159ZM159 143H158V144H159ZM188 143H189V140H188ZM257 143H258V142H257ZM3 144H4V143H3ZM7 144H5V145H7ZM10 144H11V142H10ZM15 144H17V143H15ZM15 144H14V145H15ZM27 144H26V145H27ZM34 144H35V143H34ZM93 144H95V143H93ZM93 144H90V146H92ZM103 144H104V142H103L101 145H103ZM127 144H128V143H127ZM136 144H137V143H136ZM161 144H162L161 146H163V143H161ZM190 144H191V143H190ZM194 144H195V143H194ZM200 144H201V143H200ZM207 144H208V143H207ZM248 144H249V142H248ZM253 144H254V143H253ZM0 145L2 146L1 143H0ZM5 145H4V146H5ZM17 145H18V144H17ZM21 145H22V144H21ZM24 145H25V143H24ZM30 145H31V144H30ZM35 145H36V144H35ZM105 145H106V144H105ZM124 145H125V144H124ZM140 145H141V143H140ZM150 145H151V144H150ZM150 145H149V146H150ZM154 145H153V147H154ZM196 145H197V144H196ZM196 145H195V146H196ZM202 145H200V146H202ZM254 145H255V146H259V145H257V144H254ZM10 146H11V145H10ZM33 146H34V145H31V147H33ZM94 146H95V145H94ZM94 146H93V147H94ZM161 146H158V147L160 148ZM209 146H210V145H209ZM209 146H208V147H209ZM12 147H13V146H12ZM12 147H11V148H12ZM16 147H17V146H16ZM59 147H60V146H59ZM61 147H63V146H61ZM97 147H98V146H97ZM99 147H101L100 144H99ZM104 147H105V146H104ZM110 147H111V146H110ZM114 147H115V145L113 146V149H114ZM116 147H117V146H116ZM116 147H115V149H116ZM151 147H152V146H151ZM158 147H157V150H158ZM196 147H197V146H196ZM210 147H211V146H210ZM215 147H216V146H215ZM259 147H260V146H259ZM4 148H5V147H4ZM7 148H9V146H7ZM7 148H6L5 151H7V153H9V152H8L9 150H7ZM14 148H15V147H14ZM27 148H28V145H27ZM102 148H103V146H102ZM123 148H125V147H123ZM126 148H127V146H126ZM135 148H136V147H135ZM146 148H148V147H146ZM149 148H150V147H149ZM154 148H155V147H154ZM178 148H179V147H178ZM216 148H217V147H216ZM255 148H256V147H254L253 145L249 144V146H246V148H245L244 150H243V148H242L241 151H240V153H236V154H238V155L235 156V158H238V156H239V157L241 158V161L244 160L248 165L254 164V165H257L259 168L263 169V168H264V155H263L262 153L264 152V145H263V147H261V148L258 150V154L261 155V156L258 157V155H257V156H256V157H257L256 159H254V157H255V153H256ZM21 149H22V147H21ZM32 149H33V148H32ZM50 149H51V150H50ZM94 149H96V147H95ZM111 149H112V148H111ZM142 149H145V148L142 146ZM155 149H156V148H155ZM155 149H154V150H155ZM162 149H164V147H163ZM184 149H185V148H184ZM203 149H204V148H203ZM219 149H220V148H219ZM219 149H214V148H209V149H207V148H206V150H205L206 153H204V151H203V154H206L205 156L207 157V163H208V165H209V167H210V169H209V168L207 167L208 165H205V163H204V164H202V165H205L206 167L203 168V167H204V166H203V167H202L203 170L206 171V168H208V171H212L213 173H212V172H209V173H211V174H209V175H212V174H213V177L216 179V181L218 180V182H220V183H224L225 181L227 182V179L232 181L231 184H232V183H235V184L238 183V184H240V187H242V185H243V187H244V186L246 187V185H247L248 183H249L248 185H250V183H251L252 181L255 183V181L253 180V178H255V177H253V178L250 177L251 180H242V181H241L242 178H241V179H238V178H237L238 176L234 177L235 174H232V172H231V170H230V168H229V166H228L227 163H224V164L220 165V163H222V162H220L219 165H215V162H213V163H214V165H213V163H212V159H213V158H215V157H217V156H224V152L222 151V149H220V151H222V152H220V151L218 152ZM223 149H224V148H223ZM239 149H240V148H239ZM1 150L3 151V149H1ZM16 150H17V148H16ZM25 150H26V149H25ZM25 150H24V151H25ZM28 150H29V149H28ZM131 150H132V149H131ZM139 150L142 151L141 149H139ZM139 150H137V151L140 153ZM146 150H148V149H146ZM150 150H151V149H150ZM164 150H165V149H164ZM164 150H163V152H164ZM181 150H182V149H180V153H181ZM198 150H200V148H199ZM201 150H202V148H201ZM224 150H225V149H224ZM226 150H227V149H226ZM242 150H243V151H242ZM5 151H4V153H5ZM13 151H14V150H12V152H13ZM24 151L22 150V152H24ZM30 151H32V150H30ZM117 151H118V150H117ZM120 151H121V150H120ZM128 151H129V148H128ZM132 151H133V150H132ZM137 151H136V152H137ZM148 151H149V150H148ZM228 151H229V149H228ZM228 151L226 152L227 154H228ZM232 151H233V150H232ZM236 151L238 152V150H236ZM236 151H233L234 155H235V152H236ZM17 152H18V151H17ZM35 152H34V153H35ZM97 152H98V151H97ZM112 152H114V150H113ZM121 152H122V151H121ZM145 152H146V151H145ZM149 152H150V151H149ZM151 152H152V151H151ZM155 152H156V151H153V153H152V154H153V159H154V161H155V160H158V159H159V160H163V159H161V154H160L162 151H161V152L159 151L160 153H159V152H156V153H155ZM166 152H168V150H166ZM229 152H230V151H229ZM10 153H11V151H10ZM15 153H16V152H15ZM32 153H33V152H32ZM81 153H82V150H81ZM86 153H87V152H86ZM117 153H118V152H116V154H117ZM183 153H184V152H183ZM193 153H194V152H193ZM196 153H197V151L195 152V154H196ZM201 153H202V152H201ZM231 153H232V152H231ZM233 153H232V154H233ZM1 154H2V153H1ZM5 154H6V153H5ZM11 154H12V153H11ZM13 154H14V153H13ZM26 154H28V153H26ZM77 154H78V153H77ZM84 154H85V153H84ZM133 154H134V153H133ZM140 154H141V153H140ZM167 154H168V153H167ZM171 154H172V153H171ZM191 154H192V153H191ZM227 154H226V155H227ZM2 155H3V154H2ZM2 155H1V156H2ZM6 155H7V154H6ZM17 155H18V154H17ZM22 155H23V154H22ZM28 155H29V154H28ZM32 155H33V154H32ZM85 155H86V154H85ZM96 155L98 156L99 154H96ZM102 155H103V153H102ZM102 155H100V156H102ZM109 155H110V157H111L112 153L109 154ZM109 155H108V156H109ZM118 155H119V154H118ZM130 155H131V154H130ZM144 155H145V154H144ZM144 155H142V156H144ZM149 155H150V154H149ZM149 155H148V157H149ZM168 155H169V154H168ZM168 155H167V158L165 157V158H166V161L169 160V163H170V162H174L173 164H177V163H179V160H178L177 162L174 160V155H175V154H174V155H169L170 157H169ZM180 155H181V154H180ZM188 155H189V154H188ZM200 155H202V154H200ZM226 155H225V157H226ZM234 155H233V156H234ZM24 156H25V152H24ZM78 156H79V154H78ZM93 156H95V155H93ZM108 156L105 157V160H106V158H108ZM135 156H136V154H135ZM137 156H138V155H137ZM137 156L134 158L135 160H136V158H137V159H140V158H141L140 155H139V157H137ZM146 156H147V154H146ZM192 156H193V155L187 156V158L190 157L188 160H191V157H192ZM229 156H230V153H229ZM19 157H20V156H19ZM30 157H31V154H30ZM34 157H35V156H34ZM95 157H96V156H95ZM117 157H119V156H117ZM185 157H186V156H185ZM185 157H184V159H185ZM231 157H232V156H231ZM231 157H230V162H231V160H232V161L234 160V159H231ZM2 158H3V157H2ZM9 158H10V157H9ZM15 158H16V157H15ZM92 158H93V157H92ZM92 158H91V159H92ZM96 158H97V157H96ZM96 158L94 159L95 161H96ZM124 158H125L126 160H125ZM128 158H129V157H128ZM128 158H127V157H123L122 159H124V161H127ZM168 158H169V159H168ZM200 158H201V157H200ZM226 158H227V157H226ZM3 159H4V158H3ZM3 159H2V160H3ZM27 159H28V158H27ZM29 159H31V158H29ZM102 159H104V158L102 157ZM102 159H100L99 161H100V162L103 161V162L105 163V160H102ZM150 159H151V157H150ZM184 159H183L182 161H180V162H183V161L187 160V159H185V160H184ZM201 159H203L202 161L204 162V159H205V158H201ZM4 160H6V158H5ZM7 160H8V159H7ZM22 160L24 161L25 159L22 158ZM94 160H93V161H94ZM101 160H102V161H101ZM132 160H133V159H132ZM143 160H145V162H146V158L143 159ZM151 160H152V159H151ZM192 160H193V159H192ZM196 160H197V159H196ZM227 160H229V158H228ZM239 160H240V159H239ZM9 161H10V160H9ZM11 161H12V160H11ZM88 161H89V160H88ZM91 161H92V160H91ZM99 161H98V162H99ZM117 161H119V160H117ZM122 161H123V160H122ZM124 161H123V162H124ZM130 161H131V159H130ZM130 161H129V162H130ZM136 161H137V160H136ZM147 161H148V160H147ZM163 161H165V159H164ZM0 162H1V161H0ZM2 162H3V161H2ZM14 162H15V161H14ZM31 162H32V161H31ZM37 162H38V161H37ZM86 162H87V161H86ZM89 162H90V161H89ZM96 162H97V161H96ZM96 162H95V163H96ZM123 162H122V163H123ZM132 162H133V161H132ZM132 162H131V163H132ZM142 162H144V161H142ZM148 162H149V161H148ZM148 162H147V163H148ZM150 162H151V161H150ZM150 162H149L148 166H150ZM152 162H153V161H152ZM159 162H160V161H159ZM161 162H162V161H161ZM161 162H160V164H161ZM175 162H176V163H175ZM195 162H196V161H195ZM197 162H198V161H197ZM200 162H201V161H200ZM200 162H199V163H200ZM203 162H202V163H203ZM238 162H239V161H238ZM6 163H7V162H6ZM8 163H9V162H8ZM11 163H13V161H12ZM33 163H35V161L32 162L31 164H33ZM93 163H94V162H92V165L95 164V163H94V164H93ZM108 163H110V162H108ZM112 163H114V162H112ZM112 163H111V164H112ZM119 163H120V162H118V163H116V164H119ZM136 163H137V162H136ZM140 163H141V161L138 162V166H140ZM153 163H154V162H153ZM163 163H164V164H162L161 166H162V168L164 169L165 166H163V165H165L166 162H163ZM169 163H168V164H169ZM192 163H193V162H192ZM199 163H197V164H199ZM207 163H206V164H207ZM239 163H240V162H239ZM241 163H242V162H241ZM2 164H3V163H2ZM2 164H1V165H2ZM4 164H5V162H4ZM13 164H14V163H13ZM31 164H30V166H32ZM78 164H79V162H78ZM83 164H84V163H83ZM83 164H82V165H83ZM101 164H103V163H101ZM128 164H130V163H128ZM133 164L135 165V162H134ZM142 164H143V163H141V165H142ZM168 164H167V165H168ZM173 164H172V165H173ZM179 164H180V163H179ZM188 164L190 165V162H189ZM188 164H187V165H188ZM194 164H195V163H193V164L190 165V166H194ZM9 165H10V164H9ZM16 165H17V163H16ZM16 165H15V164L13 165V166H15L14 169L19 167V165H18V167H16ZM25 165H26V164H24V167H25ZM36 165H37V164H36ZM52 165H53V164H52ZM52 165H51V166H52ZM84 165H85V164H84ZM87 165H88V164H87ZM90 165H91V164H90ZM90 165H89V167H90ZM98 165H99V166H98V168H99L101 165H100V164H98ZM107 165H108V164H107ZM126 165H127V164H126ZM126 165H124V166H126ZM134 165H132V169H133V166H134ZM170 165H171V164H170ZM172 165H171V166H172ZM184 165H185V164L183 163V166H184ZM202 165H201V166H202ZM231 165H232V162H231ZM237 165H238V163H237ZM240 165H241V164H240ZM242 165H243V164H242ZM248 165H246V167H245V165H244L243 168H249V167H247ZM26 166H27V165H26ZM30 166H27L26 168H27V169H28V167L31 168ZM79 166H80V165H79ZM102 166H103V168H104L105 164H103ZM108 166H111V165L109 164ZM108 166H107V168H110V167H108ZM129 166H131V165H129ZM138 166L136 165L135 167H138ZM143 166H145V164H143ZM156 166H157V165L153 166V168L155 167V168H158V170H159V169H160V166H157V167H156ZM190 166H189V167H190ZM196 166H198V165H196ZM232 166H233V165H232ZM36 167H37V166H36ZM42 167H43V166H42ZM111 167H112V166H111ZM126 167H128V166H126ZM126 167H125V168H126ZM145 167H147V166H145ZM169 167H170V166H169ZM174 167H177V165L174 166ZM178 167H181V166H178ZM185 167H186V166H185ZM240 167H242V166H240ZM250 167H251V166H250ZM252 167H253V166H252ZM252 167H251V168H252ZM21 168H22V167H21ZM26 168H24V169L26 170ZM48 168H49V167H48ZM52 168H53V167H52ZM59 168H60V167H59ZM70 168H72V167L70 166ZM91 168H92V166H91ZM91 168H90V170H91ZM94 168H96V169H94V170H97V169H98L97 167H94ZM129 168H130V167H129ZM139 168H141V166H140ZM162 168H161V169H162ZM165 168H166V167H165ZM170 168H171V167H170ZM187 168H188V167H187ZM14 169H13V167H12V170H14ZM99 169H100V168H99ZM101 169H102V168H101ZM116 169H117V168H116ZM118 169H119V168H118ZM120 169H122V168H120ZM132 169H130V170H132ZM136 169H137V168H136ZM136 169H135V170H136ZM143 169H144V167H143ZM146 169H147V168H146ZM161 169H160V170H161ZM163 169H162V170H163ZM184 169H185V168H184ZM188 169L193 170V169H195V168H193V169H192V168H188ZM199 169L201 170L200 166H199ZM256 169H257V168H256ZM17 170H18V169H17ZM40 170H41V169H40ZM43 170L46 171V169H43ZM53 170H54V168H53ZM64 170H65V169H64ZM67 170H68V169H67ZM69 170L71 171V169H69ZM69 170H68V171H69ZM110 170H111V168H110ZM113 170H115V169H113ZM124 170H125V169H124ZM137 170H138V169H137ZM147 170H148V169H147ZM147 170H146V171H147ZM150 170H151V168H150ZM150 170H148V171H150ZM156 170H157V169H156ZM162 170H161V171H162ZM167 170H168V169H167ZM197 170H198V169H197ZM200 170H199V171H200ZM26 171H29V170H26ZM44 171H42V172H44ZM70 171H69V172H70ZM97 171H98V170H97ZM97 171H95V172L92 171V172H94V174H95ZM101 171H102V170H101ZM104 171H105V169H104ZM104 171H103V173H104ZM111 171H112V170H111ZM132 171H133V170H132ZM138 171H140V169H139ZM164 171H165V170H164ZM164 171H163V172H164ZM193 171H195V170H193ZM205 171H204V172L201 171V172L205 174ZM260 171H261V170H260ZM11 172H12V171H11ZM16 172H19V171H16ZM16 172H15V173H16ZM29 172H30V171H29ZM38 172L40 173V171H38ZM47 172H48V171H47ZM60 172H61V171H60ZM71 172H72V171H71ZM77 172L80 173V171H77ZM77 172L75 171L74 173H76V175H77ZM82 172H87V174L85 173L84 177H82L84 180H81V178L79 177V176H81L83 173H82V174L80 173L81 175L79 174V176H78L79 179H80V181H84V183H85V186H83V187L86 188V189H89V188L93 187V185H94L95 183H94L93 178H92V173H88V171H82ZM107 172H110V171H106V173H107ZM118 172H119V171H118ZM130 172H131V171H130ZM150 172H152V170H151ZM150 172H147V174L149 173V174H148V175H149L148 178L151 177V176H150V175H151ZM163 172H161V173H163ZM196 172H197V171H195V173H196ZM6 173H8V172H6ZM6 173H5V174H6ZM9 173H10V172H9ZM9 173H8V174H9ZM15 173H14V174H15ZM26 173H28V172H26ZM35 173H36V172H35ZM63 173H64V171H62V174H63ZM116 173H117V172H116ZM116 173H115V175H116ZM152 173H153V172H152ZM165 173H166V172H165ZM167 173H168V172H167ZM10 174H11V173H10ZM12 174H13V172H12ZM16 174H18V173H16ZM37 174H38V173H37ZM64 174L67 175L68 173H64ZM71 174H72V173H71ZM108 174H110V173H107L106 176H107ZM119 174H121V173H119ZM122 174H123V173H122ZM135 174H136V173H134L133 175H135ZM153 174L155 175V171H154ZM6 175H7V174H6ZM40 175H41V174H40ZM42 175H44V174L42 173ZM72 175H73V174H72ZM76 175H75V176H76ZM112 175H114L113 172L111 173V176H112ZM115 175H114V176H115ZM125 175H127V174L125 173ZM125 175L123 176L124 178H125ZM168 175H169V173H168ZM244 175H245V174H244ZM247 175H248V173H247ZM247 175H245V176H247ZM249 175H250V174H249ZM253 175H255V174H253ZM256 175H257V174H256ZM11 176H12V175H11ZM11 176H10V178H11ZM20 176H21V175H20ZM25 176L28 177V178H30V177L32 176V174L30 175V173H29V176H30V177L27 176V174H26ZM25 176H24V177H25ZM33 176H34V175H33ZM45 176H46V175H45ZM50 176H51V175H50ZM108 176H110V175H108ZM114 176H113V177H114ZM120 176H121V175H119V177H120ZM136 176H138V175L136 174ZM142 176H144V175H142ZM142 176H140V177L142 178ZM146 176H147V175H146ZM242 176H243V175H241L240 177H242ZM26 177H25V178H26ZM38 177H39V176H38ZM43 177H44V176H43ZM52 177H53V176H52ZM52 177H51V178H52ZM58 177H59V176H58ZM67 177H68V176H67ZM69 177H70V176H69ZM69 177H68V178H69ZM104 177H105V176H104ZM121 177H122V176H121ZM123 177H122V178H123ZM130 177H131V176H130ZM164 177H165V176H164ZM164 177H163V178H164ZM259 177H260V176H259ZM4 178H5V177H4ZM28 178H26V179H28ZM31 178H33V177H31ZM34 178H35V177H34ZM34 178H33V179H34ZM39 178H41V177H39ZM54 178H55V177H54ZM56 178H57V177H56ZM56 178H55V180H56ZM63 178H64V177H63ZM65 178H66V177H65ZM70 178H71V177H70ZM70 178L67 179V180L70 181ZM74 178H76L75 180L78 181V182H79L78 185H80V181H79V179L77 180V177H74ZM74 178H73V179H74ZM105 178H106V177H105ZM115 178H116V177H115ZM117 178H118V176H117ZM133 178H134V177L132 176L131 179H133ZM136 178H137V177H136ZM143 178H144V177H143ZM152 178H154V176H152ZM152 178H151V179H152ZM155 178H156V176H155ZM159 178H160V177H159ZM159 178L157 177V179H159ZM243 178H244V176H243ZM245 178H246V177H245ZM248 178H249V177H248ZM18 179H19V178H18ZM23 179H24V178H23ZM46 179H47V178H46ZM58 179L61 180L60 177L57 178V181H58ZM120 179H121V178H120ZM164 179H166V177H165ZM34 180H35V179H34ZM43 180H45V179L43 178ZM71 180H72V179H71ZM116 180H117V179H116ZM137 180H138V178H137ZM146 180H147V178L145 179V182H146ZM148 180H150V178H149ZM148 180H147V181H148ZM155 180H156V179H155ZM155 180H154V181H155ZM160 180H161V179H160ZM162 180H163V179H162ZM9 181H10V180H9ZM9 181H8V182H9ZM11 181H12V180H11ZM31 181H32V180H31ZM63 181H64V180H63ZM69 181H68V182H69ZM76 181H75V182H76ZM121 181H122V179H121ZM134 181H135V180H134ZM134 181H133V182H134ZM138 181H139V180H138ZM140 181H141V180H140ZM152 181H153V179H152ZM163 181H165V180H163ZM5 182H6V181H5ZM5 182H3V183H5ZM12 182H13V181H12ZM14 182H16V181H14ZM18 182H19V180H18ZM39 182H41V180H40ZM39 182H38V183H39ZM43 182H44V181H43ZM55 182H56V181H55ZM66 182H67V181H66ZM68 182H67L66 184H68ZM116 182H117V181H116ZM123 182H124V181H123ZM125 182H126V181H125ZM143 182H144V181H143ZM148 182H149V181H148ZM253 182H252V183H253ZM256 182H257V181H256ZM34 183H35V181L33 182V184H34ZM59 183H62V182L59 181ZM105 183H106V182H105ZM107 183H108V182H107ZM118 183H120V182H118ZM121 183H122V182H121ZM141 183H142V182H141ZM151 183H152V182H151ZM151 183H149V184H151ZM156 183H158L157 180H156L155 184H153V185L155 186ZM220 183H219V184H220ZM254 183H253V184H254ZM10 184H12V183H10ZM14 184H15V183H14ZM20 184H21V183H20ZM36 184H37V183H36ZM40 184H41V183H40ZM40 184H39V185H40ZM69 184H71V186H72V184H74L73 186H76V184H75V183H72L71 181H70ZM69 184H68V185H69ZM100 184H101V183H100ZM110 184H111L112 186L114 185V183L112 184L111 182H110ZM110 184H109V185H110ZM134 184H135V182H134ZM143 184H146V183H143ZM143 184H142V185H143ZM149 184H148V185H149ZM235 184H233V186H234ZM1 185H2V184H1ZM5 185H6V183H5ZM15 185H17V184H15ZM31 185H32V184H31ZM31 185H30V186H31ZM37 185H38V184H37ZM37 185H36V186H37ZM41 185H42V184H41ZM60 185H61V184H60ZM82 185H83V184H82ZM95 185H96V184H95ZM102 185H103V184H102ZM106 185H107L106 187H108V184H106ZM116 185H118V184H116ZM116 185H114V186L116 187ZM120 185H121V184H120ZM126 185H127V183H126ZM126 185H125V183H123V186H126ZM131 185H133V184H131ZM151 185H152V184H151ZM226 185L228 186V185H230V183H226ZM226 185H225V187H226ZM248 185H247V186H248ZM2 186H3V185H2ZM7 186H8V184H7ZM7 186H5V189L11 187V186H10V187H9V186L7 187ZM20 186H21V185H20ZM23 186H27V184H25V185L23 184ZM32 186H33V189H34V188L37 189V187H36L35 185H32ZM44 186H46V185H44ZM53 186H54V188H60L59 185H58V182H57V184H55V185H53ZM103 186H104V185H103ZM133 186H134V185H133ZM139 186H140V184H139ZM139 186H138V187H139ZM168 186H169V184H168ZM221 186H222V185H221ZM231 186H232V185H231ZM12 187H13V188L15 187V189H17L18 185H17V186H14V185H13ZM38 187H39V188H42L43 186H41V187L38 186ZM61 187H62V186H61ZM63 187H64V186H63ZM79 187H81V186H78V187H77L78 190H77V189H75V190H77V191L80 192ZM96 187H98V186H96ZM115 187H113L114 191H115V189H117V191L120 189L119 186H117L118 188H115ZM120 187L122 188V186H120ZM127 187H129V186L127 185ZM146 187H148V186H145L144 188H146ZM156 187H158V186H156ZM159 187H160V185H159ZM161 187H162V186H161ZM172 187H173V186H172ZM172 187H171V188H172ZM225 187H224V188H225ZM245 187H244V188H245ZM24 188H25V187H24ZM46 188L48 189V187H46ZM51 188H52V187H50L49 189H51ZM148 188H150V187H148ZM148 188H146V189H148ZM168 188H169V187H168ZM224 188H222V189H224ZM226 188H227V187H226ZM244 188H243V189H244ZM18 189H19V187H18ZM21 189H23V187H22ZM25 189H27V188H25ZM29 189H32V188L30 187ZM29 189H28V190H29ZM33 189H32V190H33ZM36 189H34V192H36V191H35ZM42 189H43V188H42ZM47 189H46V190H47ZM86 189H85V190H86ZM95 189H96V188H95ZM98 189H99L100 191L102 190L101 187H100V188L98 187ZM110 189H112V187H111ZM110 189H109V190H110ZM125 189H126V187H125ZM129 189H130V187H129ZM155 189H156V188H155ZM155 189H154V190H155ZM204 189H205V188H204ZM243 189H241V190L244 191ZM1 190H2V189H1ZM9 190H10V189H9ZM32 190H31V191H32ZM53 190H54V189H53ZM56 190H57V189H56ZM58 190H59V189H58ZM62 190H63V189H62ZM75 190H74V191H75ZM81 190H82V189H81ZM96 190H97V189H96ZM99 190H98V191H99ZM106 190H107V189H106ZM121 190H122V189H121ZM121 190H120L119 192H121ZM126 190H127V189H126ZM131 190H133V188H131ZM148 190H149V189H148ZM148 190H146V191H148ZM156 190H157V189H156ZM159 190H160V189H159ZM235 190H236V188H235ZM23 191H25V190H22V192H21V191H20V192L23 193ZM38 191H39V190H37V192H38ZM40 191H41V190H40ZM51 191H52V190H51ZM67 191H68V190H67ZM72 191H73V190H72ZM74 191H73V192H74ZM91 191H92V190H91ZM100 191H99L98 195L100 194ZM102 191H103V190H102ZM111 191H113V190H111ZM135 191H136V190H135ZM149 191H150V190H149ZM166 191H167V190H166ZM204 191H205V190H204ZM221 191H223V190H221ZM224 191H225V189H224ZM10 192H12V191H10ZM10 192H8V194H9ZM13 192H14V191H13ZM13 192H12V193H13ZM34 192H33V194H34ZM47 192H48V191H47ZM47 192H46V193H47ZM54 192H56V191L54 190ZM54 192H53V193H54ZM64 192H65V191H64ZM168 192H169V191H168ZM172 192H173V191H172ZM186 192H187V191H186ZM217 192H218V191H217ZM226 192H227V191H226ZM231 192H233V191H231ZM231 192H230V193H231ZM235 192H236V191H235ZM235 192H234V193H235ZM24 193H25V192H24ZM27 193H28V192H27ZM53 193L51 192L52 195H53ZM59 193L61 194L62 192L59 191ZM70 193H72L71 190H70ZM80 193H81V192H80ZM87 193H88V192H87ZM92 193H93V192H92ZM95 193H96V191H95ZM101 193H103V192H101ZM107 193H109V192H107ZM133 193H134V192H133ZM138 193H139V192H138ZM138 193H137V194H138ZM148 193H149V192H148ZM150 193H151V191H150ZM150 193H149V194H150ZM166 193H167V192H166ZM170 193H171V192H169V195H172V194H170ZM174 193H175V192H174ZM198 193H199V192H198ZM214 193H216V192H214ZM243 193H244V192H243ZM8 194H7V195H8ZM30 194H31V193H30ZM30 194H28V195H30ZM42 194H43V193H41V195H42ZM55 194H56V193H55ZM60 194H59V195H60ZM67 194H69V193L67 192ZM74 194L76 195V192H74ZM104 194H105V192L103 193V195H104ZM128 194H129V193H128ZM128 194H127V195H128ZM131 194H132V192H131ZM149 194H148V196L151 197V200L153 201L154 204L159 202L158 204H162V206H163L164 204H168V203L170 202V201H169V202L165 203V202H166V201H165L164 204H163V203H161V199H160V201L157 200L158 202H156V201L154 202L153 197H154V199H156L155 196H154V194H152L153 197L151 196V194H150V195H149ZM164 194H165V193H164ZM189 194H190V192H189ZM239 194H240V193H239ZM11 195H12V194H11ZM31 195H32V194H31ZM52 195H50V196L52 197ZM56 195H57V194H56ZM65 195H66V194L64 193L63 196H65ZM72 195H73V194H72ZM81 195H82V194H81ZM84 195H85V194H84ZM90 195H91V194H90ZM95 195H96V194H95ZM100 195H101V194H100ZM100 195H99V198H100ZM122 195H123V194H122ZM127 195H126V196H127ZM132 195H133V194H132ZM132 195H131V196H132ZM134 195H135V193H134ZM141 195H142V194H141ZM165 195H166V194H165ZM211 195H213V194H211ZM211 195H210V197H211ZM216 195H217V194H216ZM230 195H231V194H230ZM245 195H246V194H245ZM251 195H253V194H251ZM26 196H27V195H26ZM36 196H37V195H36ZM38 196H39V195H38ZM70 196H71V195H70ZM82 196H83V195H82ZM92 196H94V195H91V197H92ZM101 196H102V195H101ZM107 196H108V195H107ZM124 196H125V195H124ZM126 196H125V197H126ZM139 196H140V195H139ZM157 196H158V194H157ZM157 196H156V197H157ZM166 196H167V195H166ZM166 196H165V197H166ZM173 196H174V195H173ZM191 196H192V193H191ZM191 196H190V199L192 198ZM195 196H196V195H195ZM226 196H228V193H227ZM226 196H224V197H226ZM232 196H233V195L228 196V197L232 199ZM34 197H35V196H34ZM47 197L49 198V194H48ZM47 197H45V198H47ZM55 197H57V196H54V199L56 200ZM60 197H61V196H60ZM128 197H129V196H128ZM128 197H127L126 199H128L129 201H131V200H130V197H129V198H128ZM150 197H149V199H150ZM165 197H164V198H165ZM221 197H222V196H221ZM235 197H236V195H235ZM239 197H241V199H243V197L246 198V196H242V195L239 196ZM239 197H238V198H239ZM247 197L250 198V195H249V196L247 195ZM253 197H254V195H253ZM256 197H257V196H256ZM256 197H254V199H252V202H253V203H254V201H257V199H259V198H256ZM69 198H71V197H69ZM94 198H97V199H98V196L91 198V200L94 199ZM122 198H123V197H122ZM122 198H120V200H121ZM133 198H134V197H133ZM136 198H137V197H136ZM136 198H135V199H136ZM171 198H172V197H171ZM194 198H195V197H193V199H194ZM238 198H236V203L239 202V199H238ZM59 199H60V198H59ZM61 199H62V198H61ZM61 199H60V200H61ZM83 199H84V198H83ZM101 199H102V198H101ZM113 199H114V198H113ZM126 199H124V201H125ZM140 199H142L141 196H140ZM157 199H158V198H157ZM231 199H230V200H231ZM49 200H51V198H50ZM49 200H48V201H49ZM52 200H53V198H52ZM57 200H58V199H57ZM62 200H63V199H62ZM65 200H66V199H65ZM74 200H75V199H74ZM74 200H73V201H74ZM85 200H86V199H84L83 201L80 200V202H79V201L76 202V200H75L76 203H75L74 208H76L77 210H78V209H82V208L87 204V202H85ZM91 200H90V201H91ZM106 200H107V199L105 198V202H106ZM138 200H139V199H138ZM151 200H150V201H151ZM48 201H47V202H48ZM63 201H64V200H63ZM87 201H89V200H87ZM100 201H101V200H100ZM107 201H108V200H107ZM109 201L111 202V200H109ZM114 201H115V199H114ZM114 201H113V203H114ZM142 201L144 202L143 199H142ZM152 201H151V203H152ZM249 201H250V199H249ZM258 201H259V200H258ZM52 202H53V201H51V203H52ZM97 202H98V201H97ZM110 202H109L108 204H110ZM119 202H120V201H119ZM139 202L143 204V202H141L140 200H139ZM178 202H179V201H178ZM231 202H232V201H231ZM233 202H234V201H233ZM11 203H12V202H11L10 200H8V198L6 197V192L4 191V192L1 193V191H0V224H1V225H0V231H4V232L7 231V232H8L9 230H11L10 228H12L13 226H15L14 224H18V221H20V220L18 219V218H19V217H18V218H17L18 221H16V223H15V222H14V219H15L14 217H16V216H14L13 214H12L13 217H11V216H10L9 218L6 217V216L11 215V211H12V208H11L12 205H11ZM19 203H20V202L18 201L17 204H19ZM38 203H39V202H38ZM49 203H50V202H49ZM51 203H50V204H51ZM53 203H54V202H53ZM57 203H59V202H57ZM57 203H56V204H57ZM71 203H72V201H71ZM71 203H70V204H71ZM89 203H90V202H89ZM93 203H94V202H93ZM111 203H112V202H111ZM122 203H124V202H122ZM125 203H126V202H125ZM136 203H137V202H136ZM148 203H149V202H148ZM171 203H172V206H173V204H176V202L174 203V201H172ZM171 203H170L169 206L166 205V208H167V207L170 208ZM182 203H183V202H182ZM190 203H191V202H190ZM236 203H235V205H236ZM247 203H248V202H246V204H247ZM249 203H251V201H250ZM46 204H47V203H46ZM46 204H44V205H46ZM66 204L68 205V203H66ZM115 204H116V203H115ZM115 204H114V205H115ZM119 204H121V203H119ZM133 204H134V203H133ZM183 204H184V203H183ZM246 204L244 203L243 205H246ZM34 205H36V204H34ZM40 205H43V204H40ZM40 205H39V206H40ZM51 205H52V204H51ZM51 205H49V206H50L49 208H51ZM60 205H61V204H60ZM103 205H104V203H103ZM114 205H112V206H114ZM135 205H136V204H135ZM138 205H140V204H138ZM143 205H144V204H143ZM146 205L148 206L149 204H146ZM151 205H152V204H150L149 207H150ZM155 205H157V204H155ZM192 205H193V204H192ZM239 205H240V204H239ZM239 205H237V206H239ZM31 206H32V205H31ZM37 206H38V205H37ZM61 206H62V205H61ZM61 206H58V207H60L61 210L63 211V208H62L63 206H62V207H61ZM71 206H72V205H71ZM71 206H69V208H70ZM107 206H108V205H107ZM110 206H111V204H110ZM117 206H120V205H117ZM126 206H127V205H126ZM130 206H131V204H130ZM136 206H137V205H136ZM136 206H135V207H136ZM140 206H141V205H140ZM162 206H160V207L163 208L164 206H163V207H162ZM193 206H195V205H193ZM215 206H217V205H215ZM221 206H222V205H221ZM221 206H220V207H221ZM237 206H236V207H237ZM241 206H242V205H241ZM45 207H46V206H45ZM45 207L42 206V207H40L39 210H41V212L43 213V212H45V210H46ZM56 207H57V205H56ZM64 207H65V206H64ZM98 207L100 208V207H104V206H98ZM115 207H116V206H115ZM131 207H132V206H131ZM138 207H139V206H138ZM151 207H152V206H151ZM155 207H156V206H155ZM158 207H159V205H158ZM158 207H156V208H158ZM173 207H174V206H173ZM181 207H182V206H181ZM232 207H233V206H232ZM245 207H246V206H245ZM249 207H250V206H249ZM249 207H246V211H247V209H248ZM38 208H39V207H38ZM65 208H66V207H65ZM67 208H68V207H67ZM69 208H68V209H69ZM74 208L71 207V209H73V213H72L73 215H72V216H75V218H76V217H77V214H78V211H76ZM88 208H89V207H88ZM96 208H97V207H96ZM109 208H111V207H109ZM112 208H113V207H112ZM117 208L119 209V207H117ZM124 208H125V207H124ZM124 208H123V209H124ZM127 208H128V207H127ZM142 208H143V207H142ZM144 208H146V207H144ZM169 208H168V209H169ZM176 208H179V207H176ZM208 208H209V206H208ZM208 208H206V211H209ZM214 208H215V207L212 208L213 211H215L218 207L215 208V210H214ZM234 208H235V207H234ZM241 208H242V207H241ZM241 208H240V209H241ZM243 208H244V207H243ZM253 208H254V207H253ZM68 209H66V210H68ZM106 209H107V207H106ZM118 209H117V210L115 209V210L118 211ZM130 209H131V208H130ZM132 209H133V208H132ZM132 209H131V211H132ZM134 209H135V208H134ZM134 209H133V210H134ZM136 209H137V208H136ZM158 209H159V208H158ZM163 209H164V208H163ZM179 209H180V208H179ZM189 209L191 210L192 208H189ZM189 209L186 208V210H189ZM212 209H211V211H212ZM219 209L222 211V209L225 210V207H224V208H218L217 210H219ZM235 209H236V208H235ZM240 209H238V210H240ZM262 209H263V208H262ZM37 210H38V209H37ZM69 210H70V209H69ZM93 210H94V212H95V211L98 210V209H93ZM101 210H102V209H101ZM107 210H108V209H107ZM115 210H113V211H115ZM154 210H155V209H154ZM154 210H153V212H154ZM159 210H160V209H159ZM177 210H178V209H177ZM192 210H193V209H192ZM195 210H196V209H195ZM238 210H237V213H238ZM14 211H15V210H14ZM23 211H24V213H25V210H23ZM27 211H28V210H27ZM27 211H26V212H27ZM98 211H99V210H98ZM98 211H97V213H100V214L102 213V212H98ZM103 211H104V210H103ZM109 211H110V210H109ZM122 211H123V210H122ZM128 211H129V209H128ZM148 211H149V210H148ZM161 211H162V210H161ZM161 211H160V212H161ZM184 211H185V209H184ZM211 211H210V212H211ZM225 211H226V210H225ZM262 211H263V210H262ZM28 212H30V211H28ZM28 212H27V213H28ZM31 212L33 213V212H35V211L33 210V211H31ZM71 212H72V211H71ZM94 212H93V214H94ZM106 212H107V211H106ZM134 212H135V211H134ZM153 212H151V209H150V213H153ZM162 212H163V211H162ZM164 212H165V211H164ZM164 212H163V213H164ZM168 212H169V211H168ZM218 212H219V211H218ZM223 212H224V211H223ZM226 212H227V211H226ZM239 212H240V211H239ZM258 212H259V211H258ZM258 212H257V213H258ZM260 212H261V211H260ZM18 213H19V212H18ZM21 213H22V212H21ZM24 213H23V214H24ZM27 213H26V214H27ZM37 213H38V212H37ZM37 213H36V214H37ZM39 213H40V211H39ZM66 213H67V212H66ZM69 213H70V212H69ZM90 213H91V212H90ZM111 213H112V212H111ZM116 213H117V212H116ZM116 213H115V214H116ZM171 213H173V212H171ZM186 213H187V212H186ZM214 213H215V212H214ZM216 213H217V212H216ZM235 213H236V212H235ZM235 213H234V214H235ZM237 213H236V214H237ZM255 213H256V211H255ZM262 213H264V211H263ZM28 214H29V213H28ZM93 214H92V216H93ZM107 214H109V213L107 212ZM146 214H148V213H146ZM173 214H175V213H173ZM187 214H189V213H187ZM212 214H213V213H212ZM218 214H219V213H218ZM220 214H221V213H220ZM220 214H219V215H220ZM222 214H224V213H222ZM227 214H228V213H227ZM236 214H235L234 216H236ZM245 214H247V212H246ZM249 214H250V213H249ZM251 214H252V213H251ZM18 215H20V214H18ZM21 215H22V214H21ZM21 215H20V216H21ZM32 215H35V214H32ZM79 215H80V214H79ZM101 215H102V214H101ZM101 215H100V216H101ZM116 215H117V214H116ZM120 215H121V214H120ZM130 215L132 216V214L129 212L128 217H129ZM165 215H166V214H165ZM165 215H164V216H165ZM169 215H170V214H169ZM239 215H240V213H239ZM241 215H242V214H241ZM252 215H253V214H252ZM255 215L257 216V214H255ZM258 215H259V213H258ZM4 216H5L6 218H4ZM22 216H23V215H22ZM27 216H28V215H27ZM27 216H26V217H27ZM29 216H30V214H29ZM85 216H86V215H85ZM92 216H91V217H92ZM106 216H107V215H106ZM106 216H105V217H106ZM110 216H113V215H110ZM110 216H109V217H110ZM122 216H123V215H122ZM124 216H125V215H124ZM148 216H149V215H148ZM160 216H162V215H160ZM164 216H163V218H164ZM216 216H217V215H216ZM221 216H222V215H221ZM224 216H225V215H224ZM244 216H245V215H244ZM247 216H248V214L246 215V217H247ZM250 216H251V215H250ZM250 216H249V217H250ZM31 217L33 218V216H31ZM94 217H95V218H94ZM94 217H92V218H94V220H96V218L98 217L96 213L94 214ZM101 217H102V216H101ZM103 217H104V216H103ZM105 217H104V219H105ZM107 217H108V216H107ZM126 217H127V216H126ZM153 217H154V216H153ZM167 217H168V216H167ZM173 217H174V216H173ZM177 217H178V216H177ZM218 217H219V216H218ZM238 217H239V216H238ZM241 217H243V216H240V219H242ZM258 217H259V216H258ZM27 218H28V217H27ZM29 218H30V217H29ZM78 218H79V217H78ZM98 218H99V217H98ZM98 218H97V219H98ZM112 218H113V217H112ZM117 218H119V217L117 216L116 219H115V217H114L115 220H117ZM124 218H125V217H124ZM124 218H123V219H124ZM223 218H227V217L225 216V217H223ZM252 218H253V217H252ZM259 218H260V217H259ZM23 219H25V218H23ZM76 219H77V218H76ZM76 219H75V220H76ZM85 219L88 220V217L85 218ZM89 219H90V217H89ZM104 219L102 218V220H101V218H100L101 221H104ZM108 219H110V218H108ZM108 219H106L105 221L108 222V221H107ZM121 219H122V218H121ZM138 219H139V218H138ZM146 219H147V218H146ZM146 219L143 220L144 223H145ZM157 219H158V218H157ZM159 219H161V218L159 217ZM244 219H246V218H244ZM27 220L29 221V219H26L25 221L22 220V221L26 222ZM30 220L33 221V222H32V223H28V222H27L28 224H25V225L27 226V228H33V227H35L36 230H37L38 232L42 229L43 231L46 230L48 233L51 232V231L53 230V229H52V226H51L50 219H49V217H48L47 215H44V214H41V213H40L39 215H37V217H34V219H30ZM56 220H57V218H56ZM73 220H74V219H73ZM77 220H78V219H77ZM81 220H82V219H81ZM81 220H80V222H81ZM83 220H84V219H83ZM87 220H85V221H87ZM112 220H113V219H112ZM112 220H111V222H112ZM118 220H120V218H119ZM130 220H131V219H130ZM136 220H137V219H136ZM164 220H165V219H164ZM6 221H7V222H8V221L14 222V224L12 223L13 226H11V227L9 226L10 228H8L7 225H9L11 222H10L9 224L5 225L3 222H6ZM22 221H21V222H22ZM78 221H79V220H78ZM88 221H89V220H88ZM96 221L98 222V220H96ZM134 221H135V220H134ZM134 221H132V223H133ZM143 221L140 220V222H143ZM172 221H173V220H172ZM174 221L176 222V220H174ZM178 221H179V220H178ZM178 221L176 222V224L178 223ZM182 221H183V220H182ZM7 222H6V223H7ZM94 222H95V221H94ZM114 222H115V221H113V223H114ZM118 222H120V221H118ZM118 222H117V223H118ZM127 222H128V220L125 221L126 224H127ZM137 222H138L137 224L139 225V221H138V220H137ZM160 222H161V221H159V223H160ZM175 222H174V223H175ZM183 222H184V221H183ZM186 222H187V221H186ZM65 223H66V222H65ZM67 223L69 224V222H67ZM67 223H66V228H63V227H62L63 230H62V232H60L61 234H59V235H60L61 237H63L64 240H66L67 242H69V243L71 244V245L69 244L70 246H72V245H74V246H75V245H80V244H81V241H82V239H83V237H84V236L82 237L81 235H82L83 233H85V231H84L82 234H79L78 232L76 233V232L74 231L75 228H76V227H75V222H73V221L71 222V221H70L69 226L67 225ZM76 223H77V221H76ZM82 223H83V222H82ZM84 223H87V222H84ZM89 223H90V221H89ZM104 223H105V222H104ZM109 223H110V222H109ZM120 223H121V222H120ZM129 223H130V222H129ZM153 223H154V222H153ZM157 223H158V222H157ZM62 224H64V223H62ZM87 224H88V223H87ZM94 224L96 225V223H94ZM94 224L92 223V225H94ZM123 224H124V223H123ZM134 224H135V223H134ZM142 224H143V223H142ZM142 224H141V225H142ZM182 224H183V223H182ZM182 224H181V226H184L186 223L184 222V225H182ZM187 224H189V222H188ZM18 225H20V224H18ZM23 225H24V223H23ZM56 225H58V224H56ZM83 225H84V224H83ZM85 225H86V224H85ZM90 225H91V224H90ZM95 225H94V227H95ZM111 225H113V224H111ZM114 225H115V224H114ZM132 225H133V224H132ZM152 225H153V224H152ZM158 225H159V224H158ZM161 225H163V224H161ZM161 225H159V226H160V229L162 228ZM167 225H169V227H170V224H167ZM177 225H180V224H177ZM21 226H22V225H21ZM60 226H64V225H60ZM67 226H68V227H67ZM88 226H89V225H88ZM121 226H122V225H121ZM126 226H128V225H126ZM129 226H131V224H129ZM134 226H135V225H134ZM171 226H172V225H171ZM187 226L189 227V225H187ZM190 226H191V225H190ZM252 226H253V225H252ZM15 227H16V226H15ZM23 227H24V226H23ZM64 227H65V226H64ZM74 227H75V228H74ZM91 227H92V226H91ZM98 227H100V226L97 225V228H98ZM122 227H123V226H122ZM137 227H140V226H137ZM137 227L135 226V228H133V226H132L133 230H134V229H137ZM141 227H142V226H141ZM147 227H148V226H147ZM155 227H156V224H155ZM157 227H158V226H157ZM166 227H167V226H166ZM178 227H179V226H178ZM245 227H246V226H245ZM245 227H244V229H243L244 232H246L247 230H250V229H251V228H250V229H246V230H245ZM255 227H256V226H255ZM13 228H14V227H13ZM35 228H33L34 231H36ZM82 228H83V227H82ZM89 228H90V227H89ZM95 228H96V227H95ZM119 228H121L120 225H119ZM124 228H127V227H123V229H121V230H125ZM171 228H172V227H171ZM174 228L177 229L176 226H175ZM174 228H172V229H174ZM195 228H197V227H195ZM261 228H262V226H261ZM261 228H260V230H262V232H264V231H263L264 228H263V229H261ZM8 229H9V230H8ZM20 229L23 230L22 227H21ZM24 229L27 231L26 227H25ZM83 229L86 230V229H87V226H86V228H83ZM83 229H81V230H79V231L82 232ZM142 229H143V227H142ZM152 229H153V228H152ZM152 229H151V230H152ZM162 229H163V228H162ZM180 229H181V232H182V229H183V228L181 227ZM190 229H191V228H190ZM197 229H199V228H197ZM254 229H255V228H254ZM254 229H252V230H254ZM14 230H15V229H14ZM30 230H31V229H30ZM42 230H41V231H42ZM87 230H88V229H87ZM87 230H86V232H87ZM91 230H92V232H93V228H92ZM102 230H103V228H102ZM102 230H99L97 233L95 232L96 235H94V234H92V235H94L93 237H95V238H96V237H97V238H101L102 235H105V236H106L105 238H102V239H104V240L102 241V243L104 242V243H103V244H104L103 246H105L104 248H105L106 250H105L104 248H103V250H102V248L100 247L101 250L103 251V252L101 251V254H102V253H105V255H106V253H107V254H111V255L115 256L116 259H114V260L116 261V263H119V262H120L121 264H122V263H125V264H148V261H149V263H153V261H154L155 264H156V261H155V260H159V259H157L156 256H155V257L152 256L153 259H151V258L149 257L150 259L147 258L148 260H146V259H144L142 256H140V255H138V254H136V253H135V255H132V257H128V258H126V256L124 257V254L122 253V250H120V248L118 247L119 245H118V244L116 245V243H115V241H114V238H113V236H112V230L109 229V228H106V229H104L103 231H102ZM145 230H146V228H145ZM145 230H141V231H145ZM153 230H155V229H153ZM153 230H152V231H153ZM166 230L168 231L169 229H166ZM166 230H164V231H166ZM177 230H178V229H177ZM183 230H184V229H183ZM187 230H188V229H187ZM187 230H186V231H187ZM200 230H201V229H200ZM41 231H40V232H41ZM53 231H54V230H53ZM59 231H61V229H60ZM94 231H95V229H94ZM96 231H97V229H96ZM125 231H126V230H125ZM152 231H151V232H152ZM155 231H156V230H155ZM155 231H154V234L156 233ZM160 231H161V230H160ZM170 231H174V234H175V230H170ZM189 231H190V230H189ZM241 231H242V229H241ZM250 231H251V230H250ZM29 232H30V231H29ZM32 232H33V231H32ZM32 232H31V233H32ZM38 232H37V233H38ZM40 232H39V233H40ZM129 232H130V231H129ZM129 232L126 231L125 233H129ZM187 232H188V231H187ZM31 233H30V234H31ZM34 233H35V232H34ZM44 233H45V232H43V234H44ZM58 233H59V232H58ZM89 233H91V231H90ZM89 233H88V234H89ZM93 233H94V232H93ZM101 233H104V234L101 235ZM138 233H139V235L141 234L139 231H138ZM159 233H160V232H159ZM162 233H163V232H162ZM167 233H169V232H167ZM178 233H180V232H178ZM185 233H186V232H185ZM185 233H184V234H185ZM235 233H236V232H235ZM0 234H2V233H0ZM28 234H29V233H28ZM40 234H41V233H40ZM88 234H86V235H88ZM130 234H131V232H130ZM132 234H133V233H132ZM132 234H131V235H132ZM160 234H161V233H160ZM169 234H170V233H169ZM171 234H172V232H171ZM216 234H217V233H216ZM221 234H222V233H221ZM221 234H219V236H217V237H220ZM236 234H237V233H236ZM239 234H242V232H240V233L238 232V235H232V236H236V240H235V238H234V240L236 241V242L234 243V245L239 241L238 238L241 239V243H239V244H241V246H242V242L245 243L243 240H246V242H247V240H248V242H249L250 237H246L247 239H243L242 237H241V238L239 237V236H240ZM254 234H255V233H254ZM254 234H253V235H254ZM2 235H3V234H2ZM2 235H1V237H3ZM33 235H35V234H33ZM36 235H39V234H36ZM59 235H56V236H58L57 238L60 237ZM86 235H85V237H88V236H86ZM89 235H90V234H89ZM121 235H122V231H121ZM124 235H125V234H124ZM127 235H128V234H127ZM131 235H130V236H131ZM133 235H136V234H133ZM133 235H132V236H133ZM156 235H157V234H156ZM177 235H178V234H177ZM177 235H176V236H177ZM179 235H180V234H179ZM192 235H193V234H192ZM211 235H212V234H211ZM223 235H224V234H223ZM244 235H245V233H244ZM246 235H247V234H246ZM255 235H257V232H256ZM4 236H5V235H4ZM20 236H21V235H19L18 237H20ZM40 236H41V235H40ZM43 236H44V235H43ZM137 236H138V235H137ZM147 236H148V235H147ZM187 236H188V235H187ZM232 236H231V237H232ZM237 236H238V237H237ZM260 236H261V235H260ZM18 237H17L16 235H14V234H13V235H11V234H9V233L6 234V236H5L4 238H2V239L0 238V249H2V250H3V249L8 250V251L11 253V255L13 256L12 253H15V254H16V253L19 251V250L17 251V250L15 249L16 247H19V246H16L17 238H18ZM193 237H194V236H193ZM193 237H192V238H193ZM231 237H230V238H231ZM254 237H255V236H254ZM256 237H257V236H256ZM34 238H35V237H34ZM53 238H54V237H53ZM135 238H137V237H135ZM138 238H139V237H138ZM151 238H152V237H151ZM170 238H171V241H173L174 239H177V238H175V237H174V239H173L172 237H170ZM170 238H169V239H170ZM178 238H180V237H178ZM181 238H182V237H181ZM181 238H180V239H181ZM232 238H233V237H232ZM251 238H253V236H251ZM258 238H259V237H258ZM20 239H21V238H20ZM22 239H23V237H22ZM36 239H37V238H36ZM36 239H35L34 242L36 243V242L39 240V244H40V241H41V240L38 239V240L36 241ZM55 239H56V237H55ZM59 239H60V238H59ZM59 239H58V240H59ZM88 239H89L90 242H92V241L90 240V238H88ZM93 239H94V238H93ZM131 239H132V237H131ZM146 239H148V238L146 237ZM156 239H157V238H156ZM163 239H164V238H163ZM180 239H179V240H180ZM209 239H210V238H209ZM253 239L255 240V238H253ZM259 239H260V238H259ZM259 239H258V240H259ZM42 240H43V239H42ZM49 240H51V239H49ZM58 240L56 239V241H58ZM61 240H62V238H61L59 241L62 242ZM83 240H84V239H83ZM166 240H167V239H166ZM179 240H178V241H179ZM207 240H208V239H207ZM207 240H206V241H207ZM210 240H211V239H210ZM210 240H209V241H210ZM229 240H230V239H229ZM229 240H225V239H224V241L221 240L220 243H222V241H223V242L227 241V243L229 244V245H228V244H227V245H228L230 248H232V246L230 245V241H229ZM46 241H48V240H46ZM51 241H52V240H51ZM51 241H48V242L50 243ZM56 241L53 240V241H52L53 243H51V245H52V244L54 245V242H56ZM59 241H58L57 244L55 243V245H58V244L60 243ZM84 241H85V240H84ZM89 241H86V242H89ZM95 241H96V240H95ZM95 241H94L95 246H96V244H97V246H98L99 241H98L97 243H96ZM137 241H138V240H137ZM142 241H143V240H142ZM149 241H150V240H149ZM149 241H148V242H149ZM152 241H153V240H152ZM154 241H155V240H154ZM163 241H164V240H163ZM167 241H168V240H167ZM167 241H166V242H167ZM176 241H177V240H176ZM181 241H182V239H181ZM206 241H205V243H206ZM228 241H229V242H228ZM231 241H233V240H231ZM250 241H251V240H250ZM42 242H43V241H42ZM44 242H45V241H44ZM63 242H64L63 247H65V244H66V243H65V241H63ZM100 242H101V239H100ZM140 242H141V241H140ZM143 242H144V241H143ZM145 242H147V241H145ZM155 242H156V241H155ZM164 242H165V241H164ZM166 242H165V243H166ZM173 242H174V241H173ZM253 242H254V241H253ZM253 242H252V241L250 242V243H251L250 246L252 245ZM263 242H264V241H263ZM84 243H85V242H84ZM122 243H124V241H122ZM132 243H133V241H132ZM134 243H135V241H134ZM150 243H153V242H150ZM171 243H172V242H171ZM179 243H180V242H179ZM182 243H183V241H182ZM201 243H202V242H201ZM220 243H218V245H219ZM254 243H257V242H254ZM37 244H38V242H37ZM37 244H35V245H37ZM60 244H61V243H60ZM90 244H91V243H90ZM90 244H87V245H89V247H87V251H89V248H92V247L94 246V245L92 244L93 246L91 245L92 247H90ZM99 244H100V243H99ZM119 244H120V243H119ZM126 244H127V243H126ZM129 244H130V243H129ZM136 244H137V242H136ZM145 244H146V243H145ZM160 244H161V242H160ZM166 244H167V243H166ZM166 244H164V245H166ZM168 244H169V242H168ZM183 244H184V243H183ZM214 244H215V243H214ZM214 244H213V245H214ZM224 244H226V242H225ZM232 244H233V243H232ZM248 244H249V243H247L246 245H244L243 248H240L242 254L245 253L246 248H247L246 246H247ZM33 245H34V244H33ZM33 245H32V248H33ZM40 245L42 246L43 244H40ZM44 245H45V246L47 245L46 242L44 243ZM44 245H43V248H44ZM87 245L85 244V246H87ZM121 245H123V244H120V246H121ZM131 245H133V244H131ZM147 245H148V244H147ZM151 245H152V244H151ZM158 245H159V244H158ZM199 245H200V244H199ZM201 245H202V244H201ZM205 245H206V244H205ZM211 245H212V244H211ZM220 245H221V244H220ZM234 245H233V246H234ZM236 245H237V244H236ZM23 246H24V245H23ZM23 246H22V247H23ZM59 246H60V248L63 249V247H61L62 244L59 245ZM59 246H57V247L59 248ZM97 246H96V249H97L100 245H99L98 247H97ZM154 246H155V247H154ZM206 246H207V245H206ZM208 246H209V245H208ZM238 246H239V245H237V248L235 247L234 249H239ZM252 246H254V244H253ZM25 247H27V246H25ZM29 247H30V249H32L31 246H29ZM29 247H27V248H29ZM37 247H39V245H38ZM75 247H76V246H75ZM77 247H78V246H77ZM148 247H149V246H148ZM152 247H153V248H152ZM167 247L169 248L170 245H169V246H166V249H167ZM218 247H219V246H218ZM229 247H228V248L225 247L226 250L229 249ZM13 248H14V250H13ZM34 248H35V247H34ZM40 248H41V247H40ZM43 248H41V249H43ZM48 248L50 249V252H52V249L50 248V246L47 247V249H48ZM52 248L54 249V247H52ZM73 248H74V247H73ZM82 248H83V247H82ZM127 248H128V247H127ZM151 248H152L153 250H152ZM154 248H157V247H156V245L153 244V246L150 247L151 250H149V252L153 251V253H154ZM159 248H160V247H159ZM216 248H217V247H216ZM17 249H18V248H17ZM22 249H24V247L20 249V253L18 252V253H19L18 255H20V260H19V258H18L19 256L16 257V255H15V254H14V255H15L16 259L19 260L20 264H27V263H28V261H27V257H26V258L24 257L26 254H25L24 252H21ZM30 249H29V250H30ZM37 249H38V248H37ZM56 249H57V248H56ZM62 249H58L59 252H60ZM76 249H77V248H76ZM92 249H93V248H92ZM96 249H93V250H96ZM121 249H123V248H121ZM131 249H132V248H131ZM145 249H147V248L145 247ZM200 249H201V251L203 250V248H201V247H200ZM206 249H208V248H206ZM206 249H205V250H206ZM209 249H210V248H209ZM220 249H221V247H220ZM223 249H224V247H223ZM234 249H233V250H234ZM240 249H239V251H240ZM2 250H1V252H2ZM32 250H33V249H32ZM32 250H31V252H32ZM39 250H40V249H39ZM39 250H38V251H39ZM64 250H66V248L63 249V252H64ZM90 250H91V249H90ZM93 250H92V251H93ZM142 250H143V248H142ZM160 250H161V249H160ZM164 250H165V248H164ZM210 250H211V249H210ZM212 250H213V249H212ZM217 250H218V248H217ZM217 250H216V251H217ZM226 250H224V251L226 252ZM233 250H231V251L233 252ZM15 251H17V252H15ZM23 251H25V250H23ZM44 251H46L45 248H44L43 251H41L42 254H43ZM68 251H70V250L68 249ZM73 251H74V249H73ZM84 251H85V250H84ZM87 251H85V252H87ZM96 251H97V250H96ZM98 251H99V250H98ZM98 251H97V252H98ZM120 251H121V252H120ZM123 251H124V249H123ZM145 251H148V250H145ZM156 251H157V250H156ZM156 251H155V253H156ZM181 251H182V250H181ZM203 251H204V250H203ZM208 251H209V250H208ZM214 251H215V250H214ZM229 251H230V249H229ZM231 251H230V252H231ZM235 251H236V250H235ZM247 251H248V250H247ZM29 252H30V251H29ZM46 252H47V251H46ZM46 252H45V253H46ZM48 252H49V251H48ZM48 252H47V253H48ZM50 252H49V253H50ZM66 252H67V250H66ZM136 252H138V251H136ZM141 252H143V251H141ZM158 252H159V250H158ZM204 252H205V251H204ZM211 252H213V251H211ZM219 252H220V251H219ZM219 252H218V253H219ZM236 252H237V251H236ZM236 252H235V253H236ZM5 253H6V252L3 251L2 254L5 255ZM7 253H8V252H7ZM26 253H27V252H26ZM49 253L47 254V256H49ZM56 253H57V251H56ZM61 253H62V252H60V254H61ZM67 253H69V252H67ZM99 253H100V252H99ZM120 253H122L123 256H120V255H121ZM143 253L145 254L146 252H143ZM143 253H142V254H143ZM151 253H152V252H151ZM153 253H152V255H153ZM155 253H154V254H155ZM160 253H161V251H160ZM167 253H168V252H167ZM180 253H181V252H180ZM180 253H179V255H182V254H180ZM221 253H222V250H221L220 254H221ZM235 253H234V254H235ZM237 253H239V252H237ZM246 253H247V252H246ZM2 254H1V257H3ZM27 254H28V253H27ZM34 254H36V253H34ZM34 254H33V257H34ZM39 254H41V253H39ZM39 254H36V255L38 256ZM52 254H53V253H51L50 255H52ZM57 254H58L57 256H59V253H57ZM65 254H66V253H65ZM69 254H70V253H69ZM69 254H68V255H69ZM87 254H88V253H87ZM87 254H86V255H87ZM93 254H94V252H93ZM132 254H133V253H132ZM157 254H159V253H157ZM169 254H171V253H169ZM239 254H240V253H239ZM239 254H238L237 256H239ZM242 254H241V255H242ZM263 254H264V253H263ZM36 255H35V256H36ZM45 255H46V254H45ZM45 255H43V256H45ZM54 255H55V254H54ZM88 255H89V254H88ZM98 255H99V256H98ZM149 255H150V254H149ZM160 255H161V254H160ZM163 255H164V254H163ZM177 255H178V253H177ZM177 255H176V256H177ZM231 255H232V254H231ZM245 255H246V254H244V255L242 256L243 258H242V260L240 261L239 264H248V262L246 261L247 259L245 260V257H244ZM7 256H8L7 254L4 256V257H6V260H7ZM9 256H10V254H9ZM9 256H8V257H9ZM27 256H28V255H27ZM29 256H32V255H29ZM37 256H36V258H38ZM47 256H46V258H47ZM55 256H56V255H55ZM97 256H98L99 258H98ZM97 256H96V257L98 258V260H100V259H101V258H100V257H101L100 254L97 253ZM150 256H151V255H150ZM157 256H159V255H157ZM176 256H175V257H176ZM233 256H234V255H233ZM4 257H3V259H4ZM13 257H14V256H13ZM13 257H12V258H13ZM93 257H94V255H93ZM93 257H92V259H93ZM115 257H114V258H115ZM162 257H163V256H162ZM165 257H166V256H165ZM165 257H164V258H165ZM168 257H169V256H168ZM235 257H236V256H235ZM12 258H11V257L8 258V262H10V260H11ZM30 258H31L32 261H33L35 257H34V258L30 257ZM41 258H42V257H41ZM43 258H44V257H43ZM46 258H45V259H46ZM48 258H49V259H52V258H50V256H49ZM60 258H61V257H60ZM72 258H73V257H71V259H72ZM155 258H156V259H155ZM160 258H161V257H160ZM169 258H170V257H169ZM169 258H168V259H169ZM171 258H172V257H171ZM233 258H234V257H233ZM239 258H241V257L239 256ZM239 258H236V259L238 260ZM0 259H1V258H0ZM3 259H2V260H3ZM9 259H10V260H9ZM28 259H29V258H28ZM49 259H46V260H43V259H42V260H43V261H47V260H49ZM75 259H77V258L74 257V260H75ZM92 259L90 258V259H88V260L90 261V260H92ZM111 259H112V258H111ZM168 259H167V257H166V260H168ZM172 259H173V258H172ZM214 259H215V257H214ZM214 259H213V260H214ZM261 259H262V258H261ZM18 260L16 261L17 263H19ZM42 260H40V261H38V260H37V261L34 260L33 262H34V264H41L40 262H42ZM57 260H58V259H57ZM98 260H96V261H95V260H92V261H93L94 264H96V262H97ZM102 260H103V257H102ZM104 260H105V259H104ZM112 260H113V259H112ZM112 260H109V261L111 262ZM114 260H113V261H114ZM150 260H151V261H150ZM152 260H153V261H152ZM160 260H162V262H164L163 259H160ZM160 260H159V262L157 261V264H158V263L160 264ZM170 260H171V259H170ZM224 260H226V259H224ZM227 260H229V259L227 258ZM13 261H14V259H13ZM53 261H54V260H53ZM92 261H91V262H92ZM105 261H106V260H105ZM105 261H103V264L105 263ZM109 261H107V262H109ZM214 261H215V260H214ZM218 261H219V259H218ZM221 261H222V260H221ZM221 261H220V262H221ZM0 262H1V261H0ZM8 262L6 261L5 263H8ZM16 262H15V263H16ZM85 262H87V261H85ZM85 262H84V263H85ZM99 262H100V264L102 263L101 260H100ZM107 262H106V263H107ZM220 262H219V263H220ZM222 262H223V264H225L224 261H222ZM233 262H234V260H233ZM5 263H3V264H5ZM15 263H14V264H15ZM43 263H44V262H43ZM43 263H42V264H43ZM47 263H48V262H47ZM57 263H58V262H57ZM169 263H171V262L169 261ZM230 263H231V260H230ZM230 263H229V264H230ZM55 264H56V263H55ZM89 264H90V263H89ZM97 264H99V263L97 262ZM153 264H154V263H153ZM161 264H162V263H161ZM163 264H166V263H163ZM199 264H200V263H199ZM227 264H228V263H227ZM237 264H238V263H237ZM257 264H258V263H257ZM259 264H261V263H259Z\"/></svg>",
  "mask_w": 264,
  "mask_h": 264
}]
</instances>
